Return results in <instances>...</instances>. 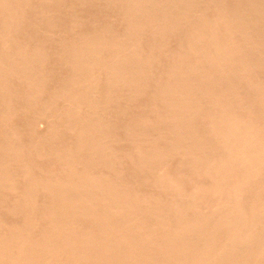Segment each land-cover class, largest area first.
I'll list each match as a JSON object with an SVG mask.
<instances>
[{
  "label": "bare ground",
  "instance_id": "1",
  "mask_svg": "<svg viewBox=\"0 0 264 264\" xmlns=\"http://www.w3.org/2000/svg\"><path fill=\"white\" fill-rule=\"evenodd\" d=\"M1 1V0H0ZM5 1V0H4ZM3 1V2H4ZM18 1H20V0H18ZM24 1H27L25 4H27L29 1L28 0H22V2L24 3ZM50 1H53L52 3L50 2ZM63 2V0H61V1H57V0H49V2H48V0H46V2L45 3H49V5H50V3H51V5H53V7H54V2ZM74 1H76V0H74ZM89 0H87V3H84V0H78V1H76V2H78V4L81 2L82 3V5H83V7L84 6H86V5H88V3H89V7H91V8H93V5H96L97 4V2H99V1H97L96 2V4H92L93 2H95V1H89ZM106 1V3L104 4V6H106V11L107 10H109V8H111L110 6L112 5V1H110V2H112V3H108L107 1L108 0H105ZM114 1V3H113V5L114 4H116L115 3V1L116 2H118V4H119V1L121 2V4L119 5V6H116L117 7V9L115 8V6H114V9H116V10H118L119 8H122V9H120V11L119 12H121L119 15H121V20H120V22H121V24H124V23H126L127 24V22L124 20V22H122L123 20H122V17L124 16V14H125V18L127 17L128 19H129V21H128V24L126 25L127 26V28H126V26L124 27L123 25L121 26V27H124V28H126L125 30H126V34L124 35V34H122L123 32H122V30L123 31H125L124 30V28L121 30V32H119V33H121L120 35H122V36H124V38H126V41H123V40H120L119 38H121L122 39V37H120V36H118V34L116 33V32H114L113 30H114V28L112 27V31H111V28L108 26V25H104V23H102V24H100L101 25V27H100V29L103 27V25L105 26L104 27V29H107L108 31H109V29H110V33H109V35H107L108 33H107V30H104V29H102V32L100 33V34H95V33H99V31H100V29L98 28V26H100V25H98L97 26V23H96V25L95 26H93V27H96L97 26V30H99V31H97V30H95L96 32L94 33V32H92V31H94V28L91 26V22L90 21H87V23L89 22V26H91V29H92V36H90L89 34V36H86L85 35V33H84V35H83V37L82 38H78L77 39V36H75V35H78V34H75L74 36L76 37V38H73V39H71V40H69V42H67L68 44L66 45V46H63V51H65V52H62V50H61V54L63 55L62 56V58H60V57H58V58H60V60H61V63H60V61H59V59H57L58 61H59V64H61V66L62 67H65V66H63L62 65V62H63V60H66L67 59V61H64V62H67V63H65V64H67L66 66H70V67H68V69L70 68V70L72 69V71H70L69 72V74H70V76H68V77H70V78H66V79H70L69 80V82H67L66 81V79H63V80H65V83H64V81H62V84H63V86L65 85L66 87L68 86V88H71L72 87V89H74V93H75V91L77 90V91H79V95L77 94V92H76V94H77V96L75 97V95L76 94H74V96L72 97L71 95L73 94V93H71V97H69L68 96V91L70 90H68V88H66L68 91H64L65 90V88H64V90L63 89H61L60 91H61V94L59 95L58 94V92H57V94L59 95V96H61V97H59V96H57V94H56V91H55V94L54 93H51V94H54V96H56V97H58V98H55L56 100L58 99V101H59V103L61 102V100H59V98L60 99H62V101H63V103H64V100H65V103L66 104H62L61 103V106L62 105H65V107H63V113L65 114V112H66V114L64 115V114H61V116L62 115H64V116H66V118H67V116H68V114L70 115L72 112H76V110H78L79 111V109L80 108H82V107H86V106H88V107H86V109L88 108V110H89V107H90V109L91 108H93L94 110H95V107H99V103H103L104 104V102H108V100H112L111 98H108L107 97V90H105V88L106 89H108V91L111 93V95L113 94L112 92H114V93H117L116 95L117 96H120V91H122V93L124 92V94L126 95L125 97H127L128 95H130L131 97H133L134 95L136 96L137 94L139 95V93L141 92L142 93V98L144 97L143 95V93H145V95H147L148 97H150V98H152L151 97V95L149 96V94H147L148 92H149V86H148V82H151L152 83V81L150 80V81H147L146 80V77H147V75L149 76V77H147V79H151L153 76H157V74L156 75H153L152 73H151V71H150V73L151 74H147V72H148V69H151V67H153L154 66V63H156L155 64V66H154V69H156L155 67H158V64H159V66H160V61L159 60H157V59H159L158 57H157V55L158 56H163L164 57V54H167L168 52H169V49H168V47H164L163 48V45H164V43L167 41V40H169L170 39V34H172V38L173 37H176L175 39H176V41H177V44H178V40L180 39V37L178 36L181 32H183V31H188L187 30V28L188 29H190V30H193V29H191L190 27V23H189V21L190 20H193L195 17V19H197V16H195L194 15V13H195V11L197 12V13H199V11H197V10H195L196 8H199V7H201L200 5H202V4H200V3H205V1L206 0H204L203 2H200L199 0H119V1H117V0H113ZM198 1L200 2L199 4L200 5H198ZM210 2H211V0H209ZM213 1V0H212ZM216 1V0H215ZM215 1L214 2H211V4L210 3H208V1L206 2V3H208V5L210 4V5H212L213 6V3H215ZM219 1L221 2L220 4H222V2H223V0L221 1V0H218V3H219ZM228 1V0H227ZM230 1V3L227 5L226 3L227 2H224L222 5H223V7L225 6V7H228L230 4H231V2L233 1V0H229ZM228 1V2H229ZM238 1V0H237ZM243 1V0H242ZM256 2H257V0H255ZM255 1H253L252 0V2L249 0V2H251V4L252 3H254ZM264 1V0H263ZM7 2V6L9 5V3H11V1H6ZM5 2V3H6ZM9 2V3H8ZM13 2V1H12ZM15 2V1H14ZM21 2V1H20ZM34 2H35V0H34ZM33 2V3H34ZM39 2H40V0H38V4L36 3L35 5H38L37 6V8L36 9H38V8H40V10L42 9V13H45V12H48L47 14H48V16L50 15V8H52L53 9V7H51V5H50V8L48 7L49 5H47L46 4V6L48 7V8H45L47 11H44L45 9H43L42 7L43 6H41L40 4H41V2H43V0H41V2H40V4H39ZM55 2V3H56ZM86 2V1H85ZM100 2H102V0L100 1ZM100 2L96 5L97 7L99 6V4H100ZM103 2H104V0H103ZM102 2V3H103ZM233 2H235V3H232L233 4V6H230V7H235V5L234 4H241V2L239 1V3L238 2H236L235 0L233 1ZM245 2H246V0L244 1V3H242L241 5H242V7H243V9H244V7H248L247 5L248 4H250V3H248L247 5L245 4ZM255 2V3H256ZM33 3H31V4H33ZM44 3V2H43ZM70 3V2H69ZM81 3H80V5H81ZM85 5H84V4ZM217 3V1H216V6L214 5V7H212V8H214V9H216L215 7H217V10H214V11H216V12H214V13H212V11H210L212 8H210L209 9V15L207 16V19L209 18V20H211L212 18H211V16L213 17V19H212V21H211V23H209V25L212 27V29L210 28V30H209V28L206 30V24L204 25L203 24V21H204V19H203V17L205 16V15H207L206 13H208V12H205L206 11V7H209V6H207V5H204L205 7L204 8H200L199 10H201L200 12H205L204 14V16H202L203 15V12H202V14H200L201 16H200V19H203V21H202V23H197V26H198V24H203V28L205 29V30H202L201 29V26H199V28L198 27H195V25L193 26L192 25V28H194V31H196L197 30V28H198V33L196 34V33H194V31H193V33L195 34V35H193V36H191V33H190V30H189V34H186L185 36L183 35V33L182 34H180V35H183V39L184 38H186L188 35V37L190 38V40L188 39V43L186 42L185 43V39L184 40H182V39H180V40H182V41H184V42H182L181 41V44L182 45H184V46H182L183 47V49L182 50H186V48H187V50L189 51V55H191L190 53H192V55H194L193 53H198V54H200V56L202 55V54H206V53H199V52H206L205 50H207V51H209L208 52V54H207V57L208 58H210L209 56V54H211V61L209 60V59H206V60H208V62L210 63V65H214V67L216 66V70H217V72L216 73H219L220 75H223L222 73H225L226 71H227V73H230V71H228L229 70V68H232L233 66L235 67V66H237V65H242V66H244V63L246 64L247 63V65H249L250 63H255L256 62V57H259V56H255V58H254V60L255 61H253L252 59H253V54H256V53H258V55H260L261 56V53H263L264 52V44H263V47L261 46L260 48H259V50L260 49H262L261 51H258V52H256L255 53V50H256V48L255 47H257V45H262V43L260 44V41L262 42V41H264L263 40V38H261L262 40H259V39H257L258 41H259V44H257L256 46L253 44V46H252V48H251V41H249V40H251V38H254V35H256V33L255 34H252V36L253 37H251V38H248L249 36H250V31H249V29L251 30V27H252V25L253 24H248L247 22H249L250 23V21H251V17L250 16H252V17H254L255 18V16H256V14L255 15H253V12L255 13V11H257V12H259V11H261V13L263 12V5L264 4H262L263 2L260 0V3L262 4V9H258L257 7H258V5H260V4H258V5H256V4H254V5H256L257 7V10H254L253 11V9L255 8V7H253V9L251 8L252 6H254V5H251L249 8H247V12L245 11V10H243V13H242V8L241 7H239V8H241V10L238 8V10L239 11H237V9L236 10H234L233 11V9H232V12H231V10H230V14H229V10H227L228 11V15H226L225 13V11H226V9H229V8H224V9H221V7H219L218 8V4ZM12 5L13 4H16V3H11ZM59 4V3H58ZM76 4V3H75ZM90 4H92V6L90 5ZM106 4H111L110 6L109 5H106ZM218 4V5H217ZM243 4H245V5H243ZM3 5H5V4H3ZM5 5V6H6ZM10 6V8L12 9V11H9L8 12V10H7V8L6 9H4V8H2V6L0 7V8H2L1 10H3L4 11V13L6 14V16H7V14L8 13H10L11 12V14L12 15H14L15 13H13V12H16V13H20V12H17V11H15L14 10V6ZM17 5V4H16ZM15 5V6H16ZM19 5H20V3H19ZM22 6H23V4H21ZM21 5H20V8L19 7H17V10H18V8L21 10L22 8H21ZM34 5V6H35ZM45 5V4H44ZM56 6H57V4H55ZM60 5H62V3H60ZM59 5V6H60ZM81 5V6H82ZM203 5H202V7H203ZM227 5V6H226ZM28 6H30V5H28ZM39 6H41V7H39ZM68 6H70V5H68ZM72 6V5H71ZM96 6H94V7H96ZM103 6V7H104ZM121 6V7H120ZM240 6V5H239ZM13 7V8H12ZM36 7V6H35ZM79 7V6H78ZM97 7H96V9H97ZM99 7H101V6H99ZM103 7H101V8H103ZM119 7V8H118ZM211 7V6H210ZM238 6L236 5V8H237ZM261 7V6H260ZM25 9H27L26 7H24ZM30 8V7H29ZM31 8H32V5H31ZM31 8H30V10H31ZM34 8V7H33ZM32 8V9H33ZM72 8V7H71ZM73 8L75 9V7L73 6ZM77 8V7H76ZM80 8V7H79ZM255 8V9H256ZM9 9V8H8ZM35 9V8H34ZM33 9V10H34ZM35 9V10H36ZM49 9V10H48ZM90 9V8H89ZM104 9V8H103ZM203 9H205V11L203 10ZM250 9H252L251 10V12L249 13V11H250ZM7 10V12H5ZM10 10V9H9ZM14 10V11H13ZM94 10V9H93ZM225 10V11H224ZM259 10V11H258ZM3 11H2V14H3ZM32 11V10H31ZM50 11V12H49ZM103 11V10H102ZM113 11V9H111V12ZM118 11H117V13H118ZM124 13H123V12ZM236 11V12H235ZM21 12H24V9L23 10H21ZM27 13L29 12V9H27V11H26ZM35 12V11H34ZM36 12H40V11H36ZM98 12V11H97ZM111 12H109V13H111ZM114 12V11H113ZM112 12V14H114V13H116V11L113 13ZM234 12V13H233ZM244 12H246V15H248L250 18H249V20L246 22V18L248 19V16H246V18H245V21H243V23L241 24V19L242 20H244L243 19V16H244ZM256 12V13H257ZM41 12H40V14L41 15H44V14H42ZM197 13H196V15H197ZM249 13V14H248ZM260 13V12H259ZM0 14H1V11H0ZM24 14H26V13H23V15ZM30 14H32L31 16H33V15H37V18H36V20L38 19V17H40V14H36V13H33V11H32V13L30 12ZM112 14H110V15H112ZM199 14H198V17H199ZM213 14H215L214 16H213ZM241 14H243V16L241 15ZM262 14H264V12L262 13ZM16 15V14H15ZM11 16L10 14L8 15L9 17H6V16H3V18H9L8 19V21H6L8 24L11 22V18H13V19H17V15L16 16ZM28 15V14H27ZM105 15V14H104ZM230 15V17L232 16L233 17V19H232V17L231 18H229V22H230V20L231 21H237L236 23H238V22H240V23H238V25H239V27H237L238 25L235 23V24H232L231 26H232V28H233V33H234V35L235 34H237V36L239 35V33L238 32H242V31H244V30H246L247 31V29L246 28H244V30H241V28H240V26L242 25L243 26V24H244V22L247 24H244L245 25V27L247 26V27H249L250 25H251V27H249L248 28V31H249V33H247V32H242V34L244 33L245 34V36H247V35H249V36H247L246 38H248L247 40L249 41V42H247V40H245L246 42H244L243 41V43L244 44H246V43H250V46H249V48L250 49H252L253 50V48H255L254 50H253V52L250 50V51H248V50H244L243 51V49H242V52L240 51V50H238V51H240V52H238V53H241V57L243 56L242 54L243 53H247V52H245V51H248V53L250 54V52L251 53H253L252 55L250 54V56H251V60H249V59H247L248 57H250L248 54H245V55H248V57L246 56V59L245 58H243L242 59V61H241V64L240 63H238V62H235L236 60H232L231 58L233 57H231L230 59L232 60L231 62L233 63H236L235 65L233 64H229L230 66H232V67H230L228 64H226L225 63V65H227V66H229L228 67V69L226 68L227 66H225L223 63H224V60L227 58L228 59V57H229V55H232V54H235V52H230L231 51V47H233V44H232V42H227L226 40H225V38L227 39V37H229V35H227L226 36V34L227 33H225V34H222V29H223V27L222 28H220V27H218L219 26V24H222L223 23V21H226V19H228V16ZM258 15V17L261 15V14H257ZM20 16H21V19H22V15L20 14ZM88 16V15H87ZM95 16V15H94ZM116 16V15H115ZM193 16H195V17H193ZM239 16H241L240 18H239ZM16 17V18H15ZM25 17H26V15H25ZM28 17H29V15H28ZM28 17H26V18H28ZM44 17H45V19H48V17H47V15L45 14L44 16H43V18L41 17L40 19H41V21H43L42 19H44ZM52 17V16H51ZM51 17H49V18H51ZM91 17V16H90ZM117 17V16H116ZM123 17V18H124ZM206 17V16H205ZM260 17H262V18H264V16H260ZM5 18V19H6ZM24 18V17H23ZM26 18H24L25 20H26ZM74 18V17H73ZM89 18V17H88ZM87 18V19H88ZM115 18V17H114ZM119 17H118V19H120ZM193 18V19H192ZM211 18V19H210ZM257 18V17H256ZM255 18V19H256ZM262 18H260V20L262 21ZM1 19H2V15H1ZM32 19V18H31ZM34 19V18H33ZM33 19H32V21H33ZM44 19V21H43V23L45 24V20ZM80 19V18H79ZM84 19V18H83ZM86 19V20H87ZM103 19V18H102ZM127 19V20H128ZM194 19V20H195ZM199 19V18H198ZM197 19V20H198ZM255 19H253L252 18V20H255ZM257 19H259V18H257ZM255 20V21H258V20ZM28 20L30 21V19H27L26 21L28 22ZM35 20V19H34ZM39 20V19H38ZM52 20H54V19H52L51 18V21H50V19L49 20H47L46 21V24L48 25L49 23H51L52 22ZM89 20V19H88ZM93 20V22H94V19H92ZM193 20V21H194ZM206 20V19H205ZM10 21V22H9ZM13 21V20H12ZM15 21V20H14ZM18 21H20L21 23H22V25H23V20H20V18L18 19ZM31 21V22H32ZM41 21H38V22H41ZM49 21V22H48ZM201 21V20H200ZM234 21L233 22H230V23H234ZM254 21V22H255ZM0 22L2 23V20H0ZM27 22H24V24H27ZM48 22V23H47ZM56 22V21H55ZM53 23V24H55L56 26H57V23ZM78 22V21H77ZM76 21H72V22H70V25H71V23L72 24H74V23H77ZM82 22V21H81ZM80 22V23H81ZM92 22V24H95V23H93ZM98 22V21H97ZM114 22V21H113ZM187 22L189 23L188 25H189V27L187 26V28H185L184 26H186V24H187ZM191 22V21H190ZM194 22H196V21H194ZM264 22V21H263ZM263 22H261V24H263ZM0 23V24H1ZM3 23H5V22H3ZM3 23H2V25H3ZM15 23H17V21H15ZM19 23V22H18ZM17 23V24H18ZM21 23L19 24L20 26H21ZM29 23V22H28ZM33 23H35V22H33ZM33 23H32V25H33ZM37 23V22H36ZM42 23V24H43ZM68 23V22H67ZM86 23V24H87ZM186 23V24H185ZM191 23H193V22H191ZM225 23V24H224ZM223 24H224V29L225 30H227V25H226V23H227V21L226 22H224ZM230 23H228V26H229V28H228V30L230 29ZM251 23H253L252 21H251ZM10 24H12V25H10ZM9 25L10 26H13L14 27V29H15V25H14V22L12 23H10ZM41 24V23H40ZM52 24V23H51ZM51 24H49L48 26L50 27V25ZM62 24V23H61ZM79 24V23H78ZM78 24H76L77 26H78ZM106 24H110L109 22H106ZM183 24H185V25H183ZM194 24V23H193ZM196 24V23H195ZM5 25V24H4ZM7 25V24H6ZM9 25H7V26H9ZM27 25H30V23L29 24H27ZM47 25H44V28L46 27V30L49 28H47ZM75 25V24H74ZM111 25V24H110ZM114 25V24H113ZM208 25V24H207ZM208 25V26H209ZM249 25V26H248ZM10 26L8 27L9 29H10V31L11 30H13V34L15 35V37H14V35L12 34V39L10 38V35L9 34H11V32L9 31V29L8 28H5V27H1V28H3V30L5 29V36H8L9 38H7L6 40H10L9 41V44H10V42H11V40H13V37L14 38H16L17 40H18V37L16 36V34L17 35H19L18 33H16L15 34V32L16 31H14V29L12 28H10ZM40 26H43V25H40ZM39 26V27H40ZM52 26V25H51ZM54 26V25H53ZM50 27L51 29H50V31L52 30V29H54L56 26H54V27ZM65 26V25H64ZM80 26V25H79ZM106 26H107V28H106ZM183 26V28L185 29H182L181 27ZM205 26V27H204ZM226 26V27H225ZM59 27V26H58ZM88 27V26H87ZM150 27L152 28V30H148L147 31V29L146 28H148V29H150ZM178 27H180L183 31H180V32H178L179 34H176V28H178ZM258 27V26H257ZM259 27H260V25H259ZM35 28V27H34ZM43 28V29H44ZM180 28H178L177 30H179ZM215 28H216V30H217V32H214V31H216L215 30ZM231 28V29H232ZM240 28V29H239ZM261 28L263 29V27L261 26ZM261 28H259L260 30H261ZM8 29V30H7ZM16 29L18 30V27H16ZM22 29V28H21ZM24 29V28H23ZM26 29V28H25ZM33 29V28H32ZM36 29V28H35ZM39 29V28H38ZM41 29V28H40ZM57 29V28H56ZM64 29V28H63ZM196 29V30H195ZM218 29H219V31L221 32V34L222 35H224V36H226V37H221V36H219V35H216V33L217 34H220V33H218L219 31H218ZM8 31V33H7V31ZM55 30V29H54ZM144 30H145V32L147 31L148 33H147V35L146 34H144L148 39H149V37L151 36V39H152V37H153V35H154V33H156L155 34V37L156 38H159L158 40H157V42H155V41H152L151 39H147V38H145L146 39V42H149L150 40V42L151 43H146L147 45L148 44H150V45H153L154 44V42L155 43H157L156 45V47H159L160 48V46L162 47V50H161V48L159 49V50H157L158 52H161V51H163V49L165 50V52H164V54L161 52V53H159V54H161V55H159L157 52V55H156V53H155V50H153V47H154V45L151 47L150 45H149V48L151 49L152 48V51L155 53V59L153 58V61H150V60H152V56L154 57V53H152V51L151 50H149V48H147L148 50V52L149 51H151V53H148V54H150V56H149V58H148V56L146 55V54H144V53H142L141 51H139V49L142 47V46H140L141 44H139L138 42H143V41H141L142 40V38L141 37H143V32H144ZM175 31V34L174 33H170V32H172V31ZM200 30L201 31H204V32H200ZM214 30V31H213ZM225 30H223V32H228V31H225ZM256 30V29H255ZM0 31H2V30H0ZM25 31V30H24ZM72 31V30H71ZM75 31V30H74ZM89 31V32H90ZM173 31V32H174ZM36 32V31H35ZM114 32V33H113ZM144 32V33H145ZM149 32H151V34L148 36V34H149ZM197 32V31H196ZM232 31L230 30V34L231 35H233V33H231ZM237 32V33H236ZM259 32H261V31H259ZM263 32H264V30H263ZM263 32H261L262 34H264ZM30 33V32H29ZM71 33H73V32H71ZM79 33V32H78ZM106 33V34H105ZM114 34V35H111V34ZM125 33V32H124ZM169 33V34H168ZM186 33V32H185ZM192 33V34H193ZM229 33V32H228ZM3 34H4V31H3ZM3 34H2V32H0V37H1V41H2V39L3 38H5V36L3 37ZM80 35L79 36H81V34L82 33H79ZM94 34V35H93ZM115 34H117V38H116V36H115ZM167 34V35H166ZM175 36H174V35ZM241 34V33H240ZM241 34V35H242ZM243 34V35H244ZM247 34V35H246ZM24 35V34H23ZM25 35H27V34H25ZM67 35V34H66ZM100 35V36H99ZM106 35H107V37H106ZM111 35V37H108V36H110ZM169 35V36H168ZM177 35V36H176ZM230 35V36H231ZM242 35V37H245V36H243ZM78 36V37H79ZM115 36V37H114ZM144 36V37H145ZM169 37L167 40H165L164 38L165 37ZM191 36V37H190ZM240 36V35H239ZM239 36L238 37H236V36H233V37H236L235 39H233V37H232V40H235V42L237 43L236 45H239L240 43L241 44H243L242 42H241V38L242 37H240L239 38ZM257 36V35H256ZM20 37V36H19ZM66 37V36H65ZM144 37H143V40H144ZM162 37H163V40H161L162 39ZM179 37V38H178ZM262 37H264V35H262ZM71 38V37H70ZM106 38H109V39H106ZM112 38V39H111ZM113 38H115L114 39V42H112V40H113ZM123 38V39H124ZM171 38V40L173 41V39ZM178 38V39H177ZM230 38V37H229ZM238 38H239V40H238ZM259 38V37H258ZM78 40V41H75V40ZM110 39H111V41H110ZM245 39V38H244ZM15 40V39H14ZM13 40V42H18V41H14ZM52 40V39H51ZM72 40H74V42H72ZM109 40V41H108ZM115 40H116V43L118 44V42L120 41L122 44H116L115 43ZM118 40V41H117ZM148 40V41H147ZM154 40H156L155 38H154ZM164 40H165V42H164ZM179 40V41H180ZM237 40V41H236ZM243 40V39H242ZM254 40H255V38H254ZM253 40V43L255 42ZM256 40V41H257ZM4 41H5V39H4ZM3 41V43L2 42H0V44H3V45H5V46H7V43L6 42H4ZM67 41H68V39H67ZM108 41V42H107ZM162 43H161V42ZM170 41V40H169ZM169 41H167V43H171V42H169ZM229 41H231V38H230V40ZM238 41H240V43H238ZM8 42V41H7ZM13 42H11V46L12 45H14L13 44ZM21 42V41H20ZM23 42V41H22ZM21 42V43H22ZM62 42V41H61ZM65 42V41H64ZM76 42V43H75ZM110 42L111 43H114V45H112V44H110ZM144 42H145V40H144ZM161 43L162 45H158V43ZM173 42H175V41H173ZM234 42V41H233ZM15 43V44H16ZM25 43V42H24ZM69 43H72V44H74V47L72 46V44H69ZM167 43H165V44H167ZM183 43H185V44H183ZM231 43V44H230ZM258 43V42H257ZM8 44V48L10 47V45ZM108 44H110L109 45V47H108ZM116 44V45H115ZM137 44H139V45H137ZM144 44V43H143ZM180 44V45H181ZM186 44H188V45H186ZM256 44V43H255ZM19 45V44H18ZM21 45V44H20ZM24 45V44H23ZM23 45H22V47H23ZM68 45L70 46H72V48H70V47H68ZM147 45H145V46H147ZM185 45L186 46H188V47H185ZM227 45H232L231 47H229V49L230 50H228V46ZM247 45V44H246ZM4 46V47H5ZM137 46H138V48H139V46H140V48L138 49L137 48ZM165 46V45H164ZM168 46H170V45H168ZM178 45H176V47H177ZM245 46V45H244ZM255 46V47H254ZM2 45H0V51H3V50H5V49H2ZM3 47V48H4ZM19 47H21V46H19ZM21 47V48H22ZM67 47L68 49H70L69 51H68V54H67V52H66V49L65 48ZM174 47H175V45H174ZM181 47V46H180ZM180 47H177V49H179L178 50V52H176V51H173V53H170L169 52V54H171V55H169V58H170V56H178V54H179V52H181V54H183V52L182 51H180L181 50V48ZM234 47H235V45H234ZM237 47V46H236ZM240 47H241V45H240ZM243 47V46H242ZM259 47V46H258ZM12 48V47H11ZM14 48V47H13ZM15 48H18L17 46L15 47ZM20 48V49H21ZM24 48V47H23ZM25 48H27V47H25ZM34 48V50L36 49L35 47H33ZM60 48V47H59ZM62 48V47H61ZM185 48V49H184ZM244 48V47H243ZM20 49H19V51L17 52L16 51V53H18V54H20ZM28 49V48H27ZM67 49V50H68ZM139 51H137V50ZM142 49V48H141ZM140 49V50H141ZM158 49V48H157ZM233 49V48H232ZM236 49H238V47L237 48H234V51L236 50ZM241 49V48H240ZM247 49H248V45H247ZM36 50H38V47H37V49ZM56 50V49H55ZM166 50H168V51H166ZM226 50H228V52L229 53H231V54H229V53H226L227 51ZM14 51V50H13ZM22 51H24V50H22ZM21 51V52H22ZM29 51V50H28ZM27 51V52H28ZM144 51V50H143ZM6 51H4V52H2V54H4ZM9 51H7V53H8ZM15 52V51H14ZM37 52V51H36ZM34 53V54H36L37 55V53ZM38 52H39V50H38ZM44 52V51H43ZM60 52V51H59ZM103 52H105V55H106V57L104 58V54H103ZM136 52H138V54L136 53ZM174 52L175 53H177V54H174ZM261 52V53H260ZM7 53H5V54H7ZM11 53V52H10ZM15 53V54H16ZM23 53V52H22ZM25 53V52H24ZM24 53H23V55H24ZM31 53V52H30ZM30 53H28V54H30ZM141 53V54H140ZM186 54H188L187 52H185ZM238 53H236V55L238 54ZM260 53V54H259ZM1 53H0V55H2ZM12 54V53H11ZM14 54V58H13V60H12V57H10V56H12V55H8L10 58H9V61H6V62H4L3 60H0V61H2L3 63H6V66H7V64H9L10 63V60H12L13 62H15V65H16V60L18 61V64H20L21 63V61L22 60H24V57L26 56H24V57H20L19 58V56L20 55H18L17 56V58H19V60L16 58V55ZM34 54H31V58H33V60L36 62V64L38 63L37 62V60H35L36 58H38V61H39V63H40V61H42V60H39L42 56V51L40 52V53H38V54H40V56L38 57H36V55L34 56ZM66 54V55H65ZM139 54L140 55H144L143 57H145V56H147V58H142V57H140L139 56ZM152 54V55H151ZM163 54V55H162ZM172 54H174V55H172ZM181 54H179V58L177 57H173L172 59H173V61H171V62H174V64L176 63V62H178V59H183L184 57H182L181 58ZM229 54V55H228ZM22 55V54H21ZM46 55V54H45ZM44 55V56H45ZM55 55V54H54ZM102 55H103V58H102V60L104 61H101V57H102ZM183 55H185V54H183ZM182 55V56H183ZM188 55V56H189ZM197 55V54H196ZM209 55V56H208ZM236 55H235V57H236ZM3 56H5V55H3ZM3 56L1 57V59L3 58ZM7 56V55H6ZM5 56V57H6ZM35 57V59H34V57ZM58 56V55H57ZM60 56V55H59ZM64 56H67L68 58H66L65 59V57ZM100 56V57H99ZM166 56V55H165ZM187 55H185V60L183 59V61H185L186 62V60L187 59H189L190 57H188ZM199 56V59H198V57H197V60H200V58L202 57H200ZM205 55H203V57H204ZM27 57V56H26ZM28 57H29V55H28ZM48 57V56H47ZM64 57V58H63ZM166 57H168V56H166ZM186 57H188L187 59H186ZM193 57V56H192ZM192 57H191V59H189V60H187V61H191L192 60ZM207 57H205V58H207ZM235 57H233V59L235 58ZM240 57V58H241ZM7 58V60H8V57H6ZM5 58V59H6ZM31 58H29V59H31ZM161 58V57H160ZM196 59V57L194 56L193 57V59ZM205 58H201V62H202V59H204L205 60ZM14 59H16L15 61H14ZM22 59V60H21ZM44 59H46L45 57L43 58V60ZM56 59V58H55ZM69 59V60H68ZM166 59V58H165ZM168 59V58H167ZM166 59V60H167ZM177 59V60H176ZM194 59V61L192 60L191 62H196V60ZM229 59V60H230ZM236 59H237V57H236ZM238 59H239V55H238ZM238 59H237V61H238ZM21 60V61H20ZM32 60V61H33ZM53 60V59H52ZM157 60V61H156ZM162 60V59H161ZM169 60V59H168ZM206 60H205V63H207L206 62ZM228 60V61H229ZM246 61V62H244V63H242L243 61ZM260 60V59H259ZM20 61V62H19ZM32 61H29V62H31V63H29V62H27L29 65H30V67H31V64L34 62H32ZM154 61H156V62H154ZM159 61V63H157ZM248 61H251V62H248ZM2 62H0L1 64H3ZM22 62H26V61H22ZM35 62L33 63V66L34 67H32V69L34 70L36 67H38V66H40L41 64H37V66L35 65ZM154 62V63H153ZM170 62V63H171ZM180 62V61H179ZM182 62V61H181ZM181 62L180 63H178V64H181ZM27 63H26V65H27ZM42 63V62H41ZM44 63V62H43ZM188 63V62H187ZM198 63V62H197ZM196 63V66L198 65V69L200 68V70L202 69V67L200 66L199 67V65H201V63L200 64H197ZM203 64V69H204V62H202ZM227 63H229V62H227ZM238 63V64H237ZM252 63V65H250V66H247L248 68H251L252 69V67H253V64ZM0 64V65H1ZM12 64H14V63H12ZM11 63L9 64V65H12ZM58 64V63H57ZM64 64V63H63ZM64 64V65H65ZM69 64V65H68ZM151 64H153V66H151ZM168 64V61H167V63L164 65V67L165 66H168L167 65ZM172 64V66L174 67L175 65H173V63H171ZM177 63H176V65H178ZM184 64V63H183ZM181 65V67H183L184 65ZM208 64V63H207ZM223 65V66H225V68L223 69V72H222V70H221V72L219 71V69H221V68H217V66L218 65ZM256 64H258V62H256L255 63V66H257ZM24 65H25V63H24ZM25 65V66H26ZM29 65H27L26 66V68H28V66ZM43 65V64H42ZM42 65H41V71L44 69H42ZM104 65L105 66H107V70L109 71V72H107L106 70H105V68H104ZM157 65V66H156ZM188 65V64H187ZM187 65L186 66H184V68L185 67H187ZM192 64L190 63V65L188 66V67H191V69H192V66H191ZM210 65H206V66H210ZM219 65V66H220ZM222 65L220 66V67H222ZM2 66V68H3V66L4 65H1ZM6 66L4 67V68H6ZM17 66V65H16ZM19 66H21L22 67V63H21V65H19ZM103 66V67H102ZM151 66V67H150ZM196 66H194V67H196ZM206 66H205V70L207 71V69H206ZM211 66V67H212ZM242 66H240V67H242ZM246 66V65H245ZM245 66H244V68H245ZM254 66V67H255ZM10 67H11V70L12 69H14L15 68V66L13 67V65L12 66H9L8 67V69L10 70ZM18 67V66H17ZM15 68L14 70L15 71H18V70H16V69H18V68H20V67H18V68ZM24 67V66H23ZM47 67H49V66H47ZM59 67H60V65H59ZM100 67H102V68H104V70H102V68H100ZM150 67V68H149ZM162 67V66H161ZM180 67V65H179V68H181ZM187 67V68H188ZM194 67H193V69H194ZM210 67V68H211ZM246 67V70L248 69ZM254 67H253V69H254ZM2 68H1V70H2ZM56 68H57V65H56ZM65 68H67V67H65ZM98 68H100L101 70L99 71V74L101 75L102 73H103V75H104V73H105V75H107V73H109L107 76H105L106 78H102V77H104V76H101L100 78H102V79H105V81L103 80V82L104 83H101V84H103L104 85V87H103V91H105V93L102 91V90H100V88L102 87V85L101 86H99V82H98V80L100 79L99 77H97L98 76ZM159 68V67H158ZM176 68V67H175ZM175 68H171V72H173L172 71V69H175ZM178 68V69H179ZM184 68H181L182 70L184 69ZM186 68V70H189L190 68H188L187 69ZM197 68V67H196ZM223 68V67H222ZM236 68V67H235ZM257 68V67H256ZM255 68V69H256ZM6 70V69H4V70H6V71H4V70H2L4 73L5 72H7V71H9V70ZM22 69V68H21ZM24 69V68H23ZM23 69L21 70L22 72H23V77L24 76H26V75H24V72L25 71H23ZM31 69V68H30ZM30 69H26V71L28 70V71H30ZM38 69H39V67H38ZM60 69V68H59ZM153 69V68H152ZM159 69H161V70H163L162 68H159ZM164 69H168V67H165ZM169 69H170V66H169ZM169 69H168V73L166 72V70L165 71H162L163 72V74L167 77L168 76V74L170 73L169 72ZM177 69V68H176ZM178 69H177V72H178ZM181 69H179V72H183ZM193 69L192 70H189V71H184L183 72V74L182 75H184V78L183 77H181V78H183V81H185L184 79H187V78H185L186 76L188 77L189 76V78L188 79H191V77H193L194 76V74H195V72L193 71ZM197 69V71L196 72H198L199 70ZM226 69V70H225ZM236 69H240V71H241V73L243 72V67L242 68H238V66H237V68ZM236 69H234V68H232V69H230V70H235V72H232L233 74H235L236 73V75H239L240 77H236V82L237 81H239L241 84L245 81V82H247V79H246V74L247 73H250V70H248L249 72H247V71H245V76L246 77H244L245 78V80L243 81V76L244 75H241V74H238L236 71H238V70H236ZM253 69H252V71H253ZM0 70V71H1ZM13 70V71H14ZM33 70H31L29 73L31 74H35V72L33 71ZM40 70V69H39ZM161 70L160 71H158V73H159V75L161 76H159L157 79H155L154 77V80L153 81H155V82H157V80L160 78L161 80V82L162 81H164V80H162V78L163 77H165L163 74H162V72H161ZM196 70V69H195ZM211 70H212V68H211ZM210 69L207 71L208 73H205V75H208L209 74V79L211 78V77H213L212 76V72H209V71H211ZM214 70V69H213ZM13 71H10V72H8V73H11V74H17L15 71H14V73H12ZM28 71L26 72V73H28ZM34 73H33V72ZM35 71H37V70H35ZM47 71V70H46ZM74 71V72H73ZM104 71V72H103ZM107 73H106V72ZM192 71V73H191V75H193V76H191V75H187L189 72H191ZM204 71V70H203ZM202 70H201V73L203 72ZM219 71V72H218ZM225 71V72H224ZM2 72V73H3ZM20 71H18V74H21V73H19ZM39 72V71H38ZM38 72H37V74H38ZM44 72V71H43ZM71 72H73L72 74H71ZM102 72V73H101ZM153 72H155L154 70H153ZM175 72V73H174ZM173 73L174 74H176V75H180V73H176V71H174ZM188 72V73H187ZM239 72V71H238ZM1 73V72H0ZM0 74L1 76H4L3 74ZM8 73H7V76L9 77V75H8ZM28 73V74H29ZM64 73H66V72H64ZM149 73V72H148ZM155 73H157V72H155ZM165 73H167V75L165 74ZM173 73H170V74H173ZM187 73V74H186ZM199 73V72H198ZM215 73V71L213 72V74H216ZM230 74V75H233V74ZM14 74V75H15ZM17 74V75H18ZM29 74V75H30ZM40 74V73H39ZM41 74H42V72H41ZM40 74V75H41ZM44 74V73H43ZM169 74V75H170ZM186 74V75H185ZM203 74H204V72H203ZM202 74V75H203ZM219 74H216L217 76H214V77H218V80H215L216 78H214V80H213V78H211V83H207L208 81H209V79H208V77L206 78L207 79V81L205 82L204 81V87L202 86L203 84V82H201V84L199 83H197V79H198V77L200 76V73L196 76L197 77V79H195V81H196V84H198V87H196L197 89L198 88H200L199 87V85H201V87H202V89L200 88L199 90L201 91L202 90V92L204 91V92H208L209 91V89H212V88H207L208 89V91H206V87H210V85L211 86H214L215 85V87L217 86V87H219L220 85V83L222 84L223 83V81H225V80H220L221 78H223L224 77V75H223V77H221ZM226 74V73H225ZM16 75V76H17ZM46 75V74H45ZM153 75V76H152ZM163 75V76H162ZM176 75H173V78H174V76H175V79H176V81H173V83L174 84H176V82L178 81V78H179V82H178V84L181 82V83H183V87H184V82L182 81V79L180 78V77H178V78H176ZM181 75V76H182ZM205 75H203V76H200V77H204ZM210 75H211V77H210ZM219 75V76H218ZM227 75V74H226ZM252 75V74H251ZM5 76H6V74H5ZM13 75H11V77H9L10 79L11 78H13L12 80H15L16 81V83H15V85H14V82H13V84L11 83L12 81H9V82H7V83H9V85H10V83L12 84V86L10 85V87H12V88H14L15 86V88H19V86H17L16 84H19L20 86H22L21 84H23L25 81H23L22 80V78H20L23 82L22 83H18V82H20L21 80L19 79V81H18V79L17 78H14V77H12ZM15 76V77H16ZM20 76V75H19ZM35 76H39V75H36L35 74ZM66 76V77H67ZM171 76V75H170ZM191 76V77H190ZM18 77V76H17ZM30 77V76H29ZM40 77H44V76H40ZM40 77H38V79H34V81L36 80V83H40L41 84V82L43 83L44 82V79H42V78H40ZM46 77H47V75H46ZM54 77V76H53ZM61 77V76H60ZM151 77V78H150ZM165 77V79H167ZM195 76H194V78H196ZM220 77V78H219ZM1 78H3V77H0V83L2 84V83H4V84H2L1 86L3 87L4 85H5V87H6V82H4L5 80L6 81H8L7 80V77H5L6 79L4 80V78H3V82H2V79ZM28 77H26L25 79H27ZM33 76L31 75V77H30V81L32 80V82L31 83H33ZM40 78V79H39ZM64 78V77H63ZM97 78H98V80H97ZM152 78V79H153ZM171 78H172V76H171ZM172 78V79H173ZM194 78H193V80H187V85H188V81H190L191 82V84H192V81H193V83H194ZM240 78H242V82H241V80H240ZM256 78V77H255ZM9 79V80H10ZM24 79V78H23ZM43 81H42V80ZM57 79V78H56ZM102 79H101V81H102ZM164 79V78H163ZM170 79V78H169ZM200 79V81L202 80L201 78H199ZM226 79V78H225ZM238 79V80H237ZM40 80H41V82H40ZM181 80V81H180ZM222 81V82H220V81ZM30 81H29V83H30ZM39 81V82H38ZM100 81V80H99ZM145 82V83H147L146 85H147V87L146 86H144L145 85V83H142V82ZM147 81V82H146ZM172 81V80H171ZM170 81V82H171ZM199 81V80H198ZM215 81V82H214ZM219 81V84L217 83V82ZM28 82V80H26V83ZM161 82H160V84H159V81L157 82L159 85H161ZM168 82V81H167ZM167 82L165 83V85H163L164 83L162 82V85L159 87L158 85H157V87L155 88L154 87V82L152 83V87H154V89H153V94H152V92H150V94H152L153 95V98H154V94L155 93H157L160 89H162V91L163 92H161V90L159 91V92H161L160 94H163L164 95V98H163V95H162V98L160 97L161 95L159 94V95H157L156 94V97H160V99H158V101H160L161 99H162V101H160V102H163V103H161L160 104V107H155L154 105H153V107H154V112L156 113V115H157V117L158 116H160L161 117V115H159V114H157L158 112H156V111H159L160 110V108L162 109V107H164L162 104H164L165 103V98H166V95L165 94H169V93H164L165 92V89H168V87H170V85L168 86V87H165V86H167ZM231 82H234V81H231ZM239 82H237L238 84H239ZM251 82V85L253 84L252 83V81H250ZM59 83V82H58ZM157 83H155V84H157ZM169 83V82H168ZM172 83V84H173ZM180 83V84H181ZM185 83V84H186ZM214 83V84H213ZM217 83V84H216ZM225 83H230V80H228V82H226L225 81ZM256 83V82H255ZM25 84V83H24ZM23 84V85H24ZM35 84V83H34ZM40 84H35V86L37 85V88H38V86L40 85ZM82 84H84V87H85V92H83V86H82ZM87 84V85H86ZM142 84H144V85H142ZM176 85L175 87L178 89V86L180 85ZM191 84H189V85H191ZM195 84V85H196ZM208 84V86H206L205 87V85H207ZM228 84H225V86L227 87L228 86V88H229V86H230V84L228 85ZM231 84H233V83H231ZM241 84H239L240 86H241ZM249 83H247V84H244L243 86H245V89H247L248 87H246V85H248ZM259 84V83H258ZM26 85V84H25ZM31 85V84H30ZM57 85V84H56ZM79 85H81V86H79ZM138 85H141V86H143V87H141L142 89H144L145 87L147 88V89H144V90H146V92L144 91H142V90H140L141 88H140V86L138 87ZM150 85V84H149ZM189 85L187 86V87H189ZM193 85V84H192ZM191 85V86H192ZM219 85V86H218ZM223 85V87H221V89H225V91H226V87H224V84H222ZM256 85L257 84H253V86H255L256 87ZM1 86H0V88H1ZM8 86V85H7ZM28 87H29V84L27 85ZM40 86H42V85H40ZM98 86L100 87L99 88V90H100V92H99V95L97 96L96 95V99H97V97H99V101H97L94 97H92L93 95L95 96V90L97 91L98 90ZM156 86V85H155ZM163 86H164V89H163ZM182 85H180V87H181ZM197 86V85H196ZM233 86H236V84L234 83V85ZM238 86V85H237ZM236 86V87H237ZM249 86V85H248ZM261 86V85H260ZM3 87L4 88V90L3 91H5V89L6 88H8L9 89V86L8 87ZM25 88H26V86H24ZM27 87V89H26V92L28 91V90H30V92H33L31 89H32V86L31 87H29L28 88ZM53 87V86H52ZM74 87V88H73ZM77 87V88H76ZM96 87H97V89H96ZM123 87H124V89L126 88V89H128V91L130 92V93H128V91H127V94L125 93L126 92V90L124 91L123 90ZM187 87L185 86V88H183V89H186V91H187ZM192 87H194V86H192ZM214 87V89L216 90V92H218L219 91V89H218V91H217V88H215ZM232 89H233V87L232 86H230ZM258 87V86H257ZM11 88V89H12ZM14 88V90L15 91H13V89L10 91V93H13V92H17L18 90L17 89H15ZM25 88H23V89H25ZM31 88V89H30ZM36 88V89H37ZM47 88V87H46ZM60 88H62V87H60ZM59 88V89H60ZM120 88H122V89H120ZM140 88V89H139ZM150 88V89H151ZM157 88L159 89V90H157ZM173 88H174V85H173ZM176 88H174L175 90H176ZM231 88L229 89V90H231ZM242 88V87H241ZM244 88V87H243ZM249 88H251V87H249ZM248 88V89H249ZM19 89H21V87L19 88ZM22 89V90H23ZM35 89V90H36ZM57 89V88H56ZM58 89V90H59ZM76 89V90H75ZM157 91H156V90ZM170 89H172V87H170ZM180 89H182V87L180 88ZM180 89H178L179 91H180ZM188 89H190V87L188 88ZM197 89H195V91L197 90ZM204 89V90H203ZM214 89H212V91H211V93L213 94V92H215V90ZM254 88H251L250 90L251 91H253V92H255V93H258L259 91V93L261 94L262 92V88H260V89H254ZM7 90V89H6ZM10 90V89H9ZM54 90V89H53ZM57 90V91H58ZM82 90V91H81ZM118 90H120V91H118ZM178 90H176L177 92H172L171 90H169V92L170 93H175V95H176V93H177V95L176 96H178V94H180V96L181 97H183L181 94H183V93H185V94H187V93H189V92H191V91H193V93H194V88H193V90H189V92H186L185 90H181L183 93H178ZM199 90H197L196 92H198ZM228 90V89H227ZM249 90V91H250ZM255 90H258V92L257 91H255ZM2 91V92H3ZM36 91H39V90H36ZM45 91V90H44ZM59 91V92H60ZM62 91H64V92H62ZM73 91V90H72ZM101 91H102V93H101ZM118 91V92H117ZM140 91V92H139ZM180 91V92H181ZM185 91V92H184ZM221 91V90H220ZM222 91H224V90H222ZM233 91H234V89H233ZM238 91V90H237ZM248 91V90H247ZM250 91V92H251ZM1 92V93H2ZM7 93H9V91H6ZM5 92V93H6ZM22 91H20V93H21ZM29 92V91H28ZM28 92H27V94H28ZM53 92V91H52ZM82 92V93H81ZM166 92H168L167 90H166ZM195 92V93H196ZM201 92V93H202ZM203 92V93H204ZM216 92L214 93L215 95H216ZM231 92V91H230ZM235 92V91H234ZM242 92V91H241ZM9 93V95H11ZM15 93H13V95L15 94ZM18 93V92H17ZM17 93H16V95H17ZM23 93V92H22ZM25 93V92H24ZM37 92H35V93H33L32 95H34V96H36L35 94H36ZM41 93V92H40ZM45 93H46V91H45ZM94 93V94H93ZM102 95H101V94ZM103 93L106 95L105 97H106V99H107V101H103L102 102V99H100V95L101 96H104L103 95ZM140 93V94H141ZM194 93V94H195ZM206 93H205V97L207 98V96L208 95H212V94H210L209 92H208V94L206 95ZM223 93V92H222ZM221 93V95H223ZM237 93V92H236ZM254 93V94H255ZM3 94H4V92H3ZM19 94V93H18ZM31 94V93H30ZM30 94H28V95H30ZM51 94H49L50 95V97L52 96ZM96 94H98V91H97V93ZM124 94H122L123 96H122V98L124 97ZM192 94V93H191ZM197 94H199V92L198 93H196V97L193 95V97H195V98H193V101H195V99L196 98H199V102H200V100L203 98L204 99V97L203 96H201L202 98L200 99V97H199V95H198V97H197ZM220 94V93H219ZM225 94V93H224ZM229 94V93H228ZM233 94V93H232ZM0 95H2V94H0ZM5 95V94H4ZM4 95L2 96V97H0L1 99L4 97ZM9 95H7L6 94V99L8 100V98L7 97H10ZM13 95H12V97L11 98H13ZM31 95V96H32ZM190 95V94H189ZM189 95H187V96H189ZM204 95V94H203ZM220 95V97L222 98V96ZM244 95V94H243ZM258 96H259V94H257ZM262 95H264V93H262L260 96H262ZM15 96V95H14ZM29 96L28 98L30 99V98H32V97H34V96ZM44 96H45V94H44ZM110 96V95H109ZM114 97H116L115 95H113ZM130 96H128L127 98H129ZM141 96L139 95V96H136V98L138 99V100H140L139 99V97L141 98ZM146 96V97H147ZM173 96H174V94H173ZM213 96V95H212ZM217 98L216 99H214V101L215 100H219V95H218V93H217ZM237 96V95H236ZM256 96V95H255ZM259 96V98H262V97H264V96H262V97H260ZM21 97V96H20ZM24 97V95L22 96V98ZM25 97H27L26 96V93H25ZM38 97V96H37ZM111 97V96H110ZM121 97V96H120ZM119 97V98H120ZM130 97V98H131ZM148 97H147V100H150V98L148 99ZM156 97H155V99H156ZM158 97V98H159ZM171 97H172V94H171V96H170V100H171ZM175 97V96H174ZM185 97V96H184ZM183 97V98H184ZM15 98V97H14ZM21 98V99H22ZM42 98V97H41ZM102 98H104V97H102ZM113 98V97H112ZM117 98V97H116ZM122 98H120L121 100H123ZM178 98H179V96L177 97V99H176V102H178L177 100H178ZM205 98V99H206ZM208 100H210V96H208ZM213 98H214V96H213ZM221 98H220V100H221ZM225 98H227V97H225ZM224 98V99H225ZM5 99V97L2 99V101ZM24 99V98H23ZM47 99H49V97L47 98ZM51 99V98H50ZM52 99H53V96H52ZM52 99H51V101H52ZM94 99H95V101H97L98 103H96L95 104V102H94ZM114 99V98H113ZM120 99H118V100H120ZM167 100L166 101H168L169 100V98H166ZM175 98H173V100H171V101H175L174 100ZM180 99H182V98H180ZM187 101H188V99L187 98H185ZM202 99V100H203ZM204 99V100H205ZM212 99V98H211ZM233 99V98H232ZM7 100H5V101H7ZM10 100V99H9ZM28 100V99H27ZM37 100V99H36ZM105 100V99H104ZM116 100V99H115ZM114 100V101H115ZM117 100V101H118ZM126 98L123 100L124 101V103H126ZM129 100V99H128ZM127 100V101H128ZM145 100V99H144ZM152 100V99H151ZM154 100V99H153ZM152 100V103L153 102H155L156 100H154L153 101ZM164 100V101H163ZM169 100V101H170ZM183 100V99H182ZM190 101H188L189 103L190 102H192V100L191 99H189ZM203 100V101H204ZM213 100V99H212ZM211 100V101H212ZM219 100V101H220ZM222 100H223V98H222ZM254 100V99H253ZM4 101V102H5ZM12 101V100H11ZM23 101V100H22ZM30 101V100H29ZM41 101V100H40ZM47 101V100H46ZM51 101H47V104H46V106H47V108H49V106H51V104H50V102ZM122 101V102H123ZM131 101H133V99H131ZM158 101H156L157 102V104H158ZM166 102L167 104H166V106H168L167 108L169 109V106H171L172 104H174V103H172V104H170V102ZM180 101V100H179ZM185 100H183V101H181V102H184ZM198 101H195L196 103L198 102ZM203 101H201V102H203ZM206 101V100H205ZM213 101V102H214ZM219 101L217 102V103H219ZM224 101V100H223ZM247 101V100H246ZM262 101H264L263 100V98H262V100H261V102ZM1 102V101H0ZM31 102H32V100H31ZM54 102H56L55 100H54ZM111 102V101H110ZM110 102L109 103H106L107 104V107L108 108H110L109 107V105H113V104H110ZM116 102V101H115ZM114 102V103H115ZM122 102H120V103H122ZM139 102V101H138ZM147 102H149L150 103V101H145V103H147ZM159 102V103H160ZM186 102V101H185ZM188 102H186V105L187 106H185V108L183 107V109H187L186 107H188L190 104L188 103ZM200 102V103H201ZM242 102V101H241ZM3 103V102H2ZM24 103H26V102H24ZM29 103V102H28ZM27 103V104H28ZM52 103V102H51ZM112 103H113V101H112ZM119 103V102H118ZM129 103H132V102H130V100L128 101V103L127 104H129ZM135 103H137L136 102V100L135 101H133V104H135ZM180 102H178V104H179ZM195 103V105H197ZM204 103V102H203ZM209 103V102H208ZM215 103V102H214ZM220 103H222V102H220ZM219 103V104H220ZM225 103V102H224ZM227 103V102H226ZM252 103V102H251ZM250 103V104H251ZM7 104V103H6ZM45 104V103H44ZM54 104V103H53ZM109 104V105H108ZM140 104H142V103H140ZM156 104V105H157ZM170 104V105H169ZM184 104V103H183ZM209 104H213V103H209ZM208 104V105H209ZM247 104V103H246ZM259 104V103H258ZM3 105V104H2ZM1 105V106H2ZM29 105V104H28ZM116 105V104H115ZM114 105V106H115ZM119 105H122V104H119ZM143 105V104H142ZM147 105V104H146ZM152 105V104H151ZM162 105V106H161ZM165 105V104H164ZM176 105H177V103H176ZM180 105V104H179ZM181 105H182V103H181ZM181 105H180V107H181ZM185 105V104H184ZM192 105H194V102H193V104ZM192 105H191V107H192ZM201 105H202V103H201ZM208 105H207V107H208ZM214 105H216V103L214 104ZM224 105V104H223ZM228 105V104H227ZM226 104L224 105L225 106V108H224V106H222L221 104L220 105H216V106H213V108H217V106L221 109H226V106H227ZM230 105V104H229ZM232 105H234L235 106V103H232L231 102V105H230V107H228V108H231V106ZM239 105V104H238ZM0 106V107H1ZM9 106V104L7 105V107ZM31 106V105H30ZM55 105H52V107H54ZM58 106V105H57ZM61 106L59 107V108H61ZM102 106V105H101ZM100 106V108H101V113L104 111V109L105 108H107V107H104V105H103V107H101ZM128 106V105H127ZM132 106V105H131ZM134 106H136V105H134ZM133 106V107H134ZM211 105H209V108H205V110L206 111H209V110H216L217 111V109H212V106L210 107ZM222 106V107H221ZM234 106H232V108L234 109V110H236L237 109V107H236V109L234 108ZM4 107H6V105L4 106ZM43 107V106H42ZM117 107L118 108H120V107H122V106H118V104H117ZM123 107H125V106H123ZM145 108L147 107V106H144ZM174 107H176V108H174ZM174 107L172 106V108H174V109H176L177 111L180 109L181 110V108H179V106H178V109H177V106H175L174 105ZM193 107H195V106H193ZM198 108L197 109H199V107H201V106H197ZM204 107H206L205 105H204ZM242 107V106H241ZM244 107V106H243ZM15 108V107H14ZM47 108L46 109H43V110H45L46 112L47 111H49V110H52L51 108H49L48 110H47ZM55 108V107H54ZM53 108V110L54 111H56V109L58 110V111H60L59 110V108L58 107H56L55 109ZM96 108V109H97ZM100 108L98 109V110H100ZM104 108V109H103ZM106 109V111L104 112V113H102L101 115L103 116V114H107L106 112H109V110L111 109ZM116 108V107H115ZM117 108V109H118ZM136 108H138V106L136 107ZM148 108V107H147ZM159 109V110H157V109ZM166 108V109H167ZM172 108H170L171 110H172ZM196 108V107H195ZM229 109L230 111H228V109L225 111V113L227 112H233L234 110L233 109ZM240 108V107H239ZM238 108V109H239ZM248 108V107H247ZM253 108V107H252ZM11 109H13V108H11ZM11 109H9V110H11ZM19 109V108H18ZM17 109V110H18ZM31 109V108H30ZM41 109V108H40ZM140 109H142V108H140ZM152 109V108H151ZM165 109V108H164ZM164 109H162L163 111H159V113H161V112H164L165 113V111H164ZM168 109L166 110V112L168 111ZM169 109V110H170ZM182 109V110H183ZM189 109H190V107H189ZM188 109V110H189ZM221 109V110H222ZM7 109H5V111H6ZM38 111L37 112V114L40 112L41 114L40 115H38V117H36L35 119H37L36 121L37 122H41V123H43V125H44V123H46L47 122V119H49V118H47L48 116H47V114H49L50 113V111H49V113H47L46 114V112H44V111ZM64 110H67V111H64ZM108 110V111H107ZM112 110H113V107H112ZM120 110V112L121 113H117V115L118 116H120L121 114H123L124 115V117H125V112H124V108L123 109H119ZM123 110V111H122ZM144 110V109H143ZM171 110L170 111H168V112H170L169 113V118H168V116H163V117H165V120H164V118H163V120H164V122L163 123H172V120H174L175 119V117L177 116V115H179V114H181V113H179V112H177V113H179V114H177V113H175L176 115H174V112H173V110H172V112H173V114H172V112H171ZM176 110H175V112H176ZM179 110V111H180ZM200 110V109H199ZM199 110H196L195 112H197L196 114H195V116H194V114L193 115H191V113L194 111V109L192 110H190V111H192V112H186V115H187V113L189 114L190 113V116H194L195 118H197V119H199V114H203V113H205V112H203V111H205L204 110V108H203V111L201 112L200 111V113L198 112ZM255 110H257V109H255ZM3 111V110H2ZM15 111V110H14ZM13 111V112H14ZM25 111V110H24ZM26 111H28V110H26ZM52 112V114L54 113V115H49L50 116V118L52 117V116H55V117H52L53 118V120H54V118H58V117H60L59 116V114L58 113H56V112ZM83 110H80V112H81V114L83 113L82 112ZM85 111H87V110H85ZM92 110H90V112H91ZM114 111V110H113ZM112 111V112H113ZM117 111V110H116ZM126 111V110H125ZM139 111V110H138ZM241 111H242V109H241ZM1 112V111H0ZM4 112V111H3ZM7 112V111H6ZM6 112H4L5 114H3V115H6ZM12 111L10 112V114L11 113H13ZM16 112V111H15ZM31 112H33V111H31ZM68 112V113H67ZM70 112V113H69ZM80 112H78V116H80L79 115V113ZM90 112L88 113V114H90ZM94 112H98L97 110L96 111H94ZM141 112V111H140ZM145 112H146V110H145ZM148 112V111H147ZM151 112V111H150ZM150 112H148V113H150ZM184 113H185V110L183 111ZM209 112H211V111H209ZM218 112V111H217ZM217 112H211V113H214V114H216ZM224 112V111H223ZM243 112V111H242ZM241 112V113H242ZM249 112V111H248ZM253 112V111H252ZM60 113H62V111L60 112ZM96 113H95V116H93L92 118H94V117H97L98 118V116H96ZM111 113V112H110ZM135 113V112H134ZM147 113V115L146 116H148L149 114ZM153 113V112H152ZM152 113H150V117H153V115H152ZM194 113V112H193ZM199 113V114H198ZM211 113H209L211 116L212 115H214V114H211ZM221 114H219V112L217 113V115L219 114L220 116L222 115V112H220ZM228 113V114H229ZM1 114V113H0ZM7 114H9V113H7ZM9 114V115H10ZM32 114V113H31ZM36 114V113H35ZM55 114H58V117H56V115ZM76 114H77V112H76ZM76 114H71L72 116H71V118H73L74 116L73 115H76ZM85 114V113H84ZM99 114H100V112H99ZM116 114V113H115ZM162 115H163V113H161ZM168 113H166L165 115H167ZM172 114V115H171ZM206 114V113H205ZM228 114H226V115H228ZM232 114V113H231ZM230 114V115H231ZM254 114V113H253ZM256 114H258V113H256ZM255 114V115H256ZM260 114V113H259ZM262 114H264V113H262ZM262 114H260V115H262ZM9 115H7L6 117H11V116H9ZM12 115V114H11ZM91 115H92V113H91ZM97 115H98V113H97ZM101 115H99V116H101ZM123 115H121V116H123ZM171 115V116H170ZM175 117H174V116ZM182 115H184L183 113H182ZM181 115V116H182ZM198 115V116H197ZM209 115V116H210ZM224 115V114H223ZM223 115L220 117V116H213L214 118L215 117H220V119H223ZM230 115H228V117H226V118H228V119H235V116L233 117V115H234V113L230 116ZM15 116V115H14ZM35 116H37V115H34V117ZM77 116V117H78ZM82 116H83V114H82ZM84 116H88V115H84ZM90 116V115H89ZM88 116V118L90 119H88V120H86L87 118L86 117H84L83 119H85V121L88 123V121H92L91 120V116L89 117ZM101 116V117H102ZM107 116V115H106ZM116 116V115H115ZM126 116H127V114H126ZM145 116V117H146ZM149 116L147 117V119L149 118ZM173 116V117H172ZM202 116H204V115H202ZM201 116V117H202ZM206 116H208V114L206 115ZM208 116V117H209ZM249 116V115H248ZM248 116H242V117H240L239 119H242V118H244L245 120L247 119L248 120ZM3 117V116H2ZM5 117V116H4ZM33 117V118H34ZM63 117V116H62ZM77 117H74V118H77ZM101 117H99V120H101L102 118ZM129 117V116H128ZM132 117H134V116H132ZM136 117H139V116H135V118ZM142 117H144L143 116V113H142ZM144 117V118H145ZM168 119H170L171 117H172V120H170V122H166V119L167 118ZM177 117H179V116H177ZM176 117V119L178 120V118ZM182 117H185V115L184 116H182ZM187 117V116H186ZM188 117H189V115H188ZM194 117L193 118H191V120L192 119H194ZM200 117V120L202 119V118H204L205 119V117H202L201 118ZM225 117V116H224ZM230 117V118H229ZM233 117V118H232ZM263 118H264V116H262ZM261 116H259L257 119H259V120H261V118H262ZM7 118V119H8ZM61 118V117H60ZM79 118V117H78ZM77 118V119H78ZM81 119L80 120H82V117H80ZM97 118H94L95 119V121L97 122ZM101 118V119H100ZM109 118V117H108ZM120 118V117H119ZM140 119H141V117H139ZM139 118H138V120H137V118H136V122L138 123V129L137 128H135L138 132H134V130H132V127H130V125H128L127 123H128V121H125V120H123V121H125V123H123L122 125L124 126H122V128L124 129H128L129 127L131 128V129H129V130H132L135 134L136 133H141V129L143 128L144 129V127L146 128V127H148V125H149V127L148 128H151L152 127V125H154L155 124V121H157V120H154L153 121V123L150 121V119H148L150 122H151V124L152 125H150V122H149V124L147 123V121H145L143 118V121H144V123H142V124H145V126H141V128H140V130H139V127H140V124H139V122H143L142 120H140L139 121ZM154 118V117H153ZM174 118V119H173ZM181 118V117H180ZM179 118V119H180ZM211 118V117H210ZM210 118H208V119H210ZM216 118V119H217ZM237 118H238V116H237ZM251 118V117H250ZM252 118H253V115H252ZM12 119V118H11ZM55 119V120H56ZM69 119H70V117H69ZM94 119H93V121H94ZM97 119V120H96ZM116 119V118H115ZM133 119L134 118H131V120H130V122L131 121H133ZM155 119V118H154ZM159 119V118H158ZM175 119V121H177ZM187 119V118H186ZM185 118H184V122L185 121H187V122H189V121H191V120H186ZM197 119H194L193 120V122L195 121L196 123H198L199 124V121H197ZM208 119H207V117H206V120L207 121H205L206 123H208V124H206L205 122L203 123L202 122V124H203V126L204 125H208L209 127H210V125L211 124H209V122L210 121H208ZM215 119V120H216ZM220 119L218 118V120H216V121H214V119H212L211 120V123H212V121H214V122H216L217 124H219V122H217V121H220ZM225 119V118H224ZM223 119V120H224ZM233 119V120H234ZM239 119L237 120V121H239ZM254 119H255V117H254ZM257 119L255 120V121H257ZM8 120H10V118L8 119ZM34 120V119H33ZM58 121H59V119H57ZM66 120H68V119H66ZM71 120V119H70ZM69 120V121H70ZM73 120V121H72ZM71 121L72 122H74L75 120L74 119H72ZM110 120V119H109ZM160 121H161V119H159ZM162 120V121H163ZM203 120V119H202ZM232 120V121H233ZM246 120V122L242 119V122H244V124H246L247 122L248 123H250V119L247 121ZM257 121V122H260V121ZM36 121H32L33 122V124H35L36 123V125H37V122ZM49 121V120H48ZM85 121H84V123H85ZM122 121V122H123ZM139 121V122H138ZM160 121H158L157 123H159ZM167 121H169V120H167ZM179 122V124H180V122L182 121V118H181V121L180 120H178ZM227 121V120H226ZM224 122V124H226V125H221V123H220V125H218L217 127V129H216V132L215 131H213V130H209V131H213V136H211L210 137V135L209 134H207L208 132L207 131H205L206 129H205V127H201V128H204L203 129V132H205V134H206V137L208 138V136L210 137V138H214V134L216 133L217 134V131H219V134L221 135V139H222V141H223V143L222 142H220L219 140H217V142H216V139L217 138H219L217 135L215 136V141H213L212 139H211V141H213V142H216V143H219L220 144V148H221V152L220 151H218V149L220 150V148L218 147V145L215 143V147H213L214 145H212V144H214L213 142H202V141H205L207 138L206 137H203L205 140H200L202 137H201V135L203 136V134H201L200 132V134L201 135H199V133L197 132V134L199 135V137H200V139H198L199 137L198 136H194V137H198V138H194L193 140H194V142L193 141H191V139L190 140H188V141H191V142H193V143H190V144H192L193 146L195 145V146H197V148L201 145V147H202V145H204L205 143H211V144H209V147H211V148H213V149H217L216 148V145H217V147H218V149H217V151H216V153H218L219 152V154H216L215 155V157H213L212 155V159H211V157H210V160L209 161H204V163L202 164L201 162L200 163H194V162H196V161H198L201 157H202V154H199L200 152H202L203 150L205 151V148H206V151L204 152V154H203V157H204V155H205V153L207 154V152L210 150V148L209 149H207L208 147H206V145L205 146H203L202 148H204V149H202V150H200V148H198L199 150H198V156L200 155L201 157L198 159L197 157L195 158L196 160L193 162V160H192V163L193 164H195V165H193L192 163H191V161H190V164L192 165V166H194L195 168H196V170L197 171H195L194 173H196V174H194L193 175V168H192V172H191V170H188L187 172H191L192 173V175L193 176H195V175H197L198 174V171L200 170H202V174H203V172H204V174H207L206 176L209 178V182H212L213 183V185H211V183H210V185H208V186H210L209 188H210V190H211V192H210V190L207 192L206 191V193L207 194H210L211 193V196H212V194L213 195H216L215 197L213 196V197H209V195L207 196V194L205 193V195L207 196V197H209V199L211 200V198H212V200H215L216 198H217V196L219 195H224V193H225V196L228 194H230L229 196L231 197V195H232V197L234 198L233 200L234 201H232V200H230L231 202H229V199H228V197L226 198V197H223V199L225 198L226 200H224L223 201V199L221 200V201H219V203H217L218 201H217V199L218 198H221V197H218L217 199H216V201H215V203L217 204V205H219L218 206V208H216L217 207V205L215 206V208H216V211L218 212V214H219V211H220V209L219 208H221V215H218V216H216L217 215V213H216V211H215V209H212V207H209V208H211V210H213L215 213H216V215L215 214H213V212H211V210L210 211H208V218L207 219H210V213L209 212H211V215L213 216L214 215V217H211V218H216L217 217V220H214V219H212V220H214L213 222H214V224H211V222L210 221H206V222H208V225H206V222H204L205 223V225H206V227H205V229L203 228V230H202V227H204V226H201L202 224L204 225V223H202L203 222V220H201L200 218L201 217H197V216H201V214H205V210L206 209H208L209 210V208L207 207V206H202V204L204 205V203L201 201V200H203V199H199L200 198V196H199V198L198 197H196V198H198L200 201H201V203L199 202V200L198 199H193L194 197L192 196V198L191 199H193V200H191L190 198H188V199H190V201L188 200V199H185V198H187V196L185 197V195H182L184 192H183V190H181V189H183V185H181L180 183H182V182H180L179 184L181 185V187L182 188H180V190L179 189H177L178 187L177 186H175V184H177L179 181H177V183H171V182H169V183H171V184H174V186L175 187H173V185L170 187L169 185H168V183L167 182H165V184L167 183V188L165 189L164 187H165V185H163L164 187V189H163V193H170L169 191H166L169 187H170V190H171V193L173 194V192H172V189L173 188H176L177 190H179V191H182V193H180L179 191V194L180 195H182V198L181 199H179V200H182V202H183V198H184V200H186V202L184 201L182 204L180 203V201L178 200L177 202H175V203H177V204H179L180 203V205H181V207L180 208H178L177 210H176V208L177 207H179L178 205L177 206H174L173 207V205H172V207L173 208H175L173 211L175 212L176 211V214H179V213H181V215L180 216H182V214H183V212L185 211V208L187 209V206L189 207H191L190 208V211H192L193 209H194V211L192 212V213H190V218H191V216H192V214L197 210L196 208L197 207H199V204H201L200 206H202L203 208H204V213H200V210L201 209H203L202 207H199V208H201V209H199V210H197V211H199V213H198V215H195L197 218H198V221L196 220V219H192V221L190 220V221H186V220H189L190 218H186V220L184 221L183 219L185 218V216L183 215V219H181V220H183V222L180 220V218H182V217H180L179 219H177L176 221H178V220H180V225L177 227V225H176V229H175V231H173V228H175V227H169L168 225H167V228L169 227L170 229L172 228V230H171V232H168V229L166 228L165 230H163L162 229V233L164 232V231H166L165 233H167L168 232V234L167 235H169V233H171L169 236H167V237H164L162 240H157V238H155L156 236L154 235V233L155 234H159V232L157 231V230H160V229H156L157 227H154L156 230H155V232L152 234V230L151 231H149L150 230V228H147V230H145V229H141V226H143V225H145V224H141L142 223V220H143V222H144V220H145V222L147 221V219H152V221L154 220L155 222H153L154 223V225L156 226V224L158 225V227H159V225L160 226H162V227H165L164 225L165 224H169V218L167 219V217H168V215L166 214L167 213V210L168 209H166L165 210V208H164V210H163V212L165 213V215H167V216H163L164 214H160L161 212V206H163V204L166 206V205H168V204H166V202L164 201V200H162V202L164 201L165 203H161L160 202V204H161V206L159 207L160 209H156L157 208V206L155 205L156 204V202H151V204L153 205L154 203V206H156L155 208L154 207H152V205H150L151 207H148L147 206V204H144V203H148V199H149V196H147L146 198H141V197H139L140 199H142V200H144V201H146V202H142V201H139L137 198H132V197H130V196H128V194L127 195H125L127 192H129L131 195H133V193L134 192H132V191H129L130 189L128 188V186H127V188L129 189H127L128 191L125 193V192H123L122 190H119L118 192L120 193H116V191L119 189L118 188V186H117V188L118 189H115L114 187H116L114 184L115 183H113L114 182V180H115V178H118L119 179V177L117 176H115V178L113 177V178H111V180L113 181H110L109 180V183L110 182H112L113 183V185L114 186H110L109 184L107 185V182H106V185H104L103 184V182L105 181L104 180V178L102 179V180H104L103 182H102V184L100 183L101 181L99 180H97V178H96V180H97V182L98 183H100V184H96L95 186L93 185V183L95 182V181H92V179L94 178L93 176V178L92 177H90L89 175L90 174H87L86 175V172L89 170L88 169V167L86 168V166L84 165V163H80L79 161H81L80 159H79V157H80V155H79V157H78V155H77V157H78V161H77V163L76 164H74V162L73 161H76L77 160V157H76V159L74 160L73 158L72 159H70V160H73V161H71L72 163V165L74 164V165H76L74 168L77 170V166L79 165V163L81 164V166L80 167H82L83 165H84V167H85V169H86V172H85V170H84V172L85 173H83V175H85V176H82L81 175V177H79L80 176V173H82V172H80V170L83 168H80V170H79V172L80 173H78L79 174V178L77 177V179H75V176H74V174L76 173V171H75V169H74V173L72 174V177L70 176V175H68L69 177H71V179H70V181L68 180V183L69 184H62L63 183V181H62V183L59 181V179L58 180H52L53 182H55V181H59L60 183V186H55V184L53 185V186H51L53 183L51 182V180L50 181H48L47 180V182H46V180H45V182H46V184H44V182H43V185H42V182H40V181H42L41 179H42V176L44 175V174H39V175H41V176H39L38 175V173H37V175H35L36 176V178H35V176L33 175V171L31 172V170L29 169V167L28 166H24V168L25 169H23V167L21 168V169H23L22 171L25 173V177H23L22 176V179H23V181H25L26 182V185L23 183L22 184V186H25L26 187V190L25 189H23L24 190V192H25V195H26V197L25 198H23V199H32V198H34V192H38L37 190H39V188H40V190H42V192L41 191H39L37 194H39V193H47L46 194V196H47V198L46 199H49V197H51V201H50V199H49V201H50V207L48 206H46L47 207V210L46 211H48L46 214H44V215H46V216H44V217H46L45 218V220H43L44 218H42V220H43V223L45 224V222L44 221H46L47 223H49L51 226L50 227H48V224L46 223V225H44V226H46L47 228H49V232L51 231L52 232V234L54 235H46L45 233H46V231H45V233L43 234H41V233H38V234H41L40 236L38 235V238H36L37 236H36V234H34L35 236H33V235H30V230H32V226L34 227V229H35V225H33V224H35V223H33V221L35 220V222H36V219L37 218H34V220L32 219V216H33V214H32V216H31V214H30V216H29V214L28 213H30L31 211H35V210H33L32 208H30L29 207V205L30 204H32V203H30V202H26V200L24 201V203L26 202V204L27 203H29L28 204V207L30 208V209H32L30 212L29 211H27L29 208L28 207H26L27 205L26 204H20L19 202H17L15 205H24V207L23 206H21V207H23V208H28V209H26V212L24 213L23 211L25 210H23V208H22V210L23 211H20V209H18V208H21V207H17V211H18V213H20V214H22L23 216H25V214H28V216L26 215V218L24 219L25 220V222H24V225L22 226V225H20L21 227H24V228H21L22 230H19L20 229V226L18 227V230L17 231H12L11 230V227L12 228H16V226H11V227H9V228H4V226L6 227L7 225H4V226H2L1 228H0V231H1V229L3 230V229H5V230H7V229H9V230H11L10 232H12L11 234H10V236L9 237H7V238H4V236L6 235V234H4V236H3V238H0V264H264V209H263V207L261 206V205H264L263 203H261L260 204V207H262V208H258V210H257V208H256V211H254L253 210V213H251V214H253V216L252 215H250L251 217V219L250 220H247V219H249V215H247V217L245 218L243 215H246V214H244V213H246V212H244V210L246 209V208H248L247 206H248V204H246V206L245 205H243L242 203H241V201L239 202V204L238 205H240V203H241V205H240V207L241 208H244L243 210H241V208L240 207H238L237 205H234V203L233 202H235L236 201V199H238L239 198V196H241L240 195V193L242 192H244L242 195H244V194H246V192L248 193V191L251 193L252 191L251 190H249V189H246V188H250V186L252 187L253 185V183L256 181L255 179H257L256 177H258V173L257 172H260V171H257L256 173L258 174L257 176H253V175H256V173H255V171H256V169H258V170H260V168H257L258 166L259 167H261L262 166V168H264V155H263V151L261 152L260 150H255V149H258L257 147L255 148V149H253L255 146H253V148H249L250 146L252 147V144L250 145L249 144V147H247V146H245V145H247L248 143H246L245 145H243L244 143H243V140L245 141V137L247 136L246 134H245V132L247 131V132H249V127L250 126H248V125H244L243 123H241V124H239V123H236V121H234L236 124H232V123H228V122ZM231 121V120H230ZM252 121H254V120H251V122ZM254 121V122H255ZM262 121V120H261ZM50 122V121H49ZM49 122H47L46 124H47V126L48 127H50V125H48L49 124ZM54 122V121H53ZM56 122V121H55ZM64 122V121H63ZM66 122H68V121H66ZM95 122V123H96ZM101 123H100V125L102 124V121H100ZM106 122V121H105ZM135 121H133V123H134ZM146 122V123H145ZM182 123L181 122V126L184 124L185 125V128H184V126L182 127V128H179V124H178V128L179 129H175L179 134H180V132H183V133H181L180 135L182 136V137H180L181 138V140H182V138L184 139V138H186V136L188 135V137H189V135H190V137H192L193 135H191L192 133H191V131H194L195 133H196V130L194 129H191V128H189L188 127V130L190 131V129H191V131H190V133L188 134V132L186 133L185 131H188L187 130V126H189L190 125V123H192V121L190 122V123ZM201 122V121H200ZM213 122V126H214V124L216 125V123H214ZM221 122H222V120H221ZM223 122H222V124H223ZM76 123H77V121H76ZM75 123V124H76ZM90 123H92V122H90ZM108 123V122H107ZM132 123V125L131 126H133L134 124H136V123H134L133 124ZM156 123V124H157ZM195 123V124H196ZM52 124V123H51ZM81 125L82 124V127L85 125V127H86V130L89 128V130H87V133H89V134H92V135H94V133L95 134H97V130H99V128H98V125H97V123L96 124H94V125H97V128H96V126L94 127V128H96L97 130H95L96 132H94V133H92L93 132V130L91 131V133L90 132H88V131H90L91 129H93V128H90V126L92 125V124H89V127L87 128V125L86 124H83V123H78L76 126H78V125ZM110 124V123H109ZM108 124V125H109ZM146 124H147V126H146ZM159 124H161V123H159ZM158 124V125H159ZM175 124V122H173V124H171V126L173 125V126H175L174 125ZM189 124V125H188ZM243 124V125H242ZM252 123H250V125H251ZM28 125H29V123H28ZM27 124L25 125V126H28ZM62 125V124H61ZM66 125H67V123H66ZM65 125V126H66ZM70 125V126H69ZM71 125H73V123L72 124H68V127L67 128H72V129H74L73 127L74 126H71ZM99 125V126H100ZM106 125V124H105ZM126 125H128L129 127H125ZM176 125H177V123H176ZM192 125V124H191ZM191 125H190V127H191ZM257 125H258V123H257ZM1 126V125H0ZM29 126H32V124L31 125H29ZM37 126H39V125H37ZM65 126H62V128H64ZM102 126V125H101ZM159 126H161V125H159ZM162 126H164V124H162ZM161 126V127H162ZM167 126V125H166ZM165 126V127H166ZM170 125H168V127H171ZM172 126V127H173ZM252 126H253V124H252ZM254 126H256V125H254ZM8 127V126H7ZM32 127H34V129L36 128V126H32ZM60 127V126H59ZM92 127V126H91ZM106 127V126H105ZM117 127V126H116ZM135 127V126H134ZM153 127H156L155 125L153 126ZM160 127V128H161ZM195 128L196 127V125H194V126H192V128ZM200 127V126H199ZM207 127V126H206ZM0 128H2V127H0ZM26 128V127H25ZM27 128H30V129H32L31 127H27ZM47 128V127H46ZM52 128V127H51ZM51 128H49V129H51ZM55 128H58V126L56 127L55 126ZM62 128H60V129H62ZM69 128V129H70ZM76 128V130L74 129V131H77V132H80V131H78L79 130V128H80V130L82 131V129H84V128H81V127H75ZM101 128H104V125H103V127H101ZM100 128V130H102ZM109 128V127H108ZM122 128H120L119 127V132H120V134H121V136L122 135H124L125 134V131H123V129ZM163 128V127H162ZM183 128H184V130H183ZM210 128H214V127H210ZM210 128H208V129H210ZM216 128V127H215ZM21 129V128H20ZM48 129V128H47ZM48 129V130H49ZM60 129L58 128L57 129V131H58V134L56 133V135H61L62 134V130H64V129H62L61 131H60ZM105 129H107V128H105ZM155 129H158V131L160 130L159 129V127L157 128H152V130L155 132ZM169 129V130H168ZM172 129V128H171ZM170 128H167L166 130H168V132H173V129L171 130ZM180 129H182V131H180ZM3 130V131H2ZM8 131H6V126H5V129L4 128H2L1 130H0V134H2V133H4V131L5 132H8V134H9V131L11 132L12 130H9V129H7ZM33 130V129H32ZM53 130V129H52ZM114 130V129H113ZM146 130V129H145ZM171 130V131H170ZM201 129H199V131H200ZM251 130H254V127H252L251 128ZM56 131V130H55ZM61 133H60V132ZM71 131V130H70ZM69 131V134H71V135H73V133H74V135H76L77 137H75L74 135V140H75V142L77 143V141H78V143H79V141H81V143H79V144H82V142L83 143H85L84 141V137L86 136H89V134L88 135H86V131H85V133H84V131H82V133H84V134H80L79 133V135L80 136H82L81 138L83 139V141H82V139L81 138H79V139H77V141H76V139L75 138H78V134L76 133L75 134V132H70ZM103 131H105L104 129H103ZM121 131H123L124 132V134H123V132H121ZM149 131V132H148ZM160 131H163V133H165V135H167L168 134V136H169V133L167 132V134H166V131L164 130V129H161ZM176 131H174V132H176ZM180 131V132H179ZM2 132V133H1ZM100 132L101 131H99V134H100ZM114 132V131H113ZM112 132V133H113ZM128 134H129V131L127 130L126 131ZM132 132V133H133ZM142 132H144V130H142ZM150 133L151 134V132H150V130L148 129V130H146L145 131V133ZM171 132V133H172ZM207 132V133H206ZM215 132V133H214ZM251 132L252 131H250V133L249 134H251ZM254 132V131H253ZM252 132V133H253ZM13 133V132H12ZM35 133V132H34ZM47 133V132H46ZM53 133V132H52ZM65 134L67 133V131H65L64 132ZM102 133V132H101ZM108 133V132H107ZM112 133H110V134H112ZM118 133V132H117ZM116 133V131L114 132V134L116 135L115 137H117V134ZM130 133H131V131H130ZM162 133V134H163ZM211 133V132H210ZM14 134V133H13ZM41 134V133H40ZM50 134H51V132H50ZM49 134V135H50ZM103 134H104V132H103ZM127 134V135H128ZM149 134V135H150ZM174 134V133H173ZM177 134V133H176ZM176 134H174L175 135V137H173V138H177L176 137ZM178 134V135H179ZM194 134V133H193ZM205 134H204V136H205ZM218 134V135H219ZM248 134V133H247ZM254 134V133H253ZM4 135H6V136H4ZM10 135V134H9ZM9 135H7V134H3V138L4 137H7V139L9 138L10 139V137H9ZM12 135V134H11ZM10 135V136H11ZM15 135V134H14ZM47 135V134H46ZM44 136V137H47L48 139H39L40 137H37V139H39V141L36 143V144H34L32 147H33V150H32V148H30L31 150H32V154H33V157H35V159L36 158H38L39 157V159H42V158H40V157H43L44 156V153H46L45 151H48L49 153L50 152H52V154H54V153H58V154H60V151H61V149L59 150V147L61 148V147H63V145H66V147H63V148H66V150H67V148L68 147H70V146H68L67 147V145L68 144H63L62 143V141L60 140L61 138H60V136L59 137H57V136H53L52 134H51V136H53L54 138H60L59 139V142H58V140H57V138H56V140L54 141L53 139L54 138H52L51 137V139H52V142H56V148H54L55 146V144L53 145V144H51L52 142H50L51 141V139L49 138L50 136L49 135H47V136ZM83 135H85V136H83ZM91 135V137H93ZM98 135V134H97ZM97 135H95V136H97ZM101 135V134H100ZM100 135H98L99 137H100ZM131 135V134H130ZM134 134H132V137L131 136H129V137H131L129 140L131 141V139H137V138H140V139H137V140H142L141 139V137L143 136V134H141L140 136L139 135H137V136H139V137H137V136H133ZM147 135V134H146ZM145 135V136H146ZM151 135H153L152 137H150ZM150 136H147V140H148V137H150L149 139H154L153 137H155L154 135H155V133H152ZM172 135V134H171ZM171 135L169 136V138L171 137ZM179 135V136H180ZM208 135V136H207ZM211 135H212V133H211ZM219 135V136H220ZM246 135V136H245ZM258 135V134H257ZM34 136V135H33ZM37 136V135H36ZM67 136V135H66ZM70 136V135H69ZM69 136H67V137H69ZM79 136V137H80ZM105 136H107V134H106V131H105V135H104V137ZM109 136L110 135H108L107 137L109 138ZM120 136V135H119ZM173 136V135H172ZM179 136H178V138H179ZM249 136V139L247 138V140H250V136H252L253 138H255V136H253L252 134L251 135H248ZM0 137H1V135H0ZM32 137V136H31ZM42 137V136H41ZM61 137H62V135H61ZM66 137V138H67ZM85 137V138H86ZM90 137V139H92ZM101 137H103V136H101ZM124 137V138H123ZM122 138H123V140H126V136H123ZM162 137V136H161ZM165 137H167V136H165ZM263 137H264V135H263ZM2 138V139H3ZM13 138H14V136H13ZM15 138H16V136H15ZM72 138V137H71ZM89 138V137H88ZM108 138H105V139H107V142L109 141V142H114V141H110L112 138H114V136H112V137H110L109 138V140H108ZM145 138V137H144ZM143 138V140H145ZM163 138V137H162ZM172 138V137H171ZM177 138V139H178ZM193 138V137H192ZM219 138V139H220ZM2 139L0 140V141H2ZM17 139H18V137H17ZM34 139V138H33ZM36 139V140H37ZM62 139H63V137H62ZM70 139V138H69ZM100 139V138H99ZM99 139L97 140V138L96 137H94L93 139H92V142H93V147H94V152H97V151H99V148L100 147H98V150L97 149H95V144H96V142L98 141L99 142ZM115 139V138H114ZM119 139H120V137H119ZM156 139V138H155ZM154 139V140H155ZM188 139V138H187ZM220 139V140H221ZM252 139V138H251ZM257 139H259V138H257ZM256 139V140H257ZM4 140V139H3ZM49 140V141H48ZM96 141L95 143H94V141ZM101 140H103V139H101ZM113 140V139H112ZM128 140V139H127ZM137 140H136V142H137ZM142 140V141H143ZM159 140V139H158ZM179 141V139L177 140V141H179L178 143H179V145L184 141L185 142V140L186 139H184L183 141ZM199 140V141H198ZM253 140V139H252ZM255 140V139H254ZM8 141V140H7ZM18 141V140H17ZM86 141H88V140H86ZM90 141L91 140H89V143H90ZM105 141L106 140H103V141H101L102 143V145H103V147L104 146H106V143H105ZM116 141H118V140H116ZM135 141V140H134ZM134 141H133V143H134ZM149 141V140H148ZM147 141V142H148ZM151 141V140H150ZM157 141V140H156ZM159 141H161L162 142V140H159ZM158 141V142H159ZM174 141V140H173ZM187 141V140H186ZM187 141V142H188ZM200 141H201V143H203V144H201L200 143ZM209 141V140H208ZM219 141V142H218ZM3 142V141H2ZM6 142V141H5ZM14 142V141H13ZM34 142H36V141H34ZM33 142V143H34ZM50 142V143H49ZM58 142V143H57ZM60 142H61V146H59L60 145ZM66 142V141H65ZM69 142V141H68ZM74 142V143H75ZM140 141H138V143H139ZM153 142V141H152ZM155 142V141H154ZM165 142V140L163 141V145H158V146H163V149H165L164 147L166 146V148H167V145L164 143ZM176 142V141H175ZM183 142V143H184ZM250 142V141H249ZM254 142V144H257V143H255V141H253ZM258 142V141H257ZM262 142V141H261ZM1 143V142H0ZM10 143V142H9ZM32 143V142H31ZM76 143L74 144V145H76ZM78 143H77V145H78ZM89 143H87V144H89ZM103 143H105V145L103 144ZM130 143V142H129ZM169 143V142H168ZM183 143L180 145V147H179V149H181V147L182 148H184L185 146H187L186 144L183 146ZM48 144L50 145L48 148H49V150L51 149L50 147H53L52 149H53V151H54V153H53V151H49V150H47L48 148H47V146H48ZM57 144H59V145H57ZM98 144V143H97ZM101 144H98L97 146H100ZM108 144H110V143H108ZM131 144V143H130ZM134 144H136V143H134ZM150 144V145H149ZM152 143H150V142H148V147H152V149H151V147H150V149L151 150H153V146H155V145H151ZM154 144H157V142L156 143H154ZM159 144H160V142H159ZM176 144V143H175ZM188 144V143H187ZM207 144V145H208ZM253 144V145H254ZM258 144H259V142H258ZM257 144V145H258ZM262 143H260V145H261ZM5 145H7V144H5ZM5 145H3V146H5ZM11 145V144H10ZM16 145H17V143H16ZM19 145V144H18ZM21 145V144H20ZM90 145V147H91V143L89 144ZM112 145V144H111ZM111 145H109V147L111 146ZM142 145V144H141ZM178 145V144H177ZM176 145V146H177ZM178 145V146H179ZM189 145V144H188ZM222 145V146H221ZM224 145V146H223ZM1 146V145H0ZM2 146V147H3ZM8 146V145H7ZM12 146V145H11ZM30 146V145H29ZM79 146H81V145H78V151L77 152H79V150H81L80 148H79ZM88 146V145H87ZM121 146V145H120ZM130 146H132V145H130ZM137 146L138 145H136V148H137ZM168 146H169V144H168ZM194 146V147H195ZM244 146H245V148H248V150H245V148H244ZM18 147V146H17ZM16 147V148H17ZM20 147H22L23 148V146H20ZM19 147V148H20ZM57 147H58V150H59V152H57L58 150H57ZM89 147V146H88ZM89 147V148H90ZM102 147V146H101ZM102 147V150H104V148ZM139 147V146H138ZM147 147V146H146ZM145 147V148H146ZM148 147H147V149H148ZM160 147H157L156 146V148H160ZM260 147V146H259ZM264 147V145H262V148ZM4 148V150H5V147H3ZM3 148H1L0 147V150L1 149H3ZM7 148V147H6ZM9 148V147H8ZM12 148L13 149H15V147H13L12 146ZM28 148V147H27ZM63 148H62V150H63ZM74 148V147H73ZM81 148H83L85 151H83V149L81 150L82 152H84L85 154H88L87 152H89V155L90 154H93L94 155V153H91L90 152V150H89V148H88V150L86 151V148H84L83 146L81 147ZM97 148V147H96ZM111 148H112V146H111ZM111 148H110V150H111ZM132 148H133V146H132ZM142 148V147H141ZM144 148V150H142L141 149V151H146L147 149H145ZM162 148V147H161ZM170 148V150L172 149V148H174V147H169ZM244 148V149H243ZM24 149V148H23ZM46 149V150H45ZM56 149V150H55ZM70 149V148H69ZM106 149V148H105ZM108 149V148H107ZM106 149V150H107ZM138 149V148H137ZM137 149H135V150H137ZM150 149H148V153L150 154V152H149V150ZM178 149V150H179ZM213 149H211V150H213ZM260 149H261V147H260ZM10 150H12V149H10ZM9 150V151H10ZM21 150V148L19 149V151ZM71 150V149H70ZM73 150V149H72ZM93 150H92V152H93ZM102 150H100V153H102V155H103V157H104V154H103V152L105 153V151H102ZM138 150H140V149H138ZM160 151H158V149L156 150V151H158V152H161L162 150L161 149H159ZM169 150V149H168ZM174 150V149H173ZM172 150V151H173ZM177 150V151H178ZM182 150V149H181ZM184 150H186V148H184ZM208 150V151H207ZM12 151H14V150H12ZM12 151L9 153V152H7V149H6V155H7V153H9L10 155H11V153H12ZM15 151L17 152V150L15 149ZM25 151H26V149H25ZM56 151V152H55ZM80 151V154H82V152ZM102 151V152H101ZM131 151V150H130ZM155 151V150H154ZM156 151H155V153H156ZM165 151V150H164ZM163 151V152H164ZM174 151H176V150H174ZM173 151V152H174ZM180 151V150H179ZM178 151V152H179ZM261 152L262 153V155L260 154V153H258V152ZM2 152H3V150H2ZM5 152H3V153H5ZM15 152V153H16ZM21 152H23V151H21ZM27 152V151H26ZM26 152L24 153L23 152V155H22V153H21V155L22 156H24L25 158H30L28 161L30 162V165H31V162H32V164L33 163H35V162H33V161H35L34 159H32L33 157H32V154L29 156V155H24V154H26ZM31 152V151H30ZM29 151H28V153H30ZM63 152H65V150L63 151ZM68 152V151H67ZM71 152L72 151H70V157L68 156V159H67V161L69 160V158H71V156H76V155H72L71 154ZM77 152H76V154H77ZM107 152V151H106ZM132 152H133V150H132ZM136 152V151H135ZM165 152H167V150L165 151ZM169 152H171V151H168V154H170V158H172L173 157V155L174 154H172L173 152H171V153H169ZM185 153L184 151H181L180 153H178V155L180 154H182L181 156H183V153ZM189 152H191V151H189ZM215 152V151H214ZM214 152L212 153V154H214ZM1 153V152H0ZM2 153V154H3ZM49 153H47V155L46 156H48V157H50V156H52L53 157V155H50ZM62 153V152H61ZM66 153V152H65ZM67 153V154H68ZM83 153V154H84ZM108 153V152H107ZM115 153V152H114ZM117 153V152H116ZM125 153H126V151H125ZM144 153V152H143ZM142 153V154H143ZM175 153V152H174ZM8 154V155H9ZM14 154V153H13ZM19 154V153H18ZM17 153L16 154H14V155H18ZM56 154H54V155H56ZM82 154V155H83ZM130 154H132V153H130ZM158 155H156L155 156V158L156 157H158L159 155H160V153H157ZM5 155V154H4ZM4 155H2L1 156V158H3V157H6V156H4ZM10 155H9V157H10ZM35 155V156H34ZM50 155V156H49ZM62 155H64V153H62ZM66 155V154H65ZM101 154H99V156H100ZM107 155V154H106ZM105 155V156H106ZM111 155V154H110ZM109 155V156H110ZM125 155V154H124ZM138 155H139V152H138ZM137 155V152H136V155H134L133 154V158L132 159H134V156L135 157H137L138 156ZM141 155V154H140ZM144 155H148V154H146V152H145V154H143V156ZM151 155H153L154 156V154H152L151 153ZM162 156H163V154H161ZM189 153H188V157H187V161H188V158H189V160H191L192 158V156L191 157H189ZM208 155H210V154H208ZM19 156H20V154H19ZM19 156H18V158H19ZM22 156H21V158H22ZM46 156H44V159H45V157ZM59 156H61V155H59ZM88 156V155H87ZM95 156L97 157V155H96V153H95ZM95 156H92V157H94V159L91 157V159H93L91 162H93V161H95V159L96 160H98L99 159V157H98V159L97 158H95ZM109 156H107L108 158H109ZM113 156H114V154H113ZM128 156V155H127ZM131 156V155H130ZM143 156H140V158H142L143 159V161H144V157ZM175 156H176V153H175ZM12 157V156H11ZM15 157V156H14ZM23 157V158H24ZM47 157V158H48ZM51 157V158H52ZM55 157V156H54ZM62 157V156H61ZM101 157V156H100ZM111 157L112 156H110V159H111ZM116 157V156H115ZM114 157V158H115ZM149 157H150V155H149ZM164 157H165V155H164ZM168 157V156H167ZM166 157V158H167ZM177 157V156H176ZM180 157V156H179ZM184 158L186 157V155H184L183 156ZM202 157V158H203ZM206 157V156H205ZM204 157V158H205ZM208 157V156H207ZM206 157V158H207ZM16 158V157H15ZM17 158V159H18ZM55 158H57V157H55ZM67 157H65L64 159H66ZM81 158V157H80ZM83 158V157H82ZM84 158H85V156H84ZM106 158V157H105ZM139 158V157H138ZM153 157H151L150 158V162H148V156L145 158V159H148L146 162H147V164L150 166V164H151V161L153 160V159H155V158H153ZM160 158V157H159ZM157 159L156 161H165L166 159L164 158L163 159V157H162V160H160V159ZM201 158V159H202ZM203 158V159H204ZM5 158H3L2 160H0V161H3ZM8 159V158H7ZM12 159H14V158H12ZM12 159H10L11 161H12ZM39 159H37V160H39ZM61 159H63V158H61ZM90 158L88 157V161L90 162V160H89ZM101 159V158H100ZM110 159H106V161L108 160V164L109 165H111L113 162H114V160H110ZM168 159V158H167ZM173 159V158H172ZM198 159V160H197ZM200 159V160H201ZM209 159V158H208ZM208 159H206V160H208ZM21 160V159H20ZM18 160L17 162L21 165L22 163H25V164H23V165H26V162H22V163H20L21 161H23V160ZM43 160V159H42ZM41 160V161H42ZM52 160H54V158L52 159ZM55 160H57V159H55ZM60 160V158L58 159V161ZM85 160H87V159H85ZM103 160V159H102ZM102 160H100V162L102 161ZM109 160L112 162H110L109 163ZM116 160V159H115ZM130 161H131V159H129ZM135 160H138V161H136L137 162V164L138 165H136V164H134V165H132L133 166V168H135V165H136V167L137 166H139L140 167V160L139 159H135ZM134 160V161H135ZM180 160H181V157H180ZM179 160V161H180ZM5 162H2V163H4V166H5V164H6V161H8L9 162V159L8 160H4ZM20 161V162H19ZM26 161V160H25ZM27 161V162H28ZM40 161V160H39ZM40 161V162H41ZM87 161V162H88ZM99 161V160H98ZM104 161H105V159H104ZM106 161H105V163H106ZM133 161V162H134ZM156 161H155V164H156ZM169 161V160H168ZM182 163H184L185 161H186V158H185V161H184V159L182 158ZM187 161L185 162V163H187ZM202 162H203V160H201ZM13 162H15V159L13 160ZM38 162V161H37ZM37 162H36V165H37V170H36V167L34 168V166H32L33 167V170L35 171V174H36V172H40L39 171V168L41 169V165H38L37 164ZM43 162V161H42ZM69 162L70 161H68V162H66V164L68 163L69 164ZM82 162V161H81ZM84 162V161H83ZM87 162L85 161V163L87 164ZM97 161H95L94 163H96ZM100 162L98 163L97 162V164H99V165H97L96 167H98V166H100ZM135 162V163H136ZM145 162V163H146ZM154 162V161H153ZM199 162V161H198ZM2 163H0V165L2 164ZM10 163H12V162H9V164ZM61 163H64L65 164V162H64V160H63V162L61 161L60 162V164ZM102 164H101V166L104 164V162H101ZM165 163H167L166 161H165ZM179 163V162H178ZM185 163H184V166H185ZM13 164V163H12ZM58 164H59V162H58ZM83 164V165H82ZM90 164V163H89ZM115 162H114V166H115ZM142 164H144V163H142ZM155 164H151V167L153 166H156ZM158 164V163H157ZM188 165V163L186 164V165H188L189 167L191 166V165ZM11 165V164H10ZM23 165H21V166H23ZM35 165V166H36ZM63 164H61V166H62ZM72 165H67V166H72ZM73 165V166H74ZM91 165V164H90ZM92 165H93V163H92ZM104 165H106V167H109V166H107V163L106 164H104ZM104 165H103V167H104ZM120 165V164H119ZM145 165V164H144ZM164 166L165 164L162 162V164H160V162H159V167L160 166ZM182 165V164H181ZM2 166V165H1ZM15 168H16V166H18L17 164H16V162H15V165H13ZM13 166H12V168H13ZM21 166H19V167H21ZM39 166V167H38ZM44 166V165H43ZM64 167L66 166V165H63ZM117 164H116V166H115V168L116 169H118L117 168ZM146 166V165H145ZM149 166H146V167H144L143 169H145V172H147L148 173V175H152V177H155V173H157L159 170H158V168L159 167H157V172H156V170H155V167H154V171H155V173H154V175L152 174V173H149L148 172V170L150 169L149 168ZM161 166V167H162ZM183 166V165H182ZM182 166H181V168H182ZM201 166V167H200ZM6 168H7V166H5ZM32 167H30V168H32ZM58 167H60V165H58ZM77 167V168H76ZM91 167V166H90ZM93 168L95 167L94 165L92 166ZM90 168L91 169V171L90 172H92L91 173V175L95 172V171H93V170H95V168L93 169V168ZM113 167V166H112ZM119 167V166H118ZM141 167H143V166H141ZM160 167V169H162V171H163V169L165 168V166L164 167H162L161 168ZM189 167L188 168H186V166H185V169L187 170V169H189ZM9 168V167H8ZM11 168V169H12ZM49 168H50V166H49ZM57 168V167H56ZM72 168V167H71ZM71 168H70V171H71ZM114 167H113V170L115 169ZM132 168V167H131ZM167 168V167H166ZM179 168H180V166H179ZM179 168H175V169H171V170H173V171H175V173H176V169L177 170H179ZM184 168V167H183ZM194 168V169H195ZM1 170L0 171H4V170H2V169H4V167H2V168H0ZM18 170H19V168H17ZM20 169V170H21ZM46 169V168H45ZM64 169H66V171H64V172H68L67 171V167H65V168H62V170L61 171H63ZM73 169V168H72ZM93 169V170H92ZM99 169H100V167H99ZM98 169V170H99ZM108 169V168H107ZM110 169H112L111 168V166H110ZM130 169V168H129ZM137 169V168H136ZM135 169V170H136ZM138 169H140V168H138ZM137 169V170H138ZM142 169V168H141ZM143 169H142V172H143ZM153 169V168H152ZM151 169V170H152ZM169 169V168H168ZM184 169V170H185ZM6 170H8V169H6ZM5 170V171H6ZM10 170V169H9ZM8 170V171H9ZM19 170V171H20ZM48 170V169H47ZM112 170V171H113ZM119 170V169H118ZM134 169H133V173H134V171H135ZM165 170V169H164ZM181 170H183V169H181ZM181 170H179V171H177V172H180ZM243 172H242V171ZM262 170H264V169H261V171ZM7 171V172H8ZM14 171H16V170H14ZM14 171L13 172H11V171H9V173L10 174H13L14 175ZM60 171V173H62V176H64V172H61ZM69 171V172H70ZM114 171H116V170H114ZM113 171V172H114ZM121 171V170H120ZM139 171V170H138ZM138 171H135V173H134V175H139V173H138ZM172 171V172H173ZM199 171V172H200ZM245 171H246V173H245ZM7 172H5L6 173V175H8L7 174ZM42 172V171H41ZM40 172V173H41ZM68 172V173H69ZM73 172V171H72ZM77 172H78V170H77ZM89 172V173H90ZM161 171H159V174L157 173V175L158 176H161V173L163 174V172H161ZM172 172H168V174H169V176H170V173H171V176L173 175V174H175L174 172H173V174H172ZM242 174H241V173ZM15 173H18L17 171L15 172ZM22 172H20L19 174H21ZM44 173H45V171H44ZM67 173V174H68ZM97 173V172H96ZM136 173H138V174H136ZM166 173L167 172H165L164 174H165V176H166V181H171V179L168 177V175H166ZM200 173V174H201ZM238 173H240L239 175H237ZM255 173V174H254ZM261 174H263L264 173V171H263V173L262 172H260ZM4 173H2L1 174V172H0V189H1V191H3V193H5V195H6V193H8V191L7 190H9V192H10V190H12V186H13V184L15 185V187H16V185H17V183L15 184V180L13 179V177L12 178H8L7 176H5V175H3ZM9 174V175H10ZM51 174H53V173H51ZM66 174V173H65ZM70 174V173H69ZM77 174V173H76ZM75 174V175H76ZM102 174V173H101ZM115 174V173H114ZM128 174V173H127ZM132 174V173H131ZM163 174V175H164ZM180 174H184L183 176L185 177H187V175H185L186 173L183 171V173L181 172ZM180 174H178L179 176H180ZM18 175V174H17ZM16 175V176H17ZM23 175V174H22ZM61 175V174H60ZM93 175H95V173L93 174ZM100 175V174H99ZM111 175H113V173L111 174ZM117 175H118V173H117ZM188 175H189V173H188ZM199 175V174H198ZM21 176V175H20ZM37 176H39V177H37ZM45 176H46V174H45ZM44 176V177H45ZM48 176V175H47ZM67 176V177H68ZM97 176V175H96ZM104 176V175H103ZM132 176V175H131ZM165 176H164V178H165ZM174 176H176V174L174 175ZM191 176V175H190ZM206 176H204V177H206ZM253 176V178L255 177V181L254 180H252L253 181V183L250 185L249 183H247V181L250 179V181H251V179H253V178H251ZM261 176V175H260ZM10 177V176H9ZM97 177H99V176H97ZM101 177V176H100ZM109 177V176H108ZM142 177V176H141ZM167 177H168V179H170V180H167ZM173 177V176H172ZM171 177V178H172ZM181 177V178H180ZM179 178H180V181H181V179L183 178L182 177V175L180 176ZM185 177V178H186ZM192 177V176H191ZM199 177H201V178H199ZM202 175H200V176H198L197 178H199V179H201L202 180ZM206 177V178H207ZM18 178H19V175H18ZM38 178V179H37ZM39 178H40V181H38L39 180ZM48 178V177H47ZM124 178V177H123ZM144 178V177H143ZM142 178V179H143ZM151 177H148L147 179H150ZM163 178V177H162ZM161 178V179H162ZM174 178V177H173ZM195 178L196 177H194V180H195ZM206 178H203V179H205V182H206ZM11 179H13L14 180V183H12V181H11ZM21 179V178H20ZM37 179V180H36ZM51 179V178H50ZM64 179V178H63ZM66 179H64V180H66ZM99 179V178H98ZM114 179V180H113ZM118 179H116V180H118ZM125 179V178H124ZM131 179V178H130ZM129 179V180H130ZM147 179H146V181H147ZM157 179V178H156ZM175 179L176 180H178L177 179V177H175ZM188 179L189 178H187V181H188ZM232 179V180H231ZM61 180V179H60ZM66 180V181H67ZM95 180V179H94ZM107 180V179H106ZM120 180V179H119ZM118 180V181H119ZM151 180H153L152 178H151ZM154 180H155V178H154ZM153 180V181H154ZM165 180V179H164ZM172 180H174V179H172ZM176 180H174V182H176ZM182 180H184V179H182ZM208 180V179H207ZM211 180V181H210ZM17 181V180H16ZM22 181V182H23ZM108 181V180H107ZM133 181V180H132ZM142 181V180H141ZM150 181V180H149ZM153 181H151V183H153ZM163 181V180H162ZM198 181V180H197ZM204 181V180H203ZM251 181V182H252ZM49 182H51L52 184H50ZM131 182V181H130ZM157 182V181H156ZM186 182V181H185ZM249 182V181H248ZM41 183V184H40ZM50 184V185H48V184ZM96 183V182H95ZM116 183H118L117 181H116ZM120 183V187L121 188H123L122 186H124V185H122V183L121 182H119ZM147 183V185H149L148 184V182H146ZM158 183H160L161 184V182H157L156 184L158 185ZM164 183V182H163ZM190 183V182H189ZM189 183H188V186H189ZM194 183V182H193ZM195 183H196V181H195ZM208 183V182H207ZM206 183V184H207ZM38 184V185H37ZM40 184V185H39ZM58 184V182H56V185ZM58 184V185H59ZM159 184V185H160ZM197 184V183H196ZM209 184V183H208ZM247 184H249V185H247ZM117 185V184H116ZM151 185V184H150ZM149 185V186H150ZM157 185H155V186H157ZM178 185V184H177ZM135 186V185H134ZM154 186V187H155ZM195 186V187H194ZM198 187V189H199V191H200V188H204V187H200V185H193V187L192 188H196L197 189V187ZM246 186H248V187H246ZM254 186H256V185H254ZM21 187V186H20ZM39 187V188H38ZM125 187V186H124ZM130 187V186H129ZM148 187V186H147ZM151 187H152V185H151ZM150 187V188H151ZM154 187H152V188H154ZM162 186L160 185V188H161ZM190 187V186H189ZM200 187V188H199ZM22 188V187H21ZM36 188H38V189H36ZM159 188V187H158ZM157 188V189H158ZM207 189H209L208 187H206ZM206 188L204 189V191L206 190ZM257 188V187H256ZM4 189H7V190H5V191H7V192H4ZM15 189V188H14ZM13 189V190H14ZM17 189V188H16ZM16 189H15V191H16ZM133 189V188H132ZM131 189V190H132ZM161 189V190H162ZM195 189V190H196ZM247 190V191H245V190ZM250 189H252V188H250ZM253 189H255V187L253 188ZM252 189V190H253ZM258 189V188H257ZM262 189V188H261ZM21 190V189H20ZM23 190H22V193H20V196H21V194L23 195L24 193H23ZM114 190H116V191H114ZM125 190H126V188H125ZM165 190V191H164ZM169 190V189H168ZM185 190V189H184ZM187 190V189H186ZM186 190H185V192H186ZM189 190H193V189H188V191ZM195 190H193V191H195ZM244 190V191H243ZM260 190V189H259ZM0 191V192H1ZM156 191V190H155ZM197 191V190H196ZM201 191H203V190H201ZM12 192V191H11ZM14 192V191H13ZM10 193V194H14V193ZM16 192H18V191H16ZM20 192V191H19ZM18 192V193H19ZM125 193V194H121V193ZM136 192V191H135ZM153 192H154V190H153ZM158 192V191H157ZM177 192V193H178ZM192 192V191H191ZM210 192V193H209ZM254 192V191H253ZM256 193H257V191H255ZM259 192V191H258ZM44 193H43V195H44ZM137 193V192H136ZM156 193V192H155ZM167 193V194H168ZM171 193L169 194V195H171ZM175 193V196L174 197H176V192H174ZM187 193H190V191L189 192H187ZM186 193V194H187ZM195 193V194H194ZM193 193V195L194 196H196V194L198 193V195L201 193V194H203L202 192H198L197 191V193L196 192H194ZM260 193V192H259ZM261 193H263L262 191H261ZM260 193V194H261ZM1 194H2V192H1ZM9 194V193H8ZM129 194V195H130ZM140 194V193H139ZM143 194V193H142ZM144 194H146V193H144ZM178 194V195H179ZM185 194V193H184ZM191 194V193H190ZM15 195H18V194H15ZM141 195V194H140ZM177 195V197H180V196H178ZM251 195V194H250ZM257 194H255V196H256ZM20 196H19V198H20ZM35 196H37V195H35ZM49 196V197H48ZM173 196V195H172ZM171 196V197H172ZM249 196V195H248ZM247 196V197H248ZM252 196V195H251ZM261 196V195H260ZM259 196V197H260ZM1 197V196H0ZM22 197V196H21ZM151 197V196H150ZM153 197H155V195H153L152 196V198ZM188 197H189V195H188ZM201 197H203L202 195H201ZM229 197V198H230ZM231 197V198H232ZM243 197V196H242ZM242 197H240L241 199H242ZM246 197V196H245ZM244 197V198H245ZM256 197H258V196H256ZM258 197V198H259ZM263 197H264V195L262 196V199H263ZM43 198H44V196H43ZM152 198L150 199L151 201H152ZM173 198V197H172ZM204 198H206L205 196H204ZM213 198H215V199H213ZM239 198V199H240ZM250 197H248V199H249ZM252 198V197H251ZM258 198H256V199H258ZM35 199H36V197H35ZM147 199V200H146ZM155 199H157L156 197H155ZM176 199H178V198H175V200ZM207 200H203V201H205V204H207V201L209 200L208 198H206ZM227 199H228V202H229V208H227V209H225L224 210V208L222 209V207H220L221 206V203L223 204V202L224 203H226V201H227ZM238 199V200H239ZM240 199V200H241ZM252 199H255V198H252ZM39 200V199H38ZM173 200H174V198H173ZM174 200V201H175ZM28 201H31V200H28ZM156 201H160L159 200V198H158V200H156ZM172 200H170V202H171ZM250 201V204H252L251 202V200H249ZM256 202H253V203H255L254 205H256L257 204V201H258V203H260L259 202V200H255ZM263 201V200H262ZM7 202V201H6ZM12 202V201H11ZM20 202H22L21 201V199H20ZM33 202H35V201H33ZM47 202V201H46ZM243 202V201H242ZM5 203V202H4ZM36 203V202H35ZM35 203H33V205L35 206ZM49 203V202H48ZM47 203V204H48ZM167 203H169V202H167ZM172 203H174V202H172ZM174 203V204H175ZM212 203H214V202H212ZM231 203H233V206L231 207L230 205H231ZM244 203V202H243ZM246 203H248V202H246ZM157 204H159V203H157ZM245 204V203H244ZM1 205V204H0ZM13 205V204H12ZM14 205V206H15ZM26 205V206H25ZM33 205H30V206H32L33 207ZM46 205V204H45ZM149 205V204H148ZM170 205V204H169ZM208 205V204H207ZM228 205V204H227ZM227 205H224V206H227ZM253 205V206H254ZM209 206V205H208ZM223 206V207H224ZM258 206V204L256 205V207ZM44 207V206H43ZM46 207H44V208H42V209H45ZM192 207H193V209H192ZM205 207H207L206 209H205ZM15 208H16V206H15ZM34 208V207H33ZM41 208V207H40ZM48 208H49V210H48ZM154 208V209H153ZM162 208V209H163ZM168 208V207H167ZM249 208H251V209H253V207H251V205L249 206ZM248 208V209H249ZM255 208V207H254ZM42 209H41V212H39L40 214L39 215H43V211H42ZM192 209V210H191ZM218 209H219V211H218ZM248 209H247V211H248ZM250 209V211H252ZM10 210V209H9ZM13 210V212L14 211H16L15 209H13V207L11 208V211ZM171 210H172V208H171ZM224 210V211H223ZM11 211H9V212H11ZM46 211H44V212H46ZM187 211V210H186ZM186 211L184 212L185 213V215L188 213H186ZM189 211V210H188ZM223 211V212H222ZM242 211H243V215H242ZM249 211V212H250ZM22 212V213H21ZM38 212V211H37ZM162 212V213H163ZM170 212V211H169ZM203 212V211H202ZM249 212H247V213H249ZM3 213V212H2ZM12 213V212H11ZM10 213V214H11ZM33 213V212H32ZM250 214V213H249ZM38 215V214H37ZM111 215V219L110 220H105L106 218L107 219H109V216ZM171 215H173V213H171V214H169V216H171ZM175 215V214H174ZM173 215V216H174ZM178 215V216H179ZM193 215V216H194ZM162 216H163V218H162ZM176 216V215H175ZM186 216H188V215H186ZM203 216V215H202ZM206 216V217H207ZM210 216V217H209ZM216 216V217H215ZM35 217V216H34ZM39 217V216H38ZM149 217V218H148ZM162 218L161 220L159 219V218ZM81 218H90V219H97V222H99L98 224H99V228L96 226V225H98V224H96L97 222H94L95 220H92L94 223H92V224H94V226H96L97 227V229H99L98 231H97V233H93L92 231H94L93 229H95L96 227H92V230L91 229H89V230H91V232L89 231V232H84L85 231V228H89L90 226H91V224H89V222H88V224H89V226L88 227H85L84 229H83V225L80 227V225L79 224H77V227L75 226V228H78L79 229V227L80 228H82L83 230H82V232H81V229H80V233H78L79 231H77V229H76V233H72V232H74V230L73 229H75V228H73L72 230V232H71V228L73 227L72 225L70 226L71 228H69V225L70 224H73V222H77V221H80V220H83V219H81ZM147 218V219H146ZM164 218L168 221V223H165V221L166 220H164ZM204 218V217H203ZM202 218V219H203ZM22 219V220H23ZM151 219H150V221H151ZM173 219H175L174 217L172 218V219H170V220H173ZM13 220V219H12ZM21 220V221H22ZM85 220V219H84ZM88 220V219H87ZM105 220V221H104ZM196 221V222H198V223H196V222H194V221ZM206 220V218L204 219V221ZM37 221H38V219H37ZM39 221H41V220H39ZM90 222H91V220H89ZM102 221H104L102 224H100ZM149 220L147 221V223L149 224V222H150ZM152 221H151V223H152ZM201 221V222H200ZM2 222V221H1ZM9 222V221H8ZM82 222V221H81ZM85 222L87 223V221L85 220ZM144 222V223H145ZM199 222H200V224H199ZM41 223V222H40ZM77 223H79V222H77ZM146 223V224H147ZM152 223V224H153ZM156 223V224H155ZM210 223V224H209ZM10 224V223H9ZM82 224H83V222H82ZM85 224V223H84ZM152 224H149V225H152ZM174 224H176V222H174V220H173V224H171V226H173ZM73 225H75V224H73ZM79 225V226H78ZM149 225H147V226H149ZM209 225H211V226H209ZM212 225H214V226H212ZM36 226H40L39 225V223L38 224H36ZM93 226V225H92ZM146 226V225H145ZM143 227V228H146V227ZM208 226L211 228L212 227V229H211V231L208 229ZM150 227V226H149ZM37 228H39V227H37ZM160 228V227H159ZM208 229V231H204V230H207ZM41 229V228H40ZM39 229V230H40ZM87 229H86V231H87ZM134 229H136L135 231H134ZM149 229V230H148ZM152 229H153V227H152ZM45 230H47V229H45ZM8 231V230H7ZM6 231V233H8ZM42 231V230H41ZM156 231L158 232V233H156ZM172 231H173V233H172ZM36 232V231H35ZM43 232V231H42ZM1 233H2V231H1ZM161 233V234H162ZM164 233V235L166 236V234ZM33 234V233H32ZM48 234V233H47ZM57 235H59V236H61V237H58ZM160 235V234H159ZM158 235V237H161V236H159ZM163 235V234H162ZM55 236H56V238H55ZM6 237V236H5ZM54 237V238H53ZM163 237V236H162ZM57 238H60L59 240H57Z\"/></svg>",
  "mask_w": 264,
  "mask_h": 264
},
{
  "label": "rangeland",
  "instance_id": "2",
  "mask_svg": "<svg viewBox=\"0 0 264 264\" xmlns=\"http://www.w3.org/2000/svg\"><path fill=\"white\" fill-rule=\"evenodd\" d=\"M3 1H4V0H1V1H0V7L2 6V8H4V9H6V8L8 7V8L10 9V10H9V9L7 8L8 12H9V11H12V9L10 8V6L12 5L11 3H16L18 6H17L16 4H13L12 6L15 7V8H14L15 11L20 12V13L13 12V13H15V14L17 15V16H16V15L14 14V15L17 17V19H13V18H11V19L13 20V21L11 20V22H12V23L14 22V25L16 24V25H15V29H14L13 26H10V25H12V24H10V23H11L10 21H9V22H10V23H9L10 25L6 22V21H8V19H9L11 16H14V15H12L11 12L8 13L7 10H6L5 12L8 13L7 16H6V14H5L4 11H3L4 9L1 10L2 8H0V11H1V14H0V20H2V23L5 22V23H3V25H2V23L0 22V23H1L0 26H1V27H5V28H8V27L10 26L11 29L13 28L14 31H16L15 34L18 33L19 35L16 34V36L18 37V40H17L16 38H14L15 35L13 34V33H14L13 30H11V31H12V32H11L10 29L8 28L9 31L11 32V34H9L10 32L8 33V31H7L8 29L6 30L7 33L10 35V38H11V39H12V34H13V35H14L13 40L15 39L14 41H18V42L16 43V42H13V40H11V42H13V44H14V45L11 46V45H10L11 42H10V44H9V41H10V40H9L10 38L8 37L9 35H8V36H5V35H6V34H5V33H6V32H5V29L3 30V28L0 27V30H2V31H0V32H2V34H3V31H4L3 37L5 36V38H3L2 41L0 40V42L3 43V41H4V39H5L4 42L7 43V46H8V44L10 45V47L8 48L7 46H5L6 44H5V45H3L4 43H3V44H0V45H2L3 47L5 46L4 48L2 47V49H5V50L0 51L1 54H2V52H4V51H6L5 53H7V51H9L7 54L4 53V54L0 55L1 57H2L3 55H5V56L7 55L6 57H8V60H7V58H6L5 56H3L2 59H1V57H0V60H3V59H4L3 61L6 62V61H9V58H10V57H12V60H13V58L15 57L14 54L16 53L17 50L19 51V49L22 47L23 44H24V45H23L24 48L22 47V48L20 49V54L16 53L17 55H16V54H15V55H16V58H17L18 55H20L19 58H20L21 56L24 57L25 55H26L27 57L25 56V57H24V60L21 59L22 61H26V62H22V61L20 60L21 63H22V67L19 66V65H21V63L18 64V61H17L16 59H14V61L16 60V62H17L16 65H17L18 67H20V68H18V67L15 65V62H13L12 60H10V63H11V64L14 63V64H12L13 67L15 66V68H16V67L18 68V69H16V70L20 71L19 73H21V72H22L21 70L24 68V69H23V71H25V72H24V75H26V76H24V77H23V72H22L21 74H18V71H15V70H14L15 68L11 70V67H10V70H9L8 67H9V66H12V65H9L10 63L7 64V66H6V63H3L2 61H0V62L3 63V64H1V63H0V64H1V65H4L3 68H2V66L0 65V70H1V68H2V70H4V69H6V70L8 69V70H9V71H7V72H5V73H4L2 70L0 71L1 73H2V72L4 73V74L2 73L4 76H1V75H0V77H3L4 80L6 79L5 77H7V80H8V81L5 80L4 82L7 83V82H9V81H12L11 83L13 84V82H14V85H15V83H16L15 80H16V79H15V80H12L13 78H11V79L9 78V77H11V75H13L12 77L17 78V79H18L19 77H20V78L23 77L24 79L22 78V80L25 81L24 83L26 84V85H25V84L23 83L24 85L21 84L22 86H20L19 84H16L17 86H19V88L21 87V89H19V88H15V87H16V86H15L14 88L18 90L17 92H18L19 94L16 92V93H17V95H16V93L13 92V93H15V94H14L15 96H14L13 93H10V91H11L12 89H13V91H15L14 88H12L14 85L12 86V84L10 83V85L12 86V87H10L9 83H7V84H6V87L9 86V89H10V90H9L8 88H6L5 85H4L3 87H5L7 90L5 89V91H3L4 88H3L1 85L4 84V83H2V84L0 83V86H1V88H0V94H2V95H0V97H2V96L5 94V95H4L5 99H4L3 101H2V99H3L4 97H3L2 99L0 98V101H1V102H0V106L3 104V105L0 107V111H1V112H0V113H1V114H0V125H1L0 127H2V128L5 129V126H6V131H8L7 129L12 130L11 132L9 131V134H10V135L12 134L11 136L8 134V132H5V131H4V133L1 132L2 134H0V135H1L0 140L3 138V137H2L3 134H7V135H9V137H10V139H9V138L7 139L8 136H7V137H4V138H3L4 140L2 139L3 142L0 141V142H1V143H0V145H1L0 147H1V148L5 147V150H4V148L0 150V152H1V153H0V160H2L3 158H5L6 160L9 159V162H12V163H13V164L10 163V164H11V165H10L9 162L6 161V164H5V166H7V168H6V167L4 166V163H2V162H5V161H4L5 159H4L3 161H0V163H2V164H1L2 166L0 165V168L4 167V169H2V170H4V171H3V172L0 171V172H1V174L4 173L3 175L7 176L8 178H12V177H13V179L15 180V184L18 182L17 185H16V187H15V185L13 184V186H12V190H10V192H9V190L4 189V192H7V191H8L9 194L6 193V195H5V193H3V191H1V189H0V191L2 192V194H1V192H0V196H1V197H0V204H1V205H0V228H1L2 226H4V225H7L6 227L4 226L5 229H6V228H9V227H11V226H16V228H12V227H11V230H12V231H17V230H18V227H19L20 225H22V226L24 225V222H25L24 219L26 218V215L28 216V214H29V216H30V214H31V216H32V214H33L32 219L34 220V218H37L38 221H37V219H36V222H35V220L33 221V223H35V224H33V225H35V229H34V227L32 226V230H30V232H31L30 235L35 236L34 234H36V236H37L36 238H38V235L40 236L42 233L44 234L45 231H46V233H45L46 235H49L50 233H51L50 235H53L51 231H50V232L48 231L49 228H47L46 226H44V225H46L47 222L44 221L45 224L43 223V220H45V218H46V217H44V216H46V215H44V214H46V213L48 212V211H46V210H47V207H48V206L50 207V205H51V204H50L51 197L48 196L49 199H50V201H49V199H46V198H47V196H46L47 193H44V192H43L44 195H43V193H42V194H41V193L37 194L39 191L42 192V190H40V188L38 187V188H39V190H37L38 192H37V193L34 192V193H35V194L33 195L34 198H32V199H28V200H31V201H28L27 199H23V198L26 197L25 192H24V190H23V189L26 190V187H25V186H22L23 183L26 185V182L23 181V179H22V176L25 177V176H24L25 173L23 172V171H24L23 169H25L26 167L24 168V166H28L29 169L31 170V172L33 171L32 173H33L34 176L37 175V173H38V175H39V174H41V175L44 174V175L42 176V179H41L42 181H40V178H39V180H38V181L42 182V185H43V182H44V184H46L47 180L49 179L48 181L51 180V182L53 183V184H52L51 182H49L50 184H52L51 186H53L54 184H55V186H60L59 183H60V182L62 183V181H63L62 184H64V185H65V184H66V185L69 184V183H68V180L70 181V179H71V177H72V174H73L75 171H76V173H77V174L75 173L76 175L74 174L75 179H77V177L79 176L78 173H80V172H82V173H80V176H79V177H81V175H82V176H85V175H83V173L86 172V169H85V167H84V165H85L86 168L89 166V167H88L89 170L86 172V175H87V174H90V175H89L90 177H92V176L94 177V178L92 177V178H93L92 181H95V182H96V183H95V182L93 183L94 186H95L96 184H100V183L102 184V182L105 180V181L103 182L104 185H106V182H107V185H108V184H109L110 186H111V185H112V186L115 185V186H116V187H114L115 189H118V188H119L117 191L114 190V191H116L117 194L120 192L119 190H122L123 192L126 193V192L130 189L129 191L134 192L133 195H131L129 192H127L126 194L122 192L121 194H125V195L128 194V196H130V197H132V198L135 196L134 198H137L139 201H142V202L145 200L144 198H146L147 196H149V199H148L149 201H148V203H147L146 201H144V202H146V203L143 202L144 204H147L148 207H151V206H150V205H152L151 202H152V203H153V202H156V204L154 203V204L157 206L156 209H160V208H159V207L161 206L160 202H161V203H165V202H166V204H168V205H166V206L163 204V206H161V211H160V212H161L160 214H164V215H163L164 217L168 215L167 219L170 217V218H169V224H165V225H164L165 227H162V226L159 225V227H160V228H159L158 225H157L156 223H155V224H156V226H155L154 223H153V222H155V221H154L155 219L152 221L151 218H150V219H151V221H152L153 224L151 223L150 219H147V218H146V219H147V221L149 220V221H150L149 224H152V225H149V224L147 223V221L145 222V220H144L145 223L143 222V220H142V223H141V224H145V225H146V226H145V225L141 226V229H142V230H143V229L147 230V228H150V230H149V229H148V230H149V231L152 230V231H151L152 234L155 232L156 229H160V230H157V231L159 232L160 235L154 233V235L156 236L155 238H157V240L160 241V240H162L164 237H167V236H169V235L171 234V233H169V235H167L168 232H171V230H172V228L170 229L169 227H175V228H173V231H175V229L181 224V223H180V220L183 219V215L185 216V218L183 219V220L185 221L187 217L190 218V217H189V216H190V213H192V212L194 211L193 207H192L193 210L191 209L192 211H190V208H191L190 206H189V207L187 206V209L185 208V211L187 210L186 213L188 212L186 215H188V216L185 215V213H184L185 211L183 212L182 216H180L181 213H179V214H180V215H179V214H176V211H175V212L173 211V210L175 209V208H173V207H174V206H177V205L179 206L180 203L182 202V200H179V199L182 198V195H185V197L187 196V198L184 197L185 199H188V198L191 199L192 196L194 197L193 199H198L199 196H200V198H199L200 200H201V199H203V200H204V199L207 200L206 198L209 199V197H213V196L215 197V196H216V195H213V194H212V196H211V193H210L211 190H210V188H209L210 186H208V185H210V183H211V185H213V183H212V182H209V178L207 177V176H208L207 174H204V172H203V174H202V173H201L202 170H201V171L199 170V171H200V172L198 171V174H199V175L197 174V175L193 176L194 174L197 173V172L194 173V172L197 171V170H196V168H195L194 166H192V165L190 164V161H191V163H192V160H193V162H194V161L196 160V159H195L196 157H197L198 159L201 157L200 155L198 156V153L200 152V151L198 152V150H199L198 148H200V150H202V149L205 148V147L202 148V147L205 146V145H206V147H208L207 149L210 148L209 151L207 150V151H208L207 154L205 153V155H204V157H205V156H206V157L208 156V157H207V158H206V157H205V158L203 157V154H204V152L206 151V148H205V151L203 150L204 152L202 151V152L199 153V154H202V157L204 158V159H203L202 157H201L202 159L200 158L201 160H203V162H202L200 159H199V160L197 159L199 162L196 161V162H194L195 164H196V163H200V162L203 164L204 161H206V162L209 161V160H210V157H211V159H212L213 157H215L216 154H219V152L216 153V151H217L218 147L220 148V144H219V143H216V142H217V140H219L220 142L223 143V141H222V139L220 138L221 135L219 134V131H217V134H216L215 132H216V129L219 127L218 125H220V123H221V125H226V124H224V122L227 120L226 122H228V123H232V124H236V123H239V124L243 123V124H244V122H242V119L246 122L247 119L245 120L244 118H245L246 116L249 115V116H248V120L250 119L249 121H250V123L253 124V126H252V124L250 125V123H248V122H247L246 124H244V125H248V126H250V127L248 128V129H249V132H247V131L245 132V134H246L247 136L245 135L246 137H245V141L243 140V143H244L243 145H245L246 143H248V144L245 145V146L249 147V144H250V145L252 144V147H251V146L249 147L250 149L253 148V146H255L253 149H255L256 147L258 148V149H255V150H260L261 152L264 150V147L262 148V145H264V137H263V135H264V118L262 117V116H264V114H262V113H264V101L261 102L262 98H263V100H264V97H262V96H264V95L260 96L262 93H264V52H263V53L260 52V53H261V56L258 55V53H256V52L261 51V50L263 49V48H262V49L259 50V48H260L261 46L263 47V44H264V41H262V42L260 41V44L262 43V45H257V44H259V41H258L257 39L262 40L261 38H263V40H264V37H262V35H264V34L261 33V32H263V30H264V22H263V21H264V18L260 17V16H264V14H262V13L264 12V9H263V12H262V13H261V11H259V10H258V11H259L260 13L257 12V11H255V13L253 12L254 10H257V8H258V9H262V7L264 6V5L262 6V4H264V1H263V0H261V1L263 2L262 4L260 3V0H257L258 3H257L255 0H253V1H255L257 4H256L255 2L251 4L252 0H250L251 2H249V0H246V2H245L246 5H247L248 3H250V4L247 5V6H248L247 8H249L251 5H254V4H256V5L260 4V5H258V7H257L256 5H254V6L251 7L252 9H253V7H255V8L257 7L256 9L254 8L252 12H253V15L256 14L255 18H256V17L259 18V19L256 18L258 21H255L256 19H255L254 17L250 16V17H251V21H252L253 23H251V21L249 20L250 17H249L248 15H246V12L248 11L247 8L244 7V9H243V7H242V5H241L242 3H244L245 0H243V1H242V0H238V1L235 0V1L238 2V3H239V1H240L241 4H239L240 6H239L238 4H234V5H235L234 8H233V7H230V6H233L232 3H235V2H233L234 0L231 2V4H230L228 7H225V6L223 7V5L225 4L224 2H227L226 4L228 5V4L230 3L229 0H228L229 2H228L227 0H223V2H222V4L224 3L223 5L220 4V3H221L220 1H219V3H218V0H216L217 3L219 4V5L217 4V5H218V8L221 7V6H222L221 9H224V8L226 9V8H229V7H230L229 9H226V11L224 10V11L226 12V13H225L226 15H228V14H227V13H228L227 10H229V14H230V10H231V12H232V9H233V11L236 10V9H237V11H239V10H238L239 7L242 8V10H241V8H239V9L242 11V13H243V10H245L246 12H244V16H243V14H241V15L243 16V19H244V20L241 19V21H240L241 24L243 23V21H245L246 16H248V19L246 18V22L249 20L250 23H249V22H247V23H248V24H253V25H252V27H251V25H250V26L248 25L249 27H251V30L249 29L250 33H249V31H248V28H249V27H247V26L245 27V25H244V24H246L245 22H244L243 26H242V25L240 26V28H241V30H244V28L247 29V31L244 30V31H242V32H244V33H245V32L249 33L250 36L246 34L247 36H249L248 38L253 37L252 34H255V33H256V35H257V36L254 35L255 40H254V38H251V40H249L248 38H246L247 36H245L244 33H243V34H244V35H243L242 32H238L239 35H240V36L238 35L239 38L242 37V35L245 36V37H242V38L240 39L242 43H243V41L246 42L245 40L248 39L249 41L252 42V43H251V48H252L253 44H254L255 46L257 45V47L254 46V47L256 48V50H255V53H256V54H253V53H254L253 50H254L255 48H253V50L250 49V48H249L250 43H246V44L248 45V49H247V45H246V44H244V43L241 44L240 41H238V43H240V44H239V45H236L237 43L235 42V40H232V37H233V36L238 37L237 34L234 35L235 32L233 33V28H232V26H233L232 24H235L237 21L235 22V21L233 20L234 23H230V22H233V21H231V20L233 19L232 16H231L232 19L230 20V22L228 21L229 18H231L230 15H231L232 13L228 16V19H226V21H227V23H226V25H227V30L224 29V24H225L224 22H226V21H223L224 24L222 23V24H219V26H218V27H220V26L222 25V26L220 27V28L223 27V29H222V34L227 33L226 36L229 35V37L231 38V41H229V40H230L229 37H227V39L225 38V40H226L227 42H232V44L234 43V44H233V47H231L232 45H227V46H228V47H227L228 50L231 49L230 52L233 51V52H235V54L229 55V54H231V53H229L228 50H226V51H227L226 53H229V54H228L229 57H228V59L226 58V59L224 60V63H223L224 65H225V63L228 64V65H229L230 63H231L232 65H233V64L235 65L236 63H234V62L232 63V62H231L232 60H236L235 62H238V63L241 64L242 59H243V58L246 59V56L248 57V55L250 56V54H251V55L253 54V56H254V55H255V56H259V57H256V58H255V56H254L253 59L251 58V56L247 58V59L250 58L249 60L252 59L253 61H255V60H254V58H255V59H256V62H258V64H256L257 66H255V63H256V62H255V63L252 62V63L254 64L253 67L255 66L254 69H253V67H252L253 71H252L251 68H248V67H247V66L252 65V63H250L249 65H247V63H246V64L244 63V62H246L245 60L242 62V63H244V66L246 65L245 68H244V66H242L243 64L240 65V66L243 67V72H242V73H241L242 70L240 71V69H236L237 66H238V68H242V67H240L239 65L235 66L236 68H235L234 66L232 67V66L229 65L230 67H232V68L238 70L239 72L236 71L238 74L244 75V76H243V81L245 80L244 77L247 76V77H246L247 82H245V81H246V80H245V81L241 84L239 81H237V82H239V84H241V86L236 82V77L238 78V77H240V76H239V75H236V73L233 74L232 72H235V70H230V69H232V68H229V70H228V71H230V73H227V71H226V72L224 71L227 75H226L225 73H222V74L224 75V77H223V75H220L219 73H216L217 70H218V69L216 70V66L214 67V65H213V66L210 65V63H211V62H210V61H211V60H210V59H211V54H209L210 56L208 55L210 58L207 57V54H208L209 51L205 50L206 52H199V53H201V54H202V53H206V54H202V55H201L202 57H201L200 54H198V53H193L194 55H192V53H190L191 55H189V51L187 50V48H186V50H182V49H183L182 46H184V45L181 44V41L185 39V40H186L185 43H186V42L188 43V39L190 40V38L188 37L189 35H188L186 38L183 39V35L185 36L186 34H189L188 32H189L190 29H188L187 26L189 27V25H190V26H191L190 28L193 29V30H190L191 36H193V35H195L194 33L197 34V33L199 32V31H198L199 26H201V29H202V28H203V24H204L206 21H207L206 23H207L208 25H209V23H211L213 17L211 16L212 19L210 18L211 20H209V18L207 19V16L209 15V9L212 8V7H214V5L216 6V1H215V0H213V1L211 0V2H214V1H215V3H213V6L210 5L211 2H210L209 0H206L205 3H200V2H203L204 0H201V1L199 0L200 2L198 1V5H200V4L203 5V4H204V5L209 6V7H206V8H205L206 11H205V9H203L205 12H208V13H206L207 15H205V14H204L205 12L202 11V12H203V15H202V16H204V15L206 16V17L204 16L203 19L205 18L206 20L204 19V21H203V19H200V16H201L200 14H202V12H200L201 10H199V9H200V8L202 9V8L205 7L204 5H203V7H202V5H200L201 7L195 9V10L198 9L197 11H199L200 14L197 13L196 11H195V13H194V15L197 16V19H198V18H199V19L197 20V19H195L196 17L193 16V17H195V18H194L195 20H194L193 18H192V19H193L194 21H196V22H194L193 20H190V21L193 22L194 24L191 23L190 21H189L190 24H189L188 22H187V24L185 23L186 26H184V27L187 28L188 31H186V30L183 28V26H182L181 28L184 29L185 31H183L180 27H178V28H180L179 30H177L178 28H176V31H177L176 34H179L178 32H180V31H183V32H184V33H183V32L180 33V34L183 33V35H180V34L178 35V36L180 37V39H182V40L179 39L180 41L178 40V44H177V41H176V39H175L176 37H173L174 39L171 37L172 34H170V39H169L170 41L167 40L169 37L167 38V37L164 36V37H165L164 39L167 40V41H169V42H171V43H167V41L165 42V40H164V42L167 43V44H165V43L162 41V42L164 43V45H165V46L163 45V48H164V47H165V48L168 47L170 53H173V51L178 52L179 49H177V47H180V46H181L182 48L180 47V48H181L180 51H182V52L184 51L183 54H185V55H187V56L189 55V56H188V57H190L189 59H191L192 56H193V57H194V56L196 57V59L194 58V59L196 60L195 63H194V62H191L192 60L194 61L193 57H192V60H191V61H187V60H189V59H187L188 57H186V59H187L186 62L183 61V59L185 60V55H183V54H181V52H179V54H181V55H180L181 58H182V57H184V58L181 59V60L178 59V62H176L177 64L180 63L181 61H182V62H181V64L176 65V63L174 64L175 61H174V62H171V61H173V59H172L173 57H176V58L178 57V58H179V54H178V56H177V55H176V56H170V58H169V55H171V54H169V52H168L167 54H164V52H165L164 49H165V48L163 49V51H161V52L164 54V57H163V56H158L157 53L159 54V53H161V52H158L157 50H159L160 48H161V50H162V47H161V46H160V48H159V47H156V46H157V45H156L157 43H155V42H157V40H158L159 38H156V37H155V34H156V33H154L152 39H151V36L149 37V39H151L152 41H155V42H154L155 45L153 44V45H154L153 50L156 49V50H155V53L157 52L156 55H157V57L159 58V59H157V60L160 61V66H159V64H158V67L163 69V70H161V69H159L158 67H155L156 69H154V66H155V64H156V63H154V62H156L157 60L153 62V63H154V66H153V64H151V66H153V67L150 66L151 69H148V72H149V73L147 72V74H151V73H152L153 75H156V74H157V76H153V75H152L154 78L156 77L155 79H157V78L161 75V74L159 75L158 71H160V70H161V72H162V71H165L166 69H164V68H165V67H168V69H169V66H170V69H169V72H170V73H173L174 71H176V73H180V75H179V74H178V75L174 74L175 72H174L173 74H170V73H169V74L172 76V78H173V75H176V78H178V77H180V78L183 77V78H184V75H182V74H183V72L186 70V68L190 65V63L193 65V66L191 65V66H192V69H193V67L196 66V63L198 62L197 64H200V63H201V65H199V67H200V66L202 67L201 70H202V71L204 70V71H203L204 74H203V72L201 73V70H200V68L198 69V65H197V66H196L197 68L194 67V69H193V71L195 72V74H194L195 77H196L199 73H200V76L205 75V73H208L207 71H208L209 69L211 70V68H212V70L209 71V72H212L211 74H212L213 77H211V75H210V77L213 78V80H214V78H216V77H214V76H217L216 74H219L221 77H223V78H221L220 80H225L226 82H228V80H230V83H229V84H230V86L233 87V89H234L235 92L233 91V89H232L230 86H229V88H228V86H227V87L225 86V84H228V83H225V81H223L222 84H224V87H226V91H225V89H221V87H223V85H222L221 83L219 84V81H220V80H219L218 82L216 81V82L220 85V86L218 85L219 87H217V86L215 87V85H214V86H211L212 84H211L210 87H209L208 84L211 83V82H210V81H211V78L209 79V74H208V75H205L204 77H200V76L198 77V76H197V77H198V79H197V77L194 78V76L191 75V73H192V71H191V72H189V73L187 72L188 74L186 73L187 75H191V76H193V77L190 76L191 79H188L189 76H188V77H187V76L185 77V78H187V79H184L185 81H183V78H181L182 81L184 82V87H183V83L180 82L181 84H180V83H179V84L182 85V86H181L182 89H180L181 87H180V85L178 84V82H179V78H178V81L176 82V84H174L175 82L173 83V81H176L175 76H174V78L172 79L171 76L168 74L169 77L167 76V77H168V78H167V77L163 74V72H162V74L167 78V79H165V77H163L164 79L162 78V80H164V81H162V82H163V83H164V82L166 83L167 81L169 82V83L167 82V86H165V87H168L169 85H170V87H172V89H170V87H168V89H165V92H164V93H169L168 95L165 94V95H166V98H169V100H170V96H171V94H172L171 100H173V98H175V99H174L175 101H171V100L169 101V100H168V101L170 102V104L174 103V104H172L171 106H169V109L172 108V106L174 107V105L177 106V109H178V106H179V108L182 107L181 110L179 109L180 111H179V110L177 111L176 109H174V108H176V107L172 108V110H173V112H174V115H176L175 113H177V112L181 113V114L177 113V114H179V115H177V116H179V117H177V116H176V117H177L178 120H180V121H181V118H182V121H181L182 123H186V122H187V121L184 122V118H185V119L187 118L186 120H191V118H193V117L195 116V114L197 113V112H195L196 110H199V109H200V110L198 111V112L200 113V111H201V112L203 111V108H204V110H205V108H206V109L209 108V105H211V106H212V105H213V106H216V105H220V104H221L222 106H224L225 104H226V105L228 104L227 106L230 107L231 102H232V103H235V106L237 107V109H236V107H235L234 105H232V106H234V108H235L236 110H234V109L232 108V106H231V108H232L234 111H233V112H230V113L228 112L229 114H228L227 112L225 113V111H226L227 109H228V111H230L229 109H231V108H228L227 106H226V109H224V110H223L222 108H221V109H222V110H221V109L219 108L220 106H219V107L217 106V108H213V106H212V109H217V111L219 112V114H221L220 112H222V115L224 114V115H223V119L225 118L224 120H223V119H220V117H221L222 115H221V116H220L219 114L217 115L218 112H217L216 110H215V111H214V110H213V111H212V110H209V111L214 112V113L217 112L216 114L211 113V112L205 110V111H203V112H205L206 114H205V113L202 114V115H204V116H202L201 114L198 113V114L200 115V116H199V119L195 118L196 116L194 117V119H197V121L200 120V117H201V116H202V117H205V119L201 117L203 120L201 119V120H200L201 122L199 121V124L195 122L196 120L193 122L194 119L191 120L192 123H190L191 121L187 122V123H190V125L192 124L191 127H190V125L188 124L189 126H187V130H188V127H189V128H191V129H193V130L195 129V130H196V133H195L194 131H191V129H190V131H191L192 134L190 133L189 130H188V131H185L186 133L188 132V134L190 133L191 135H193V136H192L193 138L190 137V135H189V137H188V135H187L186 138H184V139H186L187 141L191 139V141L194 142V140H193L194 138H198L199 135H201V134H203V133L205 134V132H203V129H204V128H201V127H205L206 130H205V129H204V130L207 131V132H208L209 130H213V131H215V132H214V133H215V134H214V138H210L211 136H213V131H209L208 133H207V132H206V133L209 134L210 137L207 135V136H208V138H207V137H206V134H205V136H204V134H203V136L201 135L202 138L200 139V137H199L198 139H200V140H202V139L205 140L203 137H206L207 139H206L205 141H202L203 143L206 142V141H207V142H210L211 139H212V140L214 139L213 141H215V139L217 138V137L215 138V136L217 135L221 140H220L219 138H217V139H216V142L211 141V142L214 143V144H212V145H214L213 147H215V143H216L217 145L219 144L218 147H217V145H216V148H217L216 150L213 149V148H211L212 146L209 147V144H211V143H209V144H208V143H205L204 145H202V147H201V145H200V146L197 148V146L194 145V146H195V147H194L192 144H190V143H193V142H191V141H188V142H187L186 140H185V142H184V141H183V140H184L183 138H182V140H181L180 137H182V136H181L180 134L183 133V132H180V131H182V129H180V131H179L180 134H179L176 130L179 129V128H182L183 126H184V128H185V125L183 124V125L181 126V122H180V124H179V123H178L179 121L176 119V117H175L174 115H173V116L175 117V119H176L177 121H175L174 118H173L174 120H172V117H173V116H172L170 119H168V118H169L168 115H169V113H170V112H168V111H170L171 109L169 110V109L167 108L168 106H166V104H167L166 102H168V101H166V100H167L166 98H165V103H164L165 105L162 104V105L164 106V107H162V109L165 108V109H164L165 113H164V112H161V113H163V115H162L161 113H159V111H160V110L163 111V110H162L161 108H160V110L156 108L157 110H159V111H156V112H158L157 114L161 115V117H160V116L157 117L156 113L154 112L155 110H154L153 105H154L155 107H160V104L163 103V102H160V101H162V99L164 98V95H163V94H160L161 92H163L162 89H160V88H159V89L161 90V92H159L160 90L157 88V90H159V91H158L157 93L154 94V98H153V95H152V94H153V92H154V91H153L154 87L156 88L157 85L160 87V86L162 85V82L160 81V80H161L160 78L157 80V82L159 81V84H160V82H161V85H159L157 82H155L156 80L153 81V80H154L153 77H152L153 79H152L151 77H150L151 79H147V77H149L150 75H149V76L147 75L146 80H147V81H150V80H151L152 83L154 82V83H153V84H154V87H152L153 85H152L151 82H148V86H149L150 88L152 87L153 89H152V88H151V89L149 88V89H148L149 92L147 91V92H148V93H147L146 90H144V89H147V88H146V87H147V85H146L147 83H145L144 81H143L142 83H145V85H144V84H142V85H144V86H146V87H145L144 89L141 88V87H143V86H141V85H138V87L140 86L141 89H140V88H139V89L142 90V91L144 90L147 94H149V96L151 95L152 98H150V97H148L147 95H145V93H143V94H144V95H143L144 97L142 98V96H141L142 93H141L140 91H139V92L141 93V94L139 93V95L141 96V98L139 97L140 100L137 99L138 97L136 98V96H139L138 94H137L136 96L134 95L133 97H131V96H130L131 94H130V95H128V96H130L131 98H130V97L127 98L128 96L125 97L126 95L124 94V92L122 93V91L118 90V91H120V93H121V94H120L121 97H120V96H117L118 94H117V93H114V92H112L113 94L111 95V93H110L111 91L109 92L108 89H106V88L104 87V85L101 84V83H104L103 80L105 81V79H102V78H106L105 76H107V75L109 74V73H107V72H109V71L107 70V69H108L107 66L104 65V68H105V70L107 71V72L105 71V72L107 73V75H105V73H104V75H105V76H104L102 72H101V73H102L101 75L99 74V71L101 70L100 68H102L103 66L100 67V68H98L99 70H98V76H97V77L100 78L101 76H104V77H102V78L99 79L100 81H99L98 78H97L98 82L100 83L99 86L102 85V87L100 88V87L98 86V90H97V91H98V94H96L97 91L95 90V91H94V92H95V96L93 95L92 97L95 98L96 95L98 96L100 90H102L103 87H104L105 90H107V92H106V93H107V97H108V98H111L112 100H108V102H104V104H103V103H99V104H100L99 107H98V108L95 107V110H94L93 108L90 109V107H89V110H88V108L86 109V107H88V106H86L85 108H84V107L80 108L79 111L76 110L77 114H76V112H72L71 114H76V115H73V116H74V117H77V116H78V112H80V110H83V111H82V112H83V113H82L83 116H82V114H81V112H80V113H79L80 116H78L79 118L77 117L78 119H77V118H74V117L71 118V116H72L71 114H70V115L68 114L67 118H66V116H64V115L66 114V112H65V114L63 113V107H65V105H62V106H63V107H62V106H61V103H62V104H66V103H65V100H64V103H63V101H62L63 98H62V99L59 98V100H61V102L59 103L58 99H57V100L55 99V98H58V97L54 96L55 91H56V94H57V92H58V94L60 95V94H61V91H60L61 89L64 90V88H65V90H64L65 92L68 91V90L70 89V90L68 91V96H69V97H71V96L73 97L74 94H76V92H77V94L79 95V91H77V90L75 89L76 91H75V93H74V89H72V87H71V88H68V86L66 87L65 85L63 86V84H62V81H64V83H65V80H63V79H66V78H70V77H71L70 74H69V72L72 71V69L70 70L71 67H70V66H66L67 64H65V63H67V62H64V61H67V59H66V58H68L67 56H64L66 60H63V62H62V65L65 66V67H67V68L62 67L61 64H59V61H60V63H61V60H62V59L60 60V58H62V56H63V55L61 54V50L63 49V46H66V45L68 44L67 42H69V40H71V39H73V38H76L75 36H77V39H78V38H82L83 35H84V33H85L86 36H89V35L92 36V35H91L92 32L95 33V32H96L95 30H97L98 28L100 29V27H101L100 24H102V23H104V25H108V26L111 28V31L113 30V29H112V27H113V28H114L113 31L116 32V33L118 34V36L122 37V39L119 38V37H118V38H119L120 40L126 41V38H124V36L120 35L121 33H119V32H121V30H122V29L128 24L129 19H128L127 17L125 18V17H124L125 14H124V16H123L124 18L122 17V20H123L122 22H124V20L126 19L125 21L127 22V24H126V23L121 24V22H120V20H121V18H120L121 15H119L121 12H119V11H120V9H122V8H119V7H118V8H119V9H118L119 11L116 10V9H117L116 6H119V5L121 4V2H120L119 0H117V1H119V4H118V2L115 1L116 4H114V5H113V3H114L113 0H108V1H107L108 3H109L110 1H112L113 3L110 2V3H112V5L110 4L111 6H110L109 4H106V5H109V6L111 7V8H109V10H107V11H106V6H104V4L106 3L105 0H104V2H103V0H102L103 3L100 2L101 0H100V1H99V0H96V1H95V0H92V1H95V2H93L92 4H96V2L99 1V2H100L99 6H101V7L104 6V7H103L104 9L101 8V7H99V6H98V7L96 6L99 2H97V4H96V5H93V8H91V7H89V3H88V5H86V6L83 7L82 3L80 2L81 5H82V6H81L80 3L78 4V2H76V1H78V0H76V1H74V0H63V2H62L61 0H57V1H61V2H56V1H55L56 3L54 2V7H53V5H51V3H52L53 1H50V2H51L50 5H51V7H53V9H52V8H50V5H49V3H48L49 0H48L47 3H45L46 0H43L44 3L41 2V0H40L41 4H40V2H39V4H40L41 6H43V7H42L43 9L48 8V7L50 8V11H51V12L49 11V12H50V15H49V16H48V14H49L48 12L42 13V9H41V10H40V8L36 9L38 5H35V4L38 2V0H35V2H34V0H28L29 2H28L27 4H25L27 1H24V3H23L22 0H20L21 2L18 1V0H9V1H11V3L8 2V3H9L8 6L6 5V4H7L6 1H8V0H5L4 2H3ZM12 1H13V2H12ZM14 1H15V2H14ZM80 1H81V0H80ZM85 1H86V2H85ZM89 1H91V0H89ZM89 1H88V2H89ZM207 1H208V3H210L209 5H208V3H206ZM221 1H222V0H221ZM5 2H6V3H5ZM33 2H34V3H33ZM69 2H70V3H69ZM247 2H248V3H247ZM19 3H20V5L23 4V6L21 5V8H22L21 10L24 9V12H21V10L19 9V8H20ZM31 3H33V4H31ZM58 3H59V4H58ZM60 3H62V5H60ZM75 3H76V4H75ZM84 3H87V0H84ZM84 3H83V4H84ZM199 3H200V4H199ZM3 4H5L6 6L3 5ZM37 4H38V3H37ZM44 4H45V5H44ZM46 4L49 5V6L47 7ZM55 4H57V6H56ZM92 4H90V5L92 6ZM245 4H243V5H245ZM15 5H16L17 7H19L18 10H17V7H16ZM28 5H30V6H28ZM31 5H32V8L34 7L36 10H35L34 8H33V9H34V10H33V9L31 8ZM34 5H35L36 7H35ZM59 5H60V6H59ZM68 5H70V6H68ZM71 5H72V6H71ZM84 5H85V4H84ZM227 5H226V6H227ZM236 5L238 6L237 8H236ZM246 5H245V6H246ZM41 6H39V7H41ZM73 6L75 7V9L73 8ZM78 6H79L80 8H79ZM94 6H96L97 9H96V7H94ZM114 6H115L116 9H114ZM210 6H211V7H210ZM260 6H261V7H260ZM24 7H26L27 9H29V12H28V13L26 12L27 9H25ZM29 7L31 8V10L33 11V13L40 14V12H41V13L44 14V15L46 14L47 17H48V19H45V17H44V19H45L46 21L49 20V19H50V21H51V18L54 19V20H52V22H51L52 24H51V23H49V24H51L52 26H53V25L56 26L55 24H53V23L56 21L55 23H57V26L54 28L55 30L52 29V30L50 31V29H51L50 27H52V26L50 25V27H49V26H48L49 24L47 25V24H46V21H45V24H44V23H43L44 19H42L43 21H41L40 18H41V17L43 18L44 15H41V14H40V17H38L39 20H38V19L36 20L37 15H36V16H35V15L31 16L32 14H30V12L32 13V11L30 10ZM44 7H45V8H44ZM71 7H72V8H71ZM76 7H77V8H76ZM120 7H121V6H120ZM12 8H13V7H12ZM89 8H90V9H89ZM215 8H216V9L212 8L210 11L213 10L212 13L216 12V11H214V10H217V7H215ZM263 8H264V7H263ZM93 9H94V10H93ZM111 9H113L114 12L116 11V13H114V12L112 11V12L114 13V14H112ZM252 9H250L249 13L251 12ZM14 10H13V11H14ZM48 10H49V9H48ZM102 10H103V11H102ZM2 11H3V14H2ZM34 11H35V12H34ZM36 11H40V12H36ZM44 11H47V10L45 9ZM97 11H98V12H97ZM117 11H118V13H117ZM109 12H111V13H109ZM122 12H123V11H122ZM235 12H236V11H235ZM252 12H251V13H252ZM256 12H257V13H256ZM23 13H26V14L23 15ZM47 13H48V14H47ZM123 13H124V12H123ZM196 13H197V15H196ZM233 13H234V12H233ZM249 13H248V14H249ZM9 14L11 15L10 17L8 16ZM20 14H21L24 18L28 17V15H29V17L26 18V20H27V19H30V21L28 20V22L30 23V25H27V24H29V23H28L23 17H22V19H21ZM27 14H28V15H27ZM104 14H105V15H104ZM110 14H112V15H110ZM121 14H122V13H121ZM198 14H199V17H198ZM257 14H261V15L258 17ZM1 15H2V19H1ZM25 15H26V17H25ZM87 15H88V16H87ZM94 15H95V16H94ZM115 15H116L117 17H116ZM122 15H123V14H122ZM210 15H211V14H210ZM210 15H209V16H210ZM214 15H215V14H213V16H214ZM3 16L9 17V18L7 19V18L5 17V18H6V19H5V18H3ZM51 16H52V17H51ZM90 16H91V17H90ZM16 17H15V18H16ZM49 17H51V18H49ZM73 17H74V18H73ZM88 17H89V18H88ZM114 17H115V18H114ZM118 17H119L120 19H118ZM240 17H241V16H239V18H240ZM19 18H20V20H23V25H22V23H21L20 21H18ZM31 18H32V19L34 18L35 20L33 19V21H32ZM79 18H80V19H79ZM83 18H84V19H83ZM87 18H88L89 20H88ZM102 18H103V19H102ZM252 18L255 19V20H252ZM260 18H262V21L260 20ZM86 19H87V20H86ZM92 19H94V22H93ZM127 19H128V20H127ZM5 20H6V21H5ZM14 20L17 21V23H18V22H19V23H18V24L15 23ZM200 20H201V21H200ZM31 21H32V22H31ZM38 21H41V22H38ZM72 21H76V22L78 21V22H77V23H74L75 25L72 24V23H71V25H70V22H72ZM81 21H82V22H81ZM87 21H90V22H91L90 24H91L92 27L95 26L96 23H97V26H98V25H100V26H98V28H97V26H96V27H93V28H94V31H92L91 26H89V22L87 23ZM97 21H98V22H97ZM113 21H114V22H113ZM202 21H203V24H201V25L198 24V26H197V23H199V22L202 23ZM254 21H255V22H254ZM24 22H27V24H24ZM33 22H35V23H33ZM36 22H37V23H36ZM48 22H49V21H48ZM48 22H47V23H48ZM67 22H68V23H67ZM80 22H81V23H80ZM92 22L95 23V24H92ZM106 22H109L111 25H110V24H106ZM240 22H238V23H240ZM261 22H263V24H261ZM20 23H21V26L19 25ZM32 23H33V25H32ZM40 23H41V24H40ZM42 23H43V24H42ZM61 23H62V24H61ZM78 23H79V24H78ZM86 23H87V24H86ZM195 23H196V24H195ZM206 23H205V24H206ZM228 23H230V29H229V30H228V28H229ZM238 23H236V24L238 25ZM4 24H5V25H4ZM6 24L9 25V26H7ZM76 24H78V26H77ZM113 24H114V25H113ZM185 24H183V25H185ZM188 24H189V25H188ZM205 24H204V25H205ZM207 24H206V27L204 26V27L206 28V30H207L209 27L212 29V27H211L210 25L208 26ZM40 25H43V26H40ZM44 25H47V28H48V27H49V28L46 30V27L44 28ZM64 25H65V26H64ZM79 25H80V26H79ZM104 25H103V27L100 29V31L97 30V31H99V33H98V32L95 33L96 35H97V34H100V33L102 32V29H104V27H105ZM122 25H123V26L125 25V26H124V27H121ZM192 25H193V26L195 25V27H198L197 30L195 29L197 32L194 31V28H195V27L192 28ZM231 25H232V26H231ZM246 25H247V24H246ZM259 25H260V27H259ZM39 26H40V27H39ZM54 26H53V27H54ZM58 26H59V27H58ZM87 26H88V27H87ZM111 26H112V27H111ZM257 26H258V27H257ZM261 26L263 27V29L261 28ZM16 27H18V30L16 29ZM34 27H35L36 29H35ZM225 27H226V26H225ZM233 27H234V26H233ZM237 27H239V25H238ZM21 28H22V29H21ZM23 28H24V29H23ZM25 28H26V29H25ZM32 28H33V29H32ZM38 28H39V29H38ZM40 28H41V29H40ZM43 28H44V29H43ZM56 28H57V29H56ZM63 28H64V29H63ZM106 28H107V26H106ZM126 28H127V26H126ZM126 28H124V30H125ZM210 28H209V30H210ZM231 28H232V29H231ZM240 28H239V29H240ZM259 28H261V30H260ZM127 29H128V28H127ZM127 29H126V30H127ZM146 29H147V31H148V30H152L151 27H150V29H148V28H146ZM199 29H200V28H199ZM255 29H256V30H255ZM24 30H25V31H24ZM71 30H72V31H71ZM74 30H75V31H74ZM90 30H91L92 32H91ZM104 30H107V29H104ZM126 30H125V31L122 30V32H123L122 34L125 35V34H126ZM202 30H205V29L203 28ZM215 30H216V28H215ZM223 30L228 31L229 33H228V32H223ZM230 30L232 31L231 33H233V35L230 34ZM35 31H36V32H35ZM89 31H90V32H89ZM109 31H110V29H109ZM109 31L107 30V33H108ZM147 31L145 32V30H144L145 33L143 32V37L145 36L144 34L147 35V33H148ZM173 31H174V30H173ZM173 31L170 32V33H174V34H175V31H174V32H173ZM193 31H194V33H193ZM213 31H214V30H213ZM218 31H219V29H218ZM259 31H261V32H259ZM29 32H30V33H29ZM71 32H73V33H71ZM78 32H79V33H82L81 36H79L80 34H79ZM114 32H113V33H114ZM124 32H125V33H124ZM185 32H186V33H185ZM200 32H204V31H201V30H200ZM214 32H217V30L214 31ZM74 33H75V34H78V35H75ZM90 33H91V34H90ZM109 33H110V32H109ZM109 33H108L107 35H109ZM113 33H112L111 35H114ZM192 33H193V34H192ZM218 33H220V34H217V33H216V35H219V36L222 35L220 31H219ZM236 33H237V32H236ZM240 33H241L242 35H241ZM263 33H264V32H263ZM23 34H24V35H23ZM25 34H27V35H25ZM66 34H67V35H66ZM88 34H89V35H88ZM105 34H106V33H105ZM117 34H115L116 38H117ZM150 34H151V32H149L148 36H149ZM168 34H169V33H168ZM174 34H173V35H174ZM74 35H75V36H74ZM93 35H94V34H93ZM107 35H106V37H107ZM111 35L108 36V37H111ZM166 35H167V34H166ZM230 35H231L232 37H231ZM19 36H20V37H19ZM65 36H66V37H65ZM78 36H79V37H78ZM99 36H100V35H99ZM115 36H114V37H115ZM168 36H169V35H168ZM174 36H175V35H174ZM176 36H177V35H176ZM191 36H190V37H191ZM226 36L222 35L221 37L224 38V37H226ZM6 37L9 38V39L6 40V39H7ZM70 37H71V38H70ZM143 37H141V38H142L141 41H143V42H141V43L138 42L139 44H141L140 46H142V47H141L142 49L140 48V46H139V48H140L141 50L138 48V46H137V48L139 49V51H141L142 53L145 52L144 54H146V53L148 52V51H147V50H148L147 48H149V45H150V44L147 45L146 43H151V42H150L151 40H150L149 42H146V39H145V38H147V37L145 36V37H144L145 42H144ZM179 37H178V38H179ZM236 37H233V39H235ZM258 37H259V38H258ZM118 38H117V39H118ZM123 38H124V39H123ZM154 38H155L156 40H154ZM171 38H172L173 41H175V42H173V41L171 40ZM178 38H177V39H178ZM187 38H188V39H187ZM239 38H238V40H239ZM244 38H245V39H244ZM0 39H1V37H0ZM51 39H52V40H51ZM67 39H68V41H67ZM106 39H109V38H106ZM111 39H112V38H111ZM111 39H110V41H111ZM114 39H115V38H113L112 42H114ZM147 39H148V38H147ZM149 39H148V40H149ZM242 39H243V40H242ZM74 40H75V39H74ZM74 40H72V42H74ZM148 40H147V41H148ZM161 40H163V37H162ZM248 40H247V42H249ZM253 40L255 41L254 43H253ZM256 40H257V41H256ZM7 41H8V42H7ZM20 41H21V42L23 41V42L21 43ZM61 41H62V42H61ZM64 41H65V42H64ZM75 41H78V40H75ZM108 41H109V40H108ZM108 41H107V42H108ZM117 41H118V40H117ZM233 41H234V42H233ZM236 41H237V40H236ZM24 42H25V43H24ZM160 42H161V41H160ZM160 42L158 43V45H162V44H161L162 42H161V43H160ZM182 42H184V41H182ZM257 42H258V43H257ZM15 43H16V44H15ZM75 43H76V42H75ZM115 43H116V40H115ZM119 43L122 44L120 41L118 42V44H119ZM143 43H144V44H143ZM185 43H183V44H185ZM255 43H256V44H255ZM18 44H19V45H18ZM20 44H21V45H20ZM69 44H72V43H69ZM110 44L114 45V43H111V42H110ZM110 44H108V47H109ZM116 44H117V43H116ZM116 44H115V45H116ZM118 44H117V45H118ZM139 44H137V45H139ZM180 44H181V45H180ZM230 44H231V43H230ZM145 45H147V46H145ZM153 45H150V46L152 47ZM168 45H170V46H168ZM174 45H175V47H174ZM176 45H178V46L176 47ZM186 45H188V44H186ZM186 45H185V47H188V46H186ZM234 45H235V47H234ZM240 45H241V47H240ZM244 45H245V46H244ZM16 46H17L18 48H15ZM19 46H21V47H19ZM72 46L74 47V44H72ZM72 46H71V45H70V46L68 45V47H70V48H72ZM236 46L238 47V49H236V50L234 51V48H237ZM242 46H243L244 48H243ZM258 46H259V47H258ZM11 47H12V48H11ZM13 47H14V48H13ZM25 47H27L28 49L25 48ZM33 47H35L36 49H37V47H38L39 52H38V50H36V49L34 50ZM59 47H60V48H59ZM61 47H62V48H61ZM229 47H231V48L229 49ZM64 48H65V47H64ZM66 48H67V47H66ZM66 48H65V49H66ZM157 48H158V49H157ZM232 48H233V49H232ZM240 48H241V49H240ZM16 49H17V50H16ZM55 49H56V50H55ZM67 49H68V48H67ZM67 49H66V52H67V54H68V51H69L70 49H68V50H67ZM166 49H167V48H166ZM184 49H185V48H184ZM242 49H243V51H244V50H248V51L251 50L253 53L250 52V54H249L248 51H245V52H247V53H243V54H242L243 56L241 57V53H238V52H240V51L242 52ZM249 49H250V50H249ZM0 50H1V49H0ZM13 50H14L15 52H14ZM22 50H24V51H22ZM28 50H29V51H28ZM63 50H64V49H63ZM63 50H62V52H65V51H63ZM136 50H137V49H136ZM143 50H144V51H143ZM149 50L152 51V48H151V49L149 48ZM238 50H240V51H238ZM257 50H258V51H257ZM18 51H17V52H18ZM21 51H22L23 53L25 52L24 55H23V53H22ZM27 51H28V52H27ZM36 51H37V52H36ZM41 51H42V55H41L42 57L40 56V54H38V53H40ZM43 51H44V52H43ZM59 51H60V52H59ZM137 51H138V50H137ZM139 51H138V52H139ZM151 51H149L148 53H151ZM166 51H168V50H166ZM237 51H238V52H237ZM10 52H11L12 54H11ZM30 52H31V53H30ZM35 52L37 53V55L34 54ZM138 52H136V53L138 54ZM185 52H187L188 54H186ZM233 52H232V53H233ZM28 53H30V54H28ZM148 53H147V54H148ZM152 53H154V52L152 51ZM155 53H154V57L152 56V60H150V61H153V58H154V59L156 58V57H155V56H156ZM209 53H210V52H209ZM236 53H238V54L236 55ZM260 53H259V54H260ZM21 54H22V55H21ZM31 54H34V56L36 55V57H37V56H38V57H39V56L41 57L39 60H42V61H40V63H39L38 58L35 59V57L33 56L34 59L37 60V62H38L37 64H38V65H39V64H41V65L43 64V65H42V69H43V68H44V69H43L42 71H41V68H40L41 65L38 66L40 70L38 69V67H36L34 70L32 69V67H34V66H33V63H34L35 61L33 60V58H31ZM45 54H46V55H45ZM54 54H55V55H54ZM103 54H104V58H105L107 54L105 55V52H103ZM140 54H141V53H140ZM140 54H139V56L142 57V58H147L148 55L150 56V54H148V55L146 54L147 56L143 57L144 55H140ZM163 54H162V55H163ZM168 54H169V55H168ZM174 54H177V53L174 52ZM174 54H172V55H174ZM196 54H197V55H196ZM245 54H248V55H245ZM8 55H12V56L9 57ZM28 55H29V57H28ZM44 55H45V56H44ZM57 55H58V56H57ZM59 55H60V56H59ZM65 55H66V54H65ZM151 55H152V54H151ZM159 55H161V54H159ZM165 55L168 56V57H166ZM182 55H183V56H182ZM203 55H205V56L203 57ZM235 55H236L237 59H238V55H239V59H238V61H237ZM47 56H48V57H47ZM149 56H148V58H149ZM199 56H200L201 58H205V57H207V58H205V60H206V59H209V60H210V61H209L210 63L208 62V60H206V62L208 63V64H207V63H205V60L202 59V62L205 63V64H204V69H203V65H202L203 63L200 61L201 58H200V60H197V57H198V59H199ZM232 56L235 57V58L233 59ZM44 57H45L46 59L43 60ZM58 57H60V58H58ZM64 57H63V58H64ZM99 57H100V56H99ZM150 57H151V56H150ZM160 57H161V58H160ZM231 57H232V58H231ZM240 57H241V58H240ZM5 58H6V59H5ZM19 58H17V59L19 60ZM29 58H31V59H29ZM55 58H56V59H55ZM102 58H103V55H102V57L100 58L101 61L104 60V59L102 60ZM165 58H166V59L168 58L169 60H168V59L166 60ZM230 58H231L232 60H231ZM10 59H11V58H10ZM52 59H53V60H52ZM57 59H59V61H58ZM149 59H150V58H149ZM161 59H162V60H161ZM229 59H230V60H229ZM259 59H260V60H259ZM32 60H33L34 62H33ZM68 60H69V59H68ZM176 60H177V59H176ZM228 60H229V61H228ZM20 61H19V62H20ZM29 61H32V62H33V63L31 64V67H30V65L27 63V62H29ZM159 61H158L157 63H159ZM167 61H168V64H167L168 66H165V67H164V65L167 63ZM179 61H180V62H179ZM41 62H42V63H41ZM43 62H44V63H43ZM103 62H104V61H103ZM170 62L173 63V65H175V66L173 67L172 64H171ZM187 62H188V63H187ZM227 62H229V63H227ZM248 62H251V61H248ZM24 63H25V65H26V63H27V65H29L28 68H26L27 65L25 66ZM29 63H31V62H29ZM57 63H58V64H57ZM63 63H64L65 65H64ZM183 63H184L185 65H184ZM238 63H237V64H238ZM37 64H36V62H35V65H36V66H37ZM182 64H183L184 66H186L187 64H188V65H187V67L184 68V66L181 67ZM211 64H212V63H211ZM56 65H57V68H56ZM59 65H60V67H59ZM68 65H69V64H68ZM179 65H180L181 68H184L185 70L183 69V70H184V71H183L181 68H179ZM206 65H210V66H206ZM219 65H220V64H219ZM219 65L217 66V68H221V69H219V71L221 72V70H222V72H223V69H224L225 66H227V65L223 66V65L221 64L223 68L220 67L221 65H220V66H219ZM5 66H6V68H4ZM23 66H24V67H23ZM47 66H49V67H47ZM156 66H157V65H156ZM161 66H162V67H161ZM205 66H206V69L208 68L207 71L205 70ZM211 66H212V67H211ZM229 66H227L226 68L228 69ZM68 67H70V68L68 69ZM150 67H149V68H150ZM175 67H176L177 69H178V68L181 69L183 72H182V73L179 72V69H178V72H177V69H176ZM210 67H211V68H210ZM246 67L248 68L247 70H246ZM256 67H257V68H256ZM21 68H22V69H21ZM30 68H31V69H30ZM59 68H60V69H59ZM104 68H102V70H104ZM106 68H107V69H106ZM152 68H153V69H152ZM171 68H175V69H172V71L174 70L173 72H171ZM188 68H190L189 70H192L191 67H188ZM188 68H187V69H188ZM255 68H256V69H255ZM26 69H30V71L33 70V71L35 72L36 75H39L38 77H40L41 75L44 76V77H40V78L44 79V82L42 83V82H41L42 79H41V80H40L41 84H40V83H36V80L34 81V79H38V77L35 76V74H32V73L30 74V73H29L30 71L27 70L28 73L30 74V75H29L28 73H26V72H27ZM168 69L166 70V72L168 71ZM195 69H196V70H195ZM197 69L199 70V71H198L199 73L196 72ZM213 69H214V70H213ZM250 69H251V70H250ZM6 70H4V71H6ZM13 70H14L18 75L15 74ZM35 70H37V71H35ZM46 70H47V71H46ZM102 70H101V71H102ZM153 70H154L155 72H157V73L153 72ZM157 70H158V71H157ZM189 70H186V71H189ZM225 70H226V69H225ZM248 70H250V73H247L246 76H245V71L249 72ZM10 71H13L12 73H14L15 75H14V74H11V73H8V72H10ZM33 71H32V72H33ZM38 71H39V72H38ZM43 71H44V72H43ZM150 71H151V73H150ZM214 71H215L216 74H213ZM219 71H218V72H219ZM34 72H33V73H34ZM37 72H38V74H37ZM41 72H42V74H41ZM64 72H66V73H64ZM73 72H74V71H73ZM73 72H71V74H72ZM103 72H104V71H103ZM1 73H0V74H1ZM7 73H8V75L10 74L9 77L7 76ZM39 73H40L41 75H40ZM43 73H44V74H43ZM167 73H168V72H167ZM167 73H165V74L167 75ZM184 73H185V72H184ZM231 73H232L233 75H230ZM5 74H6V76H5ZM45 74L47 75V77H46ZM68 74H69V75H68ZM186 74H185V75H186ZM202 74H203V75H202ZM251 74H252V75H251ZM16 75H17L18 77H17ZM19 75H20V76H19ZM31 75L34 77V78H33V83H31L32 80L30 81V77H31ZM67 75L70 76V77H68ZM158 75H159V76H158ZM163 75H162V76H163ZM181 75H182V76H181ZM219 75H218V76H219ZM15 76H16V77H15ZM29 76H30V77H29ZM53 76H54V77H53ZM60 76H61V77H60ZM66 76H67V77H66ZM26 77H28V78L25 79ZM63 77H64V78H63ZM160 77H161V76H160ZM207 77H208L209 81L207 82L208 84L205 85V87L208 86V87L205 88L206 91H208L207 88H212V87H213L212 89H214V87L217 88V91H218V89H219L218 92H216V90L214 89L215 92H216V95L214 94L215 92H213V94L211 93L212 89H209L208 92H209L210 94H212V95L214 96V98H213L212 95H208V96H210L213 100H212L211 98H210V100H208V99H209L208 96H207V98L205 97V93H206V92L203 91V92H204V93H203L202 90H201V91L199 90L200 88L202 89L201 85H199L200 88H198V89L196 88V87H198V84H199V83L201 84V82H203V83H202V84H203L202 86L204 87V81H205V80L207 81V79H206ZM255 77H256V78H255ZM3 78H1V79H2V82H3ZM20 78H19V79H20ZM40 78H39V79H40ZM56 78H57V79H56ZM169 78H170V79H169ZM193 78H194V83H193V81H192V84H193V85L191 84L190 81H188V85L191 84L192 86H194V87H192L191 85H189V87H190L191 90H193V88H194V93H195L197 90H199L198 92H199L200 95L197 94V97H198V95H199L200 99L202 98L201 96H203L204 99L206 98V99H205L206 101H205L203 98H202V99H203L204 101H203L202 99L200 100V102H201V101L204 102V103L201 102L202 105H201V103L198 101L199 98H196V99H195V101H198V102H197L198 104H197L195 101H193V98L196 97L195 95H196V93H198V92H196V93L194 94L193 91H191L190 89H188L189 87H187V86H188L187 83H186L187 80H193ZM199 78H201L202 80L200 81ZM219 78H220V77H219ZM225 78H226V79H225ZM9 79H10V80H9ZM19 79H18V81H19ZM101 79H102V81H101ZM195 79H197V83H198V84H196ZM204 79H205V80H204ZM20 80H21V79H20ZM22 80H21L20 82H18V83H22V82H23ZM26 80H28L27 83H26ZM61 80H62V81H61ZM69 80H70V79H69ZM69 80L66 79L67 82H69ZM171 80H172V81H171ZM198 80H199V81H198ZM215 80H218V77H217ZM237 80H238V79H237ZM240 80H241V82H242V78H240ZM29 81H30V83H29ZM42 81H43V80H42ZM147 81H146V82H147ZM170 81H171V82H170ZM180 81H181V80H180ZM206 81H205V82H206ZM231 81H234V82H231ZM250 81H252V83H253L254 85L257 84L256 87L253 86V84L251 85V82H250ZM0 82H1V81H0ZM38 82H39V81H38ZM58 82H59V83H58ZM67 82H66V83H67ZM214 82H215V81H214ZM220 82H222V81H220ZM255 82H256V83H255ZM34 83L37 84V85L40 84V85H42V86L39 85L38 88H37V85L35 86ZM66 83H65V84H66ZM155 83H157V84H155ZM165 83H164L163 85H165ZM172 83H173V84H172ZM185 83H186V84H185ZM217 83H216V84H217ZM231 83H233V84H231ZM234 83L236 84V86H237V85H238V86H237V87H236V86H233ZM247 83H249V84H248L249 86L246 85V87H248V88H249V87L254 88V89H255V88H256V89H260V88H262V91H261L262 93L260 94V93H259L260 91L258 92V90H255V91L258 92V93H255V92H253V91L250 90L251 88H249V89H248V88L245 89V86H243V85H244V84H247ZM258 83H259V84H258ZM28 84H29V87L32 86V89H31V88H30V89H31L32 91L34 90L33 92H30V90H28L29 92L27 91L28 94L31 93L30 95H28L27 92H26V89H27V87H28V86H27ZM30 84H31V85H30ZM56 84H57V85H56ZM149 84H150V85H149ZM168 84H169V85H168ZM177 84L179 85V86H178V89H180V91H181V90H182V91H183V90L186 91V89H183V88H185V86H186V87H187V91H186V92H189V90H190L191 92H189V93H187V94L183 93L182 91L180 92V91L176 88V87H177V86H176ZM195 84H196L197 86H196ZM213 84H214V83H213ZM229 84H228V85H229ZM7 85H8V86H7ZM86 85H87V84H86ZM155 85H156V86H155ZM173 85H174V88H176V90H178V93H183V94H181V95H182V96H183V95L185 96V97L183 96V97H184V98H183V97L180 96V94H178L179 98H178L177 101L180 102V103H179L180 105H181V103H182L181 107H180V105L178 104V102H176V99H177V97H178V96H176L177 93H176V95H175V93H170L172 90H173L172 92H177V91L173 88ZM260 85H261V86H260ZM24 86H26V88H25ZM52 86H53V87H52ZM79 86H81V85H79ZM82 86H83V87H82ZM82 86H81V87L83 88V92H85V90H84V89H85L84 84H82ZM175 86H176V87H175ZM257 86H258V87H257ZM29 87H28V88H29ZM46 87H47V88H46ZM60 87H62V88H60ZM241 87H242V88H241ZM243 87H244V88H243ZM11 88H12V89H11ZM23 88H25V89H23ZM36 88H37V89H36ZM56 88H57V89H56ZM59 88H60V89H59ZM66 88H68V90H67ZM73 88H74V87H73ZM76 88H77V87H76ZM99 88H100V90H99ZM230 88H231V90H229ZM22 89H23V90H22ZM35 89H36V90H39V91H36ZM53 89H54V90H53ZM58 89H59V90H58ZM96 89H97V87H96ZM120 89H122V88H120ZM163 89H164V86H163ZM195 89H197V90L195 91ZM227 89H228V90H227ZM254 89H253V90H254ZM44 90L46 91V93H45ZM57 90H58V91H57ZM72 90H73V91H72ZM123 90H124V91L126 90L125 93L127 94L128 89H126V88L124 89V87H123ZM155 90H156V89H155ZM157 90H156V91H157ZM166 90H167L168 92H166ZM169 90H171V91L169 92ZM203 90H204V89H203ZM220 90H221V91H220ZM222 90H224V91H222ZM237 90H238V91H237ZM247 90H248V91H247ZM249 90H250L251 92H250ZM2 91L4 92V94H3ZM6 91H9V93H10L11 95H9V93H7ZM20 91H22L23 93H22V92L20 93ZM52 91H53V92H52ZM59 91H60V92H59ZM64 91H62V92H64ZM81 91H82V90H81ZM102 91H103V90H102ZM102 91H101V93H102ZM118 91H117V92H118ZM144 91H143V92H144ZM185 91H184V92H185ZM230 91H231V92H230ZM241 91H242V92H241ZM1 92H2V93H1ZM5 92H6V93H5ZM24 92L26 93V96H27V97H25V93H24ZM35 92H37V93L35 94L36 96L32 95V94L35 93ZM40 92H41V93H40ZM103 92L105 93V91H103ZM150 92H152V94H150ZM201 92H202V93H201ZM208 92L206 93V95L208 94ZM222 92H223V93H222ZM236 92H237V93H236ZM51 93H54V94H51ZM66 93H67V92H66ZM71 93H73V94L71 95ZM81 93H82V92H81ZM101 93H100V94H101ZM104 93H103L104 96H101L102 94L100 95V99H102V102H103V101H107V99H108V98L106 99V97H105L106 95H105ZM128 93H130V92L128 91ZM191 93H192L195 97H193V95H192ZM217 93H218L219 97H220L221 93L223 94V95H221V96H222V98H223L224 101L222 100L221 97H220L221 100H220V98H219L220 101H219V100H215V101H214V99H216V98L218 97V96H217ZM219 93H220V94H219ZM224 93H225V94H224ZM228 93H229V94H228ZM232 93H233V94H232ZM254 93H255V94H254ZM6 94L10 96V97H7L8 100L6 99ZM44 94H45V96H44ZM49 94H51V95L53 96V99H52V96L50 97ZM58 94H57V96H59ZM69 94H70L71 96H70ZM77 94L75 95V97L77 96ZM93 94H94V93H93ZM116 94H117V95H116ZM122 94H124V97H123V98H122V96H123ZM156 94H157V95L160 94V95H161V96H160L161 98H162V95H163V98H162L160 101H158V99H160V97H159V96H158L159 98L156 97ZM173 94H174L175 97L173 96ZM189 94H190V95H189ZM203 94H204V95H203ZM243 94H244V95H243ZM257 94H259V96L262 97V98H259V96H258ZM12 95H13V98H11ZM23 95H24V97H23L24 99L22 98ZM31 95L34 96V97H32ZM109 95H110L111 97H110ZM113 95H115L117 98L114 97ZM187 95H189V96H187ZM236 95H237V96H236ZM255 95H256V96H255ZM20 96H21V97H20ZM29 96H31L32 98L29 99V98H28ZM37 96H38V97H37ZM146 96L148 97V99L150 98V100H147V97H146ZM14 97H15V98H14ZM41 97H42V98H41ZM48 97H49V99H47ZM59 97H61V96H59ZM102 97H104V98H102ZM112 97H113L114 99H113ZM119 97L122 98L123 100H124L125 98H126L127 100L129 99L130 102H132V103L127 104L129 100H128V101L126 100V103H124V101L121 100ZM155 97H156V99H155ZM192 97H193V98H192ZM225 97H227V98H225ZM21 98H22V99H21ZM50 98L52 99V101H51ZM180 98H182V99L185 100L186 102L190 101L189 99L192 100V102H190V103L188 102L190 105H189L188 107H186L187 109H183V107L185 108V106H187L188 104L186 105V102H185V101H184V102H181V101H183V100L180 99ZM185 98H187V99L189 98L188 101H187ZM224 98H225V99H224ZM232 98H233V99H232ZM9 99H10V100H9ZM27 99H28V100H27ZM36 99H37V100H36ZM95 99H96V98H95ZM95 99H94V102H95V104H96V103H98L97 101H99V100H98L99 97H97V99H96L97 101H95ZM104 99H105V100H104ZM115 99H116V100H115ZM118 99H120V100H118ZM131 99H133V101L136 100L137 103L133 104V101H131ZM144 99H145V100H144ZM151 99H152V100L154 99V100L158 101V104H157L156 101L152 103V100H151ZM197 99H198V100H197ZM253 99H254V100H253ZM5 100H7V101H5ZM11 100H12V101H11ZM22 100H23V101H22ZM29 100H30V101H29ZM31 100H32V102H31ZM40 100H41V101H40ZM46 100H47L48 102H49V101L52 102V103L50 102L51 106H49V108L52 109V110H49L50 113H49V111L46 112L45 110H43V109H46V108H47V106H46L47 101H46ZM54 100H55L56 102H54ZM114 100H115L116 102H115ZM117 100H118V101H117ZM154 100H153V101H154ZM179 100H180V101H179ZM211 100H212V101H211ZM246 100H247V101H246ZM4 101H5V102H4ZM100 101H101V100H100ZM100 101H99V102H100ZM110 101H111V102H110ZM112 101H113V103H112ZM122 101H123V102H122ZM138 101H139V102H138ZM145 101H150V103H149V102L145 103ZM163 101H164V100H163ZM213 101L216 103V105H214L215 103H214ZM218 101H219V103H220V102H222V103L219 104V103H217ZM241 101H242V102H241ZM2 102H3V103H2ZM24 102H26V103H24ZM28 102H29V103H28ZM109 102H110V104H113V105H109V104H108L109 107H110L111 109L108 108V107H107V104H106V103H109ZM114 102H115V103H114ZM118 102H119V103H118ZM120 102H122V103H120ZM159 102H160V103H159ZM193 102H194V105H192ZM208 102H209V103H213V104H209ZM224 102H225V103H224ZM226 102H227V103H226ZM251 102H252V103H251ZM6 103H7V104H6ZM27 103H28L29 105H28ZM44 103H45V104H44ZM53 103H54V104H53ZM140 103H142L143 105L140 104ZM176 103H177V105H176ZM183 103H184L185 105H184ZM195 103H196L197 105H195ZM246 103H247V104H246ZM250 103H251V104H250ZM258 103H259V104H258ZM8 104H9V106L7 107ZM48 104H49V103H48ZM48 104H47V105H48ZM115 104H116V105H115ZM117 104H118V106H122V107L118 108V107H117ZM119 104H122V105H119ZM146 104H147V105H146ZM151 104H152V105H151ZM156 104H157V105H156ZM170 104H169V105H170ZM208 104H209V105H208ZM223 104H224V105H223ZM229 104H230V105H229ZM238 104H239V105H238ZM5 105H6V107H4ZM30 105H31V106H30ZM52 105H55V106H54L55 108H56V107L59 108V107L61 106L62 109L59 108V110L61 109L60 111H58L57 109H56V111H54V110H53L54 107H52ZM57 105H58V106H57ZM101 105H102V106H101ZM103 105H104V107H107V108L110 109V110H109V112H106L107 114H103V116H102L101 114L104 113V112L106 111V109H107V108H105V109L103 108L104 111L101 113L102 110H101L100 106L103 107ZM114 105H115V106H114ZM127 105H128V106H127ZM131 105H132V106H131ZM134 105H136V106H134ZM162 105H161V106H162ZM167 105H168V104H167ZM191 105H192V107H191ZM204 105H205L206 107H204ZM207 105H208V107H207ZM42 106H43V107H42ZM123 106H125V107H123ZM133 106H134V107H133ZM137 106H138V108H136ZM144 106H147L148 108H147V107L145 108ZM193 106H195L196 108L193 107ZM197 106H201V107H199V109H197V108H198ZM211 106H210V107H211ZM222 106H221V107H222ZM241 106H242V107H241ZM243 106H244V107H243ZM14 107H15V108H14ZM112 107H113V110H114V111L112 110ZM115 107H116V108H115ZM189 107H190V109H189ZM239 107H240V108H239ZM247 107H248V108H247ZM252 107H253V108H252ZM11 108H13V109H11ZM18 108H19V109H18ZM30 108H31V109H30ZM40 108H41V109H40ZM49 108H47V110H48ZM55 108H54V109H55ZM96 108H97V109H96ZM99 108H100V110H98ZM117 108H118V109H117ZM123 108H124V112H125V117H124L123 114H121V115H123V116H121V115L118 116L119 114L117 115V113H118V112L121 113L119 109H123ZM140 108H142V109H140ZM151 108H152V109H151ZM166 108L168 109L167 112H166V110H167ZM224 108H225V106H224ZM238 108H239V109H238ZM5 109H7V110H6L7 112L5 111ZM9 109H11V110H9ZM17 109H18V110H17ZM143 109H144V110H143ZM182 109H183V110H182ZM188 109H189V110H188ZM191 109H192V110L194 109V111H193L194 113H193L192 111H190ZM241 109H242L243 112L241 111ZM255 109H257V110H255ZM2 110H3L4 112H6V115H3V114H5V113H4ZM14 110H15L16 112H15ZM24 110H25V111H24ZM26 110H28V111H26ZM40 110H41V111L43 110L44 112H46V114L49 113V114H47V116H48L47 118H49V119H47V122L50 121L49 124H48V125H50V127L47 126V124H46L47 122L44 123V125H43V123H41V122L39 123V122L36 121L37 119H35V118L38 117V115H40V114L42 113ZM85 110H87V111H85ZM90 110H92V111L90 112ZM96 110L98 111V112H97L98 115H97L96 112H94V111H96ZM116 110H117V111H116ZM125 110H126V111H125ZM138 110H139V111H138ZM145 110H146V112H145ZM172 110H171V112H172ZM175 110H176V112H175ZM184 110H185V113L183 112ZM11 111H12V112L14 111L13 113H11L12 115L10 114ZM31 111H33V112H31ZM38 111H40L41 113L39 112V113L37 114ZM53 111L56 112V113H58L59 116L61 117V118H60V117H58V114H55L56 117H58L57 119H59V121H58L56 118H54V120H53L52 117H55V116H52V117L50 118L49 115H54V113L52 114ZM61 111H62V113H60ZM64 111H67V110H64ZM107 111H108V110H107ZM112 111H113V112H112ZM122 111H123V110H122ZM140 111H141V112H140ZM147 111H148V112L151 111L150 113L153 112L152 115H153V117H154L155 119H154L153 117H150V116H149L150 113H148ZM187 111H188V112H189V111L192 112L191 115L194 114V116H190V113H189V114L187 113V115H186V112H187ZM223 111H224V112H223ZM248 111H249V112H248ZM252 111H253V112H252ZM87 112H88V113L90 112V114H88ZM99 112H100V114H99ZM110 112H111V113H110ZM134 112H135V113H134ZM173 112H172V114H173ZM241 112H242V113H241ZM7 113H9L10 115L7 114ZM31 113H32V114H31ZM35 113H36V114H35ZM67 113H68V112H67ZM69 113H70V112H69ZM84 113H85V114H84ZM91 113H92V115H91ZM95 113H96V116H98V118H97V117H94V118H97V119H98V120L96 119L97 122L95 121L94 118H92L93 116H95ZM115 113H116V114H115ZM142 113H143V116H144V117H145V116L147 115V113H148V114H149V115H148V116H149L148 119H150V121H151L152 123H153L154 120H157V121H155V124H154V123H153V124H154L157 128L159 127L160 130H161V129H164V130L166 131V134H167V132H168V130H169V129H168V130H166V129H167V128H170V129L172 128V129H173V132L171 131L172 129L170 130L172 133H171V132H168V133H169V136H170L171 134L173 135V136L171 135L172 138H171V137L169 138L168 134L165 135V133H163V131H160V130L158 131V129H155V132H154V131L152 130V128L154 129V128H156V127H153L154 125H152L151 122L147 119L148 116H146L145 118L142 117ZM166 113H168V114L165 115ZM182 113L185 115V117H182V116H184V115H182ZM209 113L214 114L215 116H220V117H218V118L220 119V121H217V122H219V124H217L216 122H214V121L218 120V118H217V117L214 118V117H213L214 115L211 116ZM231 113H232V114L234 113L233 117L236 115V116H235V119L232 117L234 120H233V119H228V118H226V117H228V115H230ZM253 113H254V114H253ZM256 113H258V114H256ZM259 113L262 114V115H260ZM61 114H64V115H62L63 117L61 116ZM126 114H127V116H126ZM172 114H171V115H172ZM207 114H208V116H209V115H210V116H209V117L206 116ZM226 114H228V115H226ZM232 114H231V115H232ZM255 114H256V115H255ZM7 115L11 116V117H9L10 120H8L9 118L6 117ZM14 115H15V116H14ZM34 115H37V116L34 117ZM84 115H88V116L90 115L91 117H90V116H89V117L91 118L92 121H88V123H87V122L85 121V119H83L84 117H86V116H84ZM99 115H101L102 117L99 116ZM106 115H107V116H106ZM115 115H116V116H115ZM171 115H170V116H171ZM181 115H182V116H181ZM188 115H189V117H188ZM231 115H230V116H231ZM252 115H253V118H252ZM2 116H3V117H2ZM4 116H5V117H4ZM88 116L86 117V118H87L86 120L89 119ZM128 116H129V117H128ZM132 116H134V117H132ZM135 116H139V117H141V119H140L139 117H136L137 120H138V118H139V121H140V120L143 121V119H144V120L146 119L145 121L148 120V121L150 122V125H152L151 128H148V127H149V125H148V127H146V128L144 127V129L142 128V129L140 130L141 126L143 127V126H145V124H142V123H144V121H143V122H139V121H138L139 124L141 123V124H140V127H139V130L141 131V133H139V134L136 133V134L139 135V136H140L141 134H143L142 137L140 136L142 140H143L144 137L146 138V139L144 138L145 140H143V141H142V140H137V139H140V138H137V139H136V138H135V139H131V141L129 140V139L132 137V134H134V135H133L134 137L137 136V135L134 133L135 131L138 132V131L135 129V128L138 129V126H137L138 123L136 122V118H135ZM163 116H168V118L166 117V118H167V119H166V122H170V120H172V123H171V122H170V123H163L164 120H165V117H163ZM186 116H187V117H186ZM197 116H198V115H197ZM224 116H225V117H224ZM237 116H238V118H237ZM242 116H245V117L242 118V119H239V118L242 117ZM259 116L262 117V118H261L262 121L259 120L260 118L257 119ZM33 117H34V118H33ZM69 117H70L71 120L74 119L75 121L72 122L73 120L71 121V120L69 119ZM80 117H82V120H80V119H81ZM99 117H101L102 119L100 118L101 120H99ZM108 117H109V118H108ZM119 117H120V118H119ZM162 117L164 118V120H163ZM180 117H181V118H180ZM206 117H207V119L211 117L210 119H208V121H210V122H209V124H211L210 127H214V128H210L208 125H204V126H203L202 122L204 123L205 121H207V120H206ZM250 117H251V118H250ZM254 117H255V119H254ZM7 118H8V119H7ZM11 118H12V119H11ZM115 118H116V119H115ZM131 118H134L133 121H135L134 123H136V124H134L133 121L130 122ZM142 118H143V119H142ZM158 118L161 119V121H160ZM179 118H180V119H179ZM216 118H217V119H216ZM221 118H222V117H221ZM229 118H230V117H229ZM33 119H34V120H33ZM55 119H56V120H55ZM66 119H68V120H66ZM93 119H94V121H93ZM109 119H110V120H109ZM212 119H214V121H212V123H211V120H212ZM215 119H216V120H215ZM238 119H239V121H237ZM256 119H257V121L259 120L260 122L255 121ZM48 120H49V121H48ZM69 120H70V121H69ZM89 120H90V119H89ZM123 120L128 121L127 124L130 125V127H132V130L135 129L134 132H133L132 130H129V129H131V128H130L128 125L125 126V127H129L128 129H125V128L123 129V128H122V126H123L122 124L125 123V121H123ZM162 120H163V121H162ZM167 120H169V121H167ZM204 120H205V121H204ZM221 120H222V122L224 121L223 124H222ZM230 120H231V121H230ZM232 120H233V121H232ZM248 120H247V121H248ZM251 120H254L255 122H254V121L251 122ZM32 121H36V122H37V125H39V126H37L36 123L33 124ZM53 121H54V122H53ZM55 121H56V122H55ZM63 121H64V122H63ZM66 121H68V122H66ZM76 121H77V123H76ZM84 121H85V123H84ZM100 121H102V124H101L102 126L100 125V123H101ZM105 121H106V122H105ZM122 121H123V122H122ZM148 121H147V123L149 124ZM158 121H160L159 123H161V124L157 123ZM234 121H236V123H235ZM80 122L83 123V124H86V125H87V128L89 127V124H92V125H91L92 127L90 126V128H93V129H91L90 131H88V132H90V133H91L92 130H93L92 133L96 132L95 130H97L96 128H97V125H98L99 130H97V134H98V135L101 134L100 137H99L97 134H95V133H94V135L87 133V130H89V128L86 130L85 125H84L83 127H82V124H81V125L79 124L78 126H76V125H77L78 123H80ZM90 122H92V123H90ZM95 122L97 123V125H94V124H96ZM107 122H108V123H107ZM173 122H175V124H174L175 126L172 125V126H173V127H172L171 124H173ZM213 122L216 123V125L214 124V126H213ZM28 123H29V125L32 124V126H33V125L36 126V128L34 129V127L29 126ZM51 123H52V124H51ZM66 123H67V125H66ZM72 123H73V125H71V126H74L73 128H74L75 130H76L75 127H78V128H79V127L84 128V129H82V131L85 130V131H86V135L89 134V136L86 137L85 135H83V136H85L86 138H85V137L83 138L82 136H80L79 133H80V134L82 133V131L80 130V128H79V130H78V131H80V132L74 131V129H72V128H70V127H69L70 129L67 128V127H68V124H72ZM75 123H76V124H75ZM109 123H110V124H109ZM132 123L134 124L133 126H131ZM145 123H146V122H145ZM156 123H157V124H156ZM176 123H177V125H176ZM195 123H196V124H195ZM205 123H206V122H205ZM257 123H258V125H257ZM26 124H27L28 126H25ZM61 124H62V125H61ZM105 124H106V125H105ZM108 124H109V125H108ZM125 124H126V123H125ZM158 124L161 125V126H162V124H164V126H162L163 128H162L161 126H159ZM178 124H179V128H178ZM206 124H208V123H206ZM243 124H242V125H243ZM65 125H66V126H65ZM99 125H100V126H99ZM103 125H104V128H101V127H103ZM121 125H122V126H121ZM166 125H167V126H166ZM168 125H170L171 127H168ZM194 125H196V127H195V128H194V127L192 128V126H194ZM254 125H256V126H254ZM7 126H8V127H7ZM55 126H56V127L58 126L59 129L62 128V126H65V127H64L65 129L62 128V129H64V130L60 129V131H61V130L63 131L62 134H61L62 137H63V139H62V137H61L60 134H59V135H56V133L58 134V131H57L58 128H55ZM59 126H60V127H59ZM69 126H70V125H69ZM95 126H96V128H94ZM105 126H106V127H105ZM116 126H117V127H116ZM134 126H135V127H134ZM146 126H147V124H146ZM165 126H166V127H165ZM199 126H200V127H199ZM206 126H207V127H206ZM217 126H218V127H217ZM25 127H26V128H25ZM27 127H31L33 130L30 129V128H27ZM46 127H47L48 129L51 128V127H52V128L48 130ZM108 127H109V128H108ZM119 127L122 128L123 131H125V134H124L123 131H121V132H123V134H124V135H122V136H121L122 133L120 134V132H119ZM123 127H124V126H123ZM160 127H161V128H160ZM215 127H216V128H215ZM252 127H254V130H251ZM2 128H0V130H1ZM20 128H21V129H20ZM100 128H101L102 130H100ZM105 128H107V129H105ZM174 128H175L176 130H175ZM184 128H183V130H184ZM208 128H210V129H208ZM52 129H53V130H52ZM94 129H95V130H94ZM103 129L106 131L107 136L110 135L109 138L112 137V136H114L115 139L112 138L113 140H112V139L110 140V141H114V140H115L113 143H112V142H109V141L107 142V139H105V138H108V137H107V136L104 137V135H105V131H103ZM113 129H114V130H113ZM145 129H146V130L149 129L150 132L152 131L151 134H152V133H155V135H154L155 137H153V138H154V139L156 138V139H155V140H154V139H153V140H152V139H149V138L152 137L153 135H151V134L149 133V134L151 135V136H150L147 132L145 133V131H146ZM199 129H201V130L199 131ZM55 130H56V131H55ZM70 130H71L72 132H75V134L77 133V134L80 136V137L78 136V138H75L76 141H77V139H79V138H81V137L85 140V141H84L85 143L82 142V144H79V143H81V141H79V143H78V141H77L78 145H81V146H79V148H80L81 150L83 149V148H81V147L83 146L84 148H86V151H87L88 148L90 147L89 144L91 143V147L89 148V150L91 149L90 152H91V153H94V155H93V154H90V155H89V152H87L88 154H85V153L82 152L81 150H79V152H77V151H78V149H77V148H78V145H77V143L75 142V140H74V138H73L74 136H75V137H77V136L74 135V133H73L74 136L71 135L72 133L69 134V131H70ZM127 130L129 131V134L126 132ZM142 130H144V132H142ZM2 131H3V130H2ZM60 131H59V132H60ZM65 131H67L66 134L64 133ZM71 131H70V132H71ZM85 131H84V133H85ZM99 131H101L102 133L100 132V134H99ZM113 131H114V132L116 131V133L118 132V133H117V134H118L117 137H115L116 135L114 134ZM130 131H131V133H130ZM174 131H176V132H174ZM250 131H252V132L254 131V132H253L254 134H253L252 132H251V134H252L253 136H255V138H253L252 136H250L253 140H252L251 138H250V140H247V138L249 139V136H248V135H251V134H249ZM12 132H13L15 135H14ZM34 132H35V133H34ZM46 132H47V133H46ZM50 132H51L52 135L54 134L53 136H57V137L60 136L61 139H60V138H59V139H60L61 141L63 140L62 143L64 142L63 144H68L67 147H68V146H70V147H68L67 150H66V148H63V147H66V145H63V147H61V148L59 147V150L61 149L60 154H58V153H57V154L54 153V151H53L52 148H53L54 146H55L54 148H56V142H52L51 137H52V138H54V137L51 136ZM52 132H53V133H52ZM103 132H104V134H103ZM107 132H108V133H107ZM112 132H113V133H112ZM132 132H133V133H132ZM148 132H149V131H148ZM197 132H198V133L200 132L201 134L199 133V135H198ZM210 132L212 133V135H211ZM40 133H41V134H40ZM60 133H61V132H60ZM84 133H82V134H84ZM110 133H112V134H110ZM162 133H163V134H162ZM173 133H174V134L177 133V134H176V137H177V138H178V136L180 135L178 139H179V141L181 140V141L184 142V143L182 142V143H183V146H184L185 144L187 145V146L184 147V148H186V150H184V148H182V147H181L182 150L179 149V147H180V145H181L182 143L179 145L180 142L177 141V140H178L177 138H173V137H175V135H174ZM193 133H194V134H193ZM247 133H248V134H247ZM46 134H47V135L50 134V135H49V136H50L49 138L51 139L50 142H52L51 144H53V145L55 144L53 147H50V148H51L50 150H49V148H48L50 145L48 144V146H47L48 149H47V150H49V151H53V153L56 154V155L52 154V152H50V153H51V154H50L48 151H45L46 153H44V156H46L47 153H49L50 155H53V157L49 155L50 157L46 156L45 159H44V156H43V157H40V158H42L43 160H42V159H39V157L35 159V157H33V154H32V150H33V147H32V146H33L34 144H36V143L39 141V139H43V138H44V139H48V138H47L48 136H47ZM82 134H81V135H82ZM127 134H128L129 136H131V137H129ZM130 134H131V135H130ZM146 134H147V135H146ZM178 134H179V135H178ZM196 134H197V135H196ZM218 134H219L220 136H219ZM257 134H258V135H257ZM33 135H34V136H33ZM36 135H37V136H36ZM45 135H46L47 137H44ZM66 135H67V136L70 135V136L67 137ZM91 135H92L93 137H91ZM95 135H97V136H95ZM119 135H120V136H119ZM145 135H146V136H145ZM195 135L198 136V137H194ZM4 136H6V135H4ZM13 136H14V138H13ZM15 136H16V138H15ZM31 136H32V137H31ZM41 136H42V137H41ZM101 136H103V137H101ZM123 136H126V140H123V138H124ZM139 136H137V137H139ZM147 136H150V137H148V140H149V141L147 140ZM161 136H162L163 138H162ZM165 136H167V137H165ZM17 137H18V139H17ZM37 137H40V138L37 139ZM57 137H56V138H57ZM66 137H67V138H66ZM71 137H72V138H71ZM88 137H89V138H88ZM90 137H91L92 139H93L94 137H96L97 140L100 138V139H99V142H98L97 140H96L97 142L93 140L94 143L96 142V144H95V149L98 150V147H100V148H99V151L94 152V150H93L94 147H93V145H92L93 142H92V139H90ZM119 137H120V139H119ZM122 137H123V138H122ZM33 138H34V139H33ZM56 138H54L53 140L55 141ZM69 138H70V139H69ZM82 138H81V139H82ZM109 138H108V140H109ZM187 138H188V139H187ZM189 138H190V139H189ZM257 138H259V139H257ZM36 139H37V140H36ZM59 139L57 138L58 142H59ZM83 139H82V141H83ZM101 139L106 140V141H105L106 146L103 147V145L101 144V143H102L101 141H103V140H101ZM127 139H128V140H127ZM158 139H159V140H162V142L159 141ZM254 139H255V140H254ZM256 139H257V140H256ZM7 140H8V141H7ZM17 140H18V141H17ZM86 140H88V141H86ZM89 140H91L90 143H89ZM116 140H118V141H116ZM134 140H135V141H134ZM136 140H137V142H136ZM150 140H151V141H150ZM156 140H157V141H156ZM164 140H165L164 143L167 145V148H166V146L164 147L165 149H163V146H164V145L162 144ZM173 140H174V141H173ZM208 140H209V141H208ZM5 141H6V142H5ZM13 141H14V142H13ZM34 141H36V142H34ZM48 141H49V140H48ZM65 141H66V142H65ZM68 141H69V142H68ZM133 141H134V143H136V144H134ZM138 141H140V142L138 143ZM147 141L150 142V143H152L153 145H155V146H153V145L151 144V145L153 146V150H151V149H152L151 146H150L151 149H150V147H148V145H147L148 142H147ZM152 141H153V142H152ZM154 141H155V142H154ZM158 141L160 142V144H159ZM175 141H176V142H175ZM198 141H199V140H198ZM219 141H218V142H219ZM249 141H250V142H249ZM253 141H255V143H257V144H258V142H259V144H258V145H257V144H254ZM257 141H258V142H257ZM261 141H262V142H261ZM9 142H10V143H9ZM31 142H32V143H31ZM33 142H34V143H33ZM50 142H49V143H50ZM58 142H57V143H58ZM74 142L76 143V145H74V144H75ZM129 142H130L131 144H130ZM156 142H157V144H154V143H156ZM168 142H169V143H168ZM178 142H179V143H178ZM189 142H190V143H189ZM16 143H17V145H16ZM87 143H89V144H87ZM97 143H98V144H101V145H100V146H97V145H98ZM105 143H103V144L105 145ZM108 143H110V144H108ZM175 143H176V144H175ZM187 143H188L189 145H188ZM200 143H201V141H200ZM203 143H201V144H203ZM260 143H262V144L260 145ZM5 144H7L8 146L5 145ZM10 144H11L13 147H15V149L17 150V152L15 151V149L12 148V146H11ZM18 144H19V145H18ZM20 144H21V145H20ZM111 144H112V145H111ZM141 144H142V145H141ZM168 144H169V146H168ZM177 144H178L179 146H178ZM207 144H208V145H207ZM253 144H254V145H253ZM3 145H5V146H3ZM29 145H30V146H29ZM57 145H59V144H57ZM61 145H62V144H61V142H60V145H59V146H61ZM87 145H88L89 147H88ZM109 145H111L112 148H111V146L109 147ZM120 145H121V146H120ZM130 145H132L133 148H132V146H130ZM136 145L139 146V147L137 146V148L140 149V150H138V149L136 148ZM149 145H150V144H149ZM158 145H163V146H161V147H162V148H161V147L158 146ZM176 145H177V146H176ZM2 146H3V147H2ZM17 146H18V147H17ZM20 146H23L24 149H23L22 147H20ZM101 146L104 148V150H102V147H101ZM146 146L148 147V149H150V150H149V152L151 151L150 154L147 152L148 149H147ZM156 146H157V147H160V148H156ZM221 146H222V145H221ZM223 146H224V145H223ZM245 146H244V148H245ZM259 146L261 147V149H260ZM6 147H7V148H6ZM8 147H9V148H8ZM16 147H17V148H16ZM19 147L21 148L20 151H19V149H20ZM27 147H28V148H27ZM73 147H74V148H73ZM76 147H77V148H76ZM96 147H97V148H96ZM141 147H142V148H141ZM145 147H146V148H145ZM169 147H171V148L174 147V148H172V149L170 150ZM30 148H32V150H31ZM62 148H63V150H62ZM69 148H70L71 150H70ZM105 148H106V149L108 148V149L106 150ZM110 148H111V150H110ZM144 148L147 149V150H146V151H141V149L144 150ZM221 148H222V147H221ZM221 148H220V150L218 149V151L221 152ZM244 148H243V149H244ZM6 149H7V152H9V153H10L12 150H14V151H12L11 155H10L9 153H7V155H6V152H5ZM10 149H12V150H10ZM25 149H26L27 152L25 151ZM72 149H73V150H72ZM135 149H137V150H135ZM157 149H158V151H160L159 149H161L162 151H161V152H158V151H156ZM168 149H169V150H168ZM173 149L176 150V151H174ZM178 149H179L180 151H179ZM211 149H213V150H211ZM2 150H3V152H5V153H3ZM9 150H10V151H9ZM45 150H46V149H45ZM55 150H56V149H55ZM57 150H58V147H57ZM59 150H58L57 152H59ZM64 150H65L66 153L63 152ZM92 150H93V152H92ZM100 150L105 151V153L103 152L104 157H103L102 153H100ZM130 150H131V151H130ZM132 150H133V152H132ZM154 150L156 151V153H155ZM164 150H165V151L167 150V152H165ZM172 150L176 153V156H177V157L175 156V153H174ZM177 150H178L179 152H178ZM245 150H248V148H245ZM21 151H23L24 153L26 152V154H24V155H26V156H27V155L30 156V155L32 154V157H33L32 159L35 160V161H33V162H35V163L32 164V162H31V165L34 166V168L36 167V170H37L36 162L38 161L37 164L39 163L38 165H41V169L39 168V171H40V172L42 171L41 173H40V172H36V174H35V171H34L35 169L33 170V167L30 165V162L28 161L30 158L27 159V158H25L24 156H22V155H23V152H21ZM28 151H29V152L31 151V152L28 153ZM67 151H68L69 153H70V151H72L71 154H72V155H73V154L76 155V156H71V158H69V160H68V161H70L69 164H68V163L66 164V162H68V161H67L68 156L70 157V154H69ZM80 151L82 152V154H83V153H84V154H83V155L80 154ZM83 151H85V150L83 149ZM102 151H101V152H102ZM106 151H107L108 153H107ZM125 151H126V153H125ZM135 151L137 152V155H138V152H139V155H138L137 157L134 156V159H132V158H133V154L136 155V152H135ZM163 151H164V152H163ZM168 151L173 152V153H172V154H174L173 157H172L173 159L170 158L171 156H170V154H168ZM181 151H184V152H185V153H183V152H182V153H183V156L186 155V157H185V158H186V161H187V157H188L187 155H188V153L192 156V157H191V156L189 155V157H191L192 159L189 160V158H188V161H187L188 165H189V164L191 165L190 167H189L188 165H186L187 163H185V162H186V161H185V158H184L183 156H181L182 154H181V155H180V154L178 155V153H180ZM189 151H191V152H189ZM214 151H215V152H214ZM260 151H259L258 153H260V154L262 155V153H261ZM15 152H16L17 154L19 153L20 156H19V154H18L17 156L14 155V154H16ZM55 152H56V151H55ZM61 152L64 153V155H62ZM76 152H77V154H76ZM114 152H115V153H114ZM116 152H117V153H116ZM143 152H144V153H143ZM145 152H146V154H148L147 156H148V159H149V160H148V159H145V158L147 157L146 155L143 156V154H145ZM171 152H169V153H171ZM211 152H212V153L214 152V154H212ZM263 152H264V151H263ZM2 153H3V154H2ZM13 153H14V154H13ZM21 153H22V155H21ZM67 153H68V154H67ZM95 153H96L97 157L95 156ZM130 153H132V154H130ZM142 153H143V154H142ZM151 153L154 154V156L151 155ZM157 153H160V155H159L158 157H156L157 159H158L159 157H160V158H159L160 160H162V157H163V159H164V158L166 159L165 161H166L167 163H165V161H162V162L165 164V165H164V166H165V168H164L165 170L163 169V171H162V169H160V167H161L162 165L159 167V162H160V164H162V162H161V161H156L157 159L155 158V156L158 155ZM4 154H5V155H4ZM8 154L10 155V157H9ZM65 154H66V155H65ZM99 154H101V155H100L101 157L99 156ZM106 154H107V155H106ZM110 154H111V155H110ZM113 154H114V156H113ZM124 154H125V155H124ZM140 154H141V155H140ZM155 154H156V155H155ZM161 154H163V156H162ZM208 154H210V155H208ZM2 155L6 156V157L1 158ZM59 155H61L62 157L59 156ZM77 155H78V157H79V155H80V157H81V158L79 157V159H80L82 162H81V161H79V162H80V163H84V165L82 164V165H83V166H82L83 168L80 167V166H81L80 163H79V165L77 166L78 168L76 167L77 170H78V172H77V170L74 168V167L76 166V165H74V164H76L77 161L79 160L78 157H77ZM87 155H88V156H87ZM105 155H106V156H105ZM109 155L112 156L111 159H110V156H109ZM127 155H128V156H127ZM130 155H131V156H130ZM149 155H150V157H149ZM164 155H165V157H164ZM211 155H212V156L214 155V156L212 157ZM263 155H264V153H263ZM11 156H12V157H11ZM14 156H15L16 158H15ZM18 156H19V158H18ZM21 156H22V158H21ZM34 156H35V155H34ZM54 156L57 157V158H55ZM84 156H85V158H84ZM92 156H95V158H97V159H98V157H99V159H98L99 161L95 159V161H97L98 163L100 162V160L103 159L101 162H104V164L107 163V166H109V167H106V165H104V164H103L104 167H103V165L101 166V164H102L101 162H100V166L96 167V166L99 165V164H97V162L94 163L95 161L91 162V161L94 159V157H92ZM107 156H109V158H108ZM115 156H116V157H115ZM140 156H143V157H144V161H143L142 158H140ZM167 156H168V157H167ZM179 156L181 157V160H182V158L184 159V161H185V162H184V163H185V166H186V168L189 167V169H187V170L185 169L184 163H182V161L180 160V157H179ZM23 157H24V158H23ZM27 157H28V156H27ZM30 157H31V156H30ZM47 157H48V158H47ZM51 157H52V158H51ZM65 157H67V158L64 159ZM73 157H74L75 159H76V157H77V160H76V161L70 160V159H72ZM82 157H83V158H82ZM88 157L90 158V159H89L90 162L88 161ZM91 157H92L93 159H91ZM105 157H106V158H105ZM114 157H115V158H114ZM138 157H139V158H138ZM151 157L155 158V159L152 158L153 160L151 161V164H152V165L155 164V161H156V164H155V165H156L157 167H159L158 170L161 171V172H163V174H164L165 172H167L166 175H168V177L171 179V181H166V176H165V174L163 175L161 172H160V173H161V176H158L157 173L159 174V171L157 170V167H156V166H154V167H155L156 172L158 171L157 173H155V171H154V167H153V166L151 167V164H150V166L148 165L149 163L147 164L146 161L148 160V162H150V158H151ZM166 157H167L168 159H167ZM7 158H8V159H7ZM12 158L15 159V162H16V164L18 165V166H16V168L13 166V165H15V162H13L14 159H12ZM17 158H18V159H17ZM53 158H54V160H52ZM59 158H60V160L58 161ZM61 158H63V159H61ZM74 158H73V159H74ZM100 158H101V159H100ZM136 158L140 160V167H139V166L136 167V165L139 164V163L137 164L136 161H138V160H135ZM208 158H209V159H208ZM10 159H12V161H11ZM20 159L23 160V161H21ZM37 159H39L40 161L42 160L43 162H42V161L40 162V161L37 160ZM55 159H57V160H55ZM75 159H74V160H75ZM85 159H87V160H85ZM104 159H105V161H106V159L114 160V162L119 166V167L117 166V168H118L119 170L115 168L116 164H115V166H114V162H113V161H112V162H113V163H112V162L109 160V163H110V162L112 163L111 165H109V164H108V160H107L106 163H105ZM115 159H116V160H115ZM129 159H131V161H130ZM206 159H208V160H206ZM18 160L21 161V162L19 161L20 163H22V162H26V165H23V164H25V163H22L21 165H23V166H21V165L17 162ZM25 160H26V161H25ZM63 160H64L65 164H64V163H61V164L66 165L65 167L68 168V169H67L68 172L70 171V168H71V167L73 168V169L71 168V171L69 172L70 174H69L68 172H64V171H66V169H64L63 171H61L62 168H65L63 165L61 166V164H60V162H61V161L63 162ZM134 160H135V161H134ZM168 160H169V161H168ZM179 160H180V161H179ZM27 161H28V162H27ZM71 161L74 162V164H73L74 166L71 164V163H72ZM83 161H84V162H83ZM85 161H86V162L88 161L87 164L85 163ZM133 161H134V162H133ZM153 161H154V162H153ZM58 162H59V164H58ZM135 162H136V163H135ZM138 162H139V161H138ZM145 162H146V163H145ZM178 162H179V163H178ZM89 163H90L91 165H90ZM92 163H93V165L95 166V167H94L95 170H93L94 168L92 167V166H93ZM142 163H144L146 166H149L150 169L148 170V172H149V173H152V172H153V173H152L153 175H154V173H155V177H152L151 174L148 175V173L145 172V169H146L147 167H146L144 164H142ZM157 163H158V164H157ZM77 164H78V163H77ZM119 164H120V165H119ZM134 164H136V165H135V168H133V166H132V165H134ZM181 164H182L183 166H182ZM192 164H193V163H192ZM195 164H193V165H195ZM204 164H205V163H204ZM35 165H36V166H35ZM43 165H44V166H43ZM58 165H60V167H58ZM67 165H72V166L70 167V166H67ZM12 166H13V168H12ZM19 166H21V167H19ZM49 166H50V168H49ZM90 166L93 168L92 170L95 171V172H94L95 175H93L94 173L91 175L92 172H90V171H91V169H90L91 167H90ZM110 166H111L112 169H110ZM112 166L115 168L114 170H116V171L113 170V167H112ZM141 166H143V167H141ZM164 166H162V167H164ZM179 166H180V168H179ZM181 166H182V168H181ZM8 167H9V168H8ZM22 167H23V169H21ZM30 167H32V168H30ZM38 167H39V166H38ZM56 167H57V168H56ZM99 167H100V169H99ZM131 167H132V168H131ZM144 167H146V168L143 169ZM162 167H161V168H162ZM166 167H167V168H166ZM183 167H184V168H183ZM200 167H201V166H200ZM11 168H12V169H11ZM17 168H19V170H20V169H21V170L19 171ZM45 168H46V169H45ZM80 168H82V169L80 170ZM107 168H108V169H107ZM129 168H130V169H129ZM136 168H137V169L140 168V169H138L139 171H138ZM141 168L143 169V172H142V169H141ZM152 168H153V169H152ZM168 168H169V169H168ZM175 168H179V170H181V169H183V170H181L180 172H177V171H179V170L176 169V173H175V171L171 170V169H175ZM192 168H193V170H194L193 172H192ZM194 168H195V169H194ZM257 168H260V170L256 169L255 173H256L257 171H260V172L263 173L264 170L261 171V169H264V168H262V166H261V167L258 166ZM6 169H8V170L10 169L9 171H11V172H13L14 170H16L18 173H15L16 171H14V175H13V174H10L11 172L9 173V171L6 170ZM47 169H48V170H47ZM60 169H61V170H60ZM74 169H75V171H74ZM83 169L85 170V172H84ZM98 169H99V170H98ZM133 169H134V170L136 169L135 171H138V173H139L138 176H137V175H134L135 171H134V173H133V172H132ZM151 169H152V170H151ZM184 169H185V170H184ZM0 170H1V169H0ZM5 170H6V171H5ZM22 170H23V171H22ZM79 170H80V172H79ZM112 170H113L114 172H113ZM120 170H121V171H120ZM146 170H147V169H146ZM188 170H191V172L193 173V175H192V173H191L190 171L187 172ZM7 171H8V172H7ZM44 171H45V173H44ZM60 171H61V172H64V176H62V173H60ZM72 171H73V172H72ZM151 171H152V172H151ZM172 171L176 174V176H174L175 174H173ZM183 171L186 173L185 175H187V177L185 176L186 178L183 176L184 174H180L181 172L183 173ZM241 171H242V170H241ZM243 171H244V170H243ZM243 171H242V172H243ZM5 172H7L8 175H6ZM20 172H22V173L19 174ZM89 172H90V173H89ZM96 172H97V173H96ZM168 172H172V174H173L172 176H173L174 178L171 176V173H170V176H169ZM260 172H257L259 175H258L257 173H256V175H253V176H257V175H258V177H256L257 179H255V177L253 178V176L251 177V178H253V179H251V181L254 180V179L256 180V181L254 180V181H255L254 183H253V181L251 182L250 179L248 180L249 182L247 181V183H249L250 185L253 183V184H252L253 186H252V187L250 186V188L253 189V188L255 187V189L252 190V189H250V188H246V189L251 190L252 192L250 193V192L248 191V193L246 192V194H244V195H242L244 192H243V193L241 192L242 194L240 193L241 196H239V198L243 196L242 199L240 198V199H241V200H240V199L238 198L239 200L236 199V201L233 202L234 205H237L238 207H240L241 203H242L243 205H245V206H246V204H248V206H247L248 208H249L250 205H251V207H253V209H251V208H249V209L246 208V209L244 210V212H246V213H244V214H246V215H243V211H242V215H243L245 218L247 217V215H249V219H247V220H250V219H251V218H250V217H251L250 215L253 216V214L255 213V212L253 213V210L256 211V208H257V210H258V208L260 207V204H261V203L264 204V197H263V199H262V196L264 195V173L261 174ZM51 173H53V174H51ZM65 173H66V174H65ZM67 173H68V174H67ZM101 173H102V174H101ZM112 173H113V175H111ZM114 173H115V174H114ZM117 173H118V175H117ZM127 173H128V174H127ZM131 173H132V174H131ZM138 173H136V174H138ZM188 173H189V175H188ZM200 173H201V174H200ZM240 173H241V172H240ZM240 173H238L237 175H239ZM245 173H246V171H245ZM255 173H254V174H255ZM9 174H10V175H9ZM17 174L19 175V178H18V175H17ZM22 174H23V175H22ZM45 174H46V176H45ZM60 174H61V175H60ZM99 174H100V175H99ZM178 174H180V176L182 175V177H183L182 179H184V180L181 179V181H180V178H181V177H180ZM241 174H242V173H241ZM16 175H17V176H16ZM20 175H21V176H20ZM41 175H39V176H41ZM47 175H48V176H47ZM68 175H70L71 177H69ZM77 175H78V176H77ZM96 175L99 176V177H97ZM103 175H104V176H103ZM131 175H132V176H131ZM159 175H160V174H159ZM190 175H191L192 177H191ZM200 175L203 176V177H202V180L199 179V178H201V177L197 178V177L200 176ZM206 175H207V176H206ZM260 175H261V176H260ZM9 176H10V177H9ZM39 176H37V177H39ZM44 176H45V177H44ZM67 176H68V177H67ZM100 176H101V177H100ZM108 176H109V177H108ZM115 176H116V177L118 176L120 180H119L118 178H115ZM141 176H142V177H141ZM164 176H165V178H164ZM204 176H206L207 178L204 177ZM47 177H48V178H47ZM65 177H66L68 180H67ZM79 177H78V178H79ZM95 177L97 178L98 181L100 180L101 182L98 183ZM104 177H105V178H104ZM113 177L115 178V180L113 179L114 182L111 180V178H113ZM123 177H124L125 179H124ZM143 177H144V178H143ZM148 177H151L153 180H154V178H155V180L153 181V180H151V178H150V179H147ZM162 177H163V178H162ZM168 177H167V180H170V179H168ZM171 177H172V178H171ZM175 177H177L178 180H176ZM179 177H180V178H179ZM194 177H196L195 180H194ZM20 178H21V179H20ZM35 178H36V176H35ZM50 178H51V179H50ZM63 178L66 179L67 181L64 180ZM69 178H70V179H69ZM98 178H99V179H98ZM101 178H102V179L104 178V180H102ZM130 178H131V179H130ZM142 178H143V179H142ZM156 178H157V179H156ZM161 178H162V179H161ZM187 178H189L188 181H187ZM203 178H206V182H205V179H203ZM13 179H11L12 183H14V180H13ZM37 179H38V178H37ZM37 179H36V180H37ZM55 179H56V180L59 179L60 182H59V181H55V182H53L52 180H55ZM60 179H61V180H60ZM94 179H95V180H94ZM106 179H107L108 181H107ZM116 179H118L119 181L116 180ZM129 179H130V180H129ZM146 179H147V181H146ZM164 179H165V180H164ZM172 179L176 180V182H174V180H172ZM207 179H208V180H207ZM16 180H17V181H16ZM45 180H46V182H45ZM71 180H72V179H71ZM109 180L112 181V182L115 183V184L113 185L112 182L109 183ZM132 180H133V181H132ZM141 180H142V181H141ZM149 180H150V181H149ZM162 180H163V181H162ZM197 180H198V181H197ZM203 180H204V181H203ZM231 180H232V179H231ZM22 181H23V182H22ZM116 181H117L118 183H116ZM130 181H131V182H130ZM151 181H153V183H151ZM156 181H157V182H161V184L158 183V185H157V184H156V183H157ZM177 181H179V182L177 183ZM185 181H186V182H185ZM195 181H196L197 184L195 183ZM210 181H211V180H210ZM56 182H58L59 185H58V184L56 185ZM70 182H71V181H70ZM119 182H121L122 185H124L125 187L122 186L123 188H121V187H120L121 185H120ZM146 182H148L149 185L151 184L152 187H154L155 185H157V186H155L154 188H152L151 185H150V186L147 185ZM163 182H164V183H163ZM165 182H167L169 186H170V185H171V186L173 185V187L177 186V187H178L177 189H179V190H180V188H182L181 185H183L184 187H183V189H181V190H183V192H184L185 194L183 193L182 195H180L179 192L182 193V191H179V190H177L176 188H173V189H172V192H173V194H172V193H171V190H170V187H171V186L168 188L169 190H168V189L166 190V191H169V192L171 193V195H169L170 193H168V192H167L168 194H167V193H166V194L163 193V189H164V188L166 189L167 186H168L167 183L165 184ZM169 182H171V183H177L178 185L175 184V186H174V184H171V183H169ZM180 182H182V183H180ZM189 182H190V183H189ZM193 182H194V183H193ZM207 182H208L209 184H208ZM179 183H180L181 185H180ZM188 183H189V186H190V187L188 186ZM206 183H207V184H206ZM40 184H41V183H40ZM40 184H39V185H40ZM47 184H48V183H47ZM50 184H48V185H50ZM101 184H100V185H101ZM116 184H117V185H116ZM159 184L162 186L161 188H160V185H159ZM162 184L165 185V187H164ZM249 184H247V185H249ZM37 185H38V184H37ZM118 185H119V186H118ZM134 185H135V186H134ZM193 185H200V187L202 186V187H204V188H200V187H199V188H200V191H199V189H198L197 186H196L197 189H196V188H192ZM254 185H256V186H254ZM20 186H21L22 188H21ZM117 186H118V188H117ZM127 186H128L129 189L127 188ZM129 186H130V187H129ZM147 186H148V187H147ZM150 187H151V188H150ZM158 187H159V188H158ZM163 187H164V188H163ZM179 187H180V188H179ZM194 187H195V186H194ZM206 187H208L209 189H207ZM246 187H248V186H246ZM256 187H257L258 189H257ZM14 188H15V189L17 188L16 191H18V192L20 191V192H19V193L16 192ZM38 188H36V189H38ZM125 188H126V190H125ZM132 188H133V189H132ZM157 188H158V189H157ZM162 188H163V189H162ZM171 188H172V187H171ZM190 188L193 189V190L196 189L199 193H200V192H202V193L204 192V193H203V194L200 193V194L198 195V193H197L196 190H195V191H193V190H189L191 194H190V193H187V192H189L188 189H190ZM205 188H206V190L204 191ZM261 188H262V189H261ZM13 189H14V190H13ZM20 189H21V190H20ZM127 189H128V190H127ZM131 189H132V190H131ZM161 189H162V190H161ZM184 189H185V190L187 189L186 192H185ZM259 189H260V190H259ZM5 190H7V191H5ZM22 190H23V193H24V194H23V195L21 194V196H22V197H21V196H20V193H22ZM153 190H154V192H153ZM155 190H156V191H155ZM201 190H203V191H201ZM209 190H210V192H209L210 194H207L206 191L208 192ZM244 190H245V189H244ZM244 190H243V191H244ZM11 191H12V192L14 191V192H13L14 194H10V193H12ZM118 191H119V192H118ZM135 191H136L137 193H136ZM157 191H158V192H157ZM164 191H165V190H164ZM178 191H179V192H178ZM191 191H192V192H191ZM245 191H247V190H245ZM253 191H254V192H253ZM255 191H257V193H256ZM258 191H259L260 193H261V191H262L263 193L260 194ZM155 192H156V193H155ZM174 192H176V197H174V196H175V193H174ZM177 192H178V193H177ZM194 192L197 193L196 196L193 195ZM139 193H140L141 195H140ZM142 193H143V194H142ZM144 193H146V194H144ZM186 193H187V194H186ZM205 193L207 194V196L209 195V197H207V196L205 195ZM15 194H18V195H15ZM119 194H120V193H119ZM129 194H130V195H129ZM178 194H179V195H178ZM194 194H195V193H194ZM250 194H251L252 196H251ZM255 194H257L256 196H258V197H259L260 195H261V196L258 198V197L255 196ZM35 195H37V196H35ZM47 195H48V194H47ZM153 195H155V197H156L157 199H155V197L152 198ZM172 195H173V196H172ZM177 195L180 196V197H177ZM188 195H189V197H188ZM201 195H202L203 197H201ZM229 195H230V194H229ZM229 195L227 194V195L225 196V193H224V195H223V194L220 195V196L218 195L217 198H218V197H221V198H218V199L216 198L218 202L216 201L215 198H213V199H215V200H212V198H211V200L209 199V200L207 201V204H208L209 206H208L207 204H205V201L201 200V201L204 203V205L202 204V206H207L208 208H209V207H212V209H215V211H216V208H218L219 205H217V204L215 203V201H216L217 203H219V201H221V200L223 199V197H226V198H227ZM248 195H249V196H248ZM19 196H20V198H19ZM43 196H44V198H43ZM138 196L141 197V198H143L144 200L140 199ZM150 196H151V197H150ZM171 196L174 198V200H175V198H178V199H176V200L174 201L173 198H172ZM204 196H205L206 198H204ZM222 196H223V197H222ZM245 196H246V197H245ZM247 196L250 197V198L248 199ZM35 197H36V199H35ZM196 197H198V198H196ZM229 197H230V196H229ZM229 197H228L229 202H231L230 200L234 201V200H233L234 198L232 197V195H231L232 198H231V197L229 198ZM244 197H245V198H244ZM251 197H252V198H255V199H252ZM26 198H27V197H26ZM151 198H152V201L150 200ZM158 198H159V200H160L159 202L156 201V200H158ZM184 198H183V202H184V201L186 202V200H184ZM256 198H258V199H256ZM20 199H21L22 202H20ZM38 199H39V200H38ZM190 199H188V200L190 201ZM193 199H191V200H193ZM199 199H198V200H199ZM228 199H227L226 203H224V202H223V204L221 203V206H220V207H222V209L224 208V210L227 209V208H229V202H228ZM25 200H26V202H30V203H32V204H30V205H33V203L36 202V203H35V206L33 205L34 208H33L32 206L29 205L30 208H32L33 210H35V209H36V210H35V211H31L32 209H30V208L28 207V204H29V203H27V204H26V202L24 203ZM146 200H147V199H146ZM162 200H164L165 202H164V201L162 202ZM170 200H172V201L170 202ZM178 200L180 201L179 204H177V203H178V202H177ZM200 200H199V202L201 203ZM224 200H226V199L224 198L223 201H224ZM249 200L252 201V202H251L252 204H250V201H249ZM255 200H259V202H260V203H258V201H257V204H258L257 207H256L257 204L254 205L255 203H253V202H256ZM262 200H263V201H262ZM6 201H7V202H6ZM11 201H12V202H11ZM16 201L19 202L20 204H21V203H22V204H23V203L26 204L27 206H26V205H25V206L29 208V209L26 208V209H28L27 211H29V212L31 211V212L28 213V214H25V216H23L24 214H23L22 212H21V213H22L23 215L20 214V213H18V211H17V207H18L19 205H18V204L15 205V204L17 203ZM33 201H35V202H33ZM46 201H47V202H46ZM237 201H238V202H237ZM240 201H241V203H240V205H238ZM242 201H243L245 204H244ZM4 202H5V203H4ZM48 202H49V203H48ZM167 202H169V203H167ZM172 202H174V203L177 202V203L174 204V203H172ZM183 202H182V203H183ZM212 202H214V203H212ZM236 202H237L238 204H237ZM246 202H248V203H246ZM47 203H48V204H47ZM157 203H159V204H157ZM182 203H181V204H182ZM233 203H231V205H230L231 207L233 206ZM12 204H13V205H12ZM45 204H46V205H45ZM148 204H149V205H148ZM154 204L152 205V207L155 208L156 206H154ZM169 204H170V205H169ZM171 204L173 205V207H172ZM215 204L217 205L216 208H215V206H216ZM227 204H228V205H227ZM14 205L16 206V208H15ZM159 205H160V206H159ZM200 205H201V204H199V207H202V206H200ZM214 205H215V206H214ZM224 205H227V206H224ZM243 205H242V206H243ZM253 205H254V206H253ZM21 206L24 207V205H20L19 207H21ZM43 206H44V207L47 206V207H46L45 209H42V208H44ZM223 206H224V207H223ZM242 206H241V207H242ZM261 206H262L263 209H264V205H261ZM12 207H13V209H15L16 211H14V212H13V210L11 211V208H12ZM23 207L18 208V209H20V211H23V210L25 209V208H23ZM40 207H41V208H40ZM152 207H151V208H152ZM163 207H164V208L166 207L165 210L168 209V210H167V213H166L167 215H165V213L163 212V210H164ZM167 207H168V208H167ZM180 207H181V205H180L179 207H177L176 210H177L178 208H180ZM199 207H197L196 209H197V210L201 209V208H199ZM207 207H205V209H206ZM241 207H240V208H241ZM243 207H244V206H243ZM254 207H255V208H254ZM262 207H260V208H262ZM22 208H23V210H22ZM154 208H153V209H154ZM162 208H163V209H162ZM171 208H172V210H171ZM198 208H199V209H198ZM202 208H203V207H202ZM260 208H259V209H260ZM9 209H10V210H9ZM26 209L23 211L24 213L26 212ZM41 209H42V211H43V212H42L43 215H39V214H40L39 212H41ZM219 209H220V211H219ZM219 209H218L219 214H218V212L216 211L217 215H216V213H215L213 210H211V208H209V210H208V209L205 210V214H201V216H197V217H201L200 219L203 220L202 223H204V222H206V221H210L211 224H214V222H215L214 220H217V217H216V216L221 215V214H220V213H221V208H219ZM243 209H244V208H241V210H243ZM247 209H248V211H247ZM250 209H251L252 211H250ZM48 210H49V208H48ZM188 210H189V211H188ZM197 210L192 214L191 218L193 217L192 219H196V220L198 221V218L195 216V215H198V213H199V211H197ZM210 210H211V212H213V214L216 215V216H215V217H216L215 219H214V218H211V217H214V215H213V216L211 215V212H209V213H210V216H211V217L209 216L210 219H207V218H208V216H207L208 214H207V213H208V211H210ZM224 210H223V211H224ZM9 211H11L12 213L9 212ZM37 211H38V212H37ZM44 211H46V212H44ZM169 211H170V212H169ZM202 211H203V212H202ZM223 211H222V212H223ZM249 211H250V212H249ZM2 212H3V213H2ZM32 212H33V213H32ZM162 212H163V213H162ZM247 212H249L250 214L247 213ZM10 213H11V214H10ZM171 213H173V215L175 214L176 216H175V215H174V216H173V215L169 216V214H171ZM200 213H204V208L200 210ZM200 213H199V214H200ZM251 213H253V214H251ZM37 214H38V215H37ZM194 214H195V215H194ZM206 214H207V215H206ZM178 215H179V216H178ZM193 215H194V216H193ZM202 215H203V216H202ZM34 216H35V217H34ZM38 216H39V217H38ZM108 216H109V215H108ZM163 216H162V218H163ZM206 216H207V217H206ZM173 217L175 218V219H173V220H174V222H176V224H174L173 226H171V224H173V220H170V219H172ZM180 217H182V218H180ZM203 217H204V218H203ZM23 218H24V219H23ZM42 218H44V219L42 220ZM148 218H149V217H148ZM162 218L160 217L159 219L161 220ZM165 218H166V217H165ZM165 218H164V220H166ZM179 218H180V220L176 221V220L179 219ZM191 218H190L189 220H186V221H190V220L192 221ZM202 218H203V219H202ZM205 218H206V220L204 221ZM247 218H248V217H247ZM12 219H13V220H12ZM22 219H23V220H22ZM81 219H83V218H81ZM84 219L87 221V223L85 222ZM84 219H83V220H80V221H77V222H79V223H77L76 221L73 222V224H75V225H73V224H70V225H69V228H71V227H70L71 225L73 226V227L70 229L71 232L74 230V232H72V233H76V229H77V231H79L78 233H80V229H81V232H82V230H83L85 227H88L89 224H91V226H90L88 229L85 228V231L83 230L84 232H89V231L91 232L92 227H96V226H97V227L99 228V224H98L99 222H97V219H96V220H95V219H90V218H84ZM87 219H88V220H87ZM110 219H111V215L109 216V219L106 218L105 220H110ZM212 219H214V220H212ZM21 220H22V221H21ZM39 220H41V221H39ZM89 220H91V222H90ZM92 220H95L94 222H97L96 224H98V225L94 226L95 223H94ZM105 220H104V221H105ZM183 220H181V221L183 222ZM1 221H2V222H1ZM8 221H9V222H8ZM81 221L83 222V224H82ZM104 221H102V222L100 221V222H101L100 224H102ZM193 221H194V220H193ZM213 221H214V222H213ZM40 222H41V223H40ZM88 222H89V224H88ZM194 222H196V221H194ZM200 222H201V221H200ZM200 222H199V224H200ZM9 223H10V224H9ZM38 223H39L40 226H36V224H38ZM84 223H85V224H84ZM92 223H94V224H92ZM146 223H147V224H146ZM165 223H168V221L166 220ZM196 223H198V222H196ZM202 223H201V224H202ZM43 224H44V225H43ZM47 224H48V227L51 226L49 223H47ZM77 224H79V225L81 224L80 227L83 225V226H82L83 229L80 228V227H79V229H78V228H75V226L77 227ZM178 224H179V225H178ZM201 224H200V225H201ZM209 224H210V223H209ZM79 225H78V226H79ZM92 225H93V226H92ZM147 225H149L150 227L147 226ZM167 225L169 226L168 228H167ZM176 225H177V227H176ZM206 225H208V222H206ZM206 225H205V223H204V225H203V224L201 225V226H204V227H202V230H203V228L205 229ZM144 226H145L146 228H143ZM209 226H211V225H209ZM209 226H208V229L211 231L212 227L210 228ZM212 226H214V225H212ZM37 227H39V228H37ZM97 227H96L95 229H93V230H94V231H92L93 233H97V231L99 230V229H97ZM152 227H153V229H152ZM154 227H157V228L155 229ZM21 228H24V227H21V226H20V229H19V230H22ZM40 228H41V229H40ZM73 228H75V229H73ZM163 228H164V229H163ZM166 228L168 229V232L165 233V232L167 231V230H166V231H164V232L162 233V229L165 230ZM5 229H3V230L1 229L2 233H1V231H0V238H3L4 234H6V235H5L6 237L4 236V238H7V237H9L10 234L12 233V232H10L11 230H9L10 228L7 229L8 231L5 230ZM39 229H40V230H39ZM45 229H47V230H45ZM72 229H73V230H72ZM86 229H87V231H86ZM89 229H91V230H89ZM206 229H207V228H206ZM208 229H207V230H204V231H208ZM41 230H42L43 232H42ZM88 230H89V231H88ZM135 230H136V229H134V231H135ZM6 231H7L8 233H6ZM35 231H36V232H35ZM157 231H156V233H158ZM173 231H172V233H173ZM32 233H33V234H32ZM38 233H41V234H38ZM47 233H48V234H47ZM161 233H162L163 235H162ZM164 233L166 234V236L164 235ZM2 235H3V236H2ZM158 235L161 236V237H158ZM53 236H54V235H53ZM57 236H58V237H61V236H59V235H57ZM162 236H163V237H162ZM53 238H54V237H53ZM55 238H56V236H55ZM59 239H60V238H57V240H59Z\"/></svg>",
  "mask_w": 264,
  "mask_h": 264
}]
</instances>
